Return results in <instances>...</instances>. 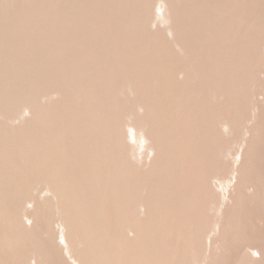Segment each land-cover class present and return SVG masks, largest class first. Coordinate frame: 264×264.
<instances>
[{
  "label": "rangeland",
  "instance_id": "obj_1",
  "mask_svg": "<svg viewBox=\"0 0 264 264\" xmlns=\"http://www.w3.org/2000/svg\"><path fill=\"white\" fill-rule=\"evenodd\" d=\"M16 1V2H15ZM20 1V2H19ZM43 1V2H42ZM47 1V3H45ZM57 0H12V1H10V0H0V14H1V16H0V23L1 22H3L2 24L3 25H5V26H3V25H0V33L1 34H3L2 36H1V34H0V40H1V48H0V51H5L6 49H7V56H5V55H0L1 56V59H0V70H1V68L2 67H4L3 69H4V71H6V73L2 70L1 72H0V74L2 75L3 74V77H4V79H6L7 78V76L10 78V81H8L9 80V78H7L6 79V81L5 82H3L4 81V79L2 80V76H0V83L2 84V82L4 83V84H2L1 86H3V85H5V84H7V85H5V86H3L4 88L7 86V89L5 88V89H3L1 86V91H4L5 90V92H7L8 91V95H6V97H5V99L2 101L4 104H5V106L3 105V107H1L2 106V102L0 103V111H3V113H10V112H12V109H13V101H15V97H16V99H17V97L18 96H16L18 93H17V91H20V87H21V90H24V92L25 91H29L30 92V90L32 91V89H37L38 91L35 93L36 94V96L35 95H33V99H34V97L36 98V99H38V97H39V99H42V97H41V89H38V88H42L43 87V89L44 88H46V87H51V89H53L54 87L56 88L57 87V85H58V90L57 89H53V90H50V88L49 89H47V92H42L43 93V95H44V93H45V98L43 97V99L42 100H40V103H42V104H40L39 105V109H40V113H37V115L36 114H32V113H27L26 112V114L25 113H21V112H24V108H20V109H22V111L20 110V112L18 111V110H16L14 113H13V116H14V118H11V119H13V121H10V125H12L13 126V124H15L16 125V128L17 129H19V134H21L22 136H20V135H17L18 137H17V139L19 140H17L18 141V143L22 146V148H25V143L27 142V141H29V140H26L28 137H29V135H30V137L28 138V139H30L33 135H35V134H33V133H31V132H34L35 133V131H37V134H42V133H45V132H43L44 130L46 131V130H48L49 128H52L53 126L57 129H55V133H56V131H58L56 134H55V138H59V137H61V135H62V138L63 139H56V142H58L59 144H57V143H55V138L53 137V139H52V136H53V134L52 135H49V137H50V139H49V137H47V139H49L50 141H51V139H52V141H51V143H53V144H56V145H59L58 147L62 150L63 149V152H65V153H67L68 154V152L69 153H71V151L73 152L72 154H73V157H70L72 154H69V155H67V163H69V164H66L64 167H60L61 169H59V170H62V168H65L66 166V168L65 169H63V170H66L65 172H67V174L69 173V175H70V178H75V179H73V180H75V182H78L76 179L77 178H80L79 179V185H77L78 183H75L77 186H78V188L77 187H75L76 185H72V187H74V189H73V192H75V195H76V192H77V189L79 190H81V187H80V184H81V179H82V181H83V179L84 180H86V179H89V178H87L86 176L85 177H83V175H85L84 174V169H83V166L82 165H84V163H82L81 164V161L80 160H84V158H86V157H84V155H86V153L83 155L80 151H83V149L85 148V146H86V148H89L88 147V145L90 146L91 144L93 145L94 143H95V141L96 142H99V143H102L101 144V146H102V148L104 147V149H105V147H108V148H110L109 146H111L110 144H107V143H111V138H110V136L108 137V135L106 136L104 133H106V134H108L107 132H103V133H100L102 130L104 131L105 129H107V131H109V128L108 127H110V126H108L107 127V122L109 123L111 120H118L119 118V116L117 115V113H115V115H113L114 114V112L115 111H124L125 112V110L127 109V107H128V110L126 111V112H129L128 113V116L129 115H131V116H129L128 118H124V119H130V117L132 118V119H130L131 121L135 118H138L139 119V115L141 114V113H143L144 111H142L141 112V110H142V108L143 107H141V104L139 103V102H137V101H135V96H136V94H137V99L138 100H140L141 99V96H138V94H141V91L138 89V87H134L133 86V84L132 83H134V81L135 82H139L140 81V79L142 80V81H140V82H143V83H145V85L146 84H148L147 86H150L149 88L152 90V91H154L155 89L158 91V92H162V90H164L165 88H162V86H164L165 84H164V81L165 80H162L163 78H162V76H163V74H161V73H159V71H163V70H161L160 68H159V71L157 70V72H156V69H158L157 67H155V64L157 63H160L161 65H163V63L162 62H164L163 61V58H162V55L164 56H166L167 57V55L170 53L171 55H173V53L175 54L176 52L177 53H180V52H182L183 53V55L187 52H189L188 54H189V56L191 55V57H189V56H185V57H183V55H182V58H181V54H179L180 55V58L178 57L179 55L177 54V56H176V54L175 55H173L176 59H174V65H176V67H181L180 69H182V68H184V65L185 64H187L188 62V64H187V68H186V65H185V71H183V69H182V71L181 70H179V71H181L180 73H181V75H182V77L180 78V79H177V81L179 82V83H181V79L183 80V82L185 83V90H186V87H187V92H185L183 95H187L186 97L184 96V97H182V98H186V100H184V102H186L185 103V108L184 109H182V110H185V109H190L191 110V112L193 113V110H194V108L196 107V109L198 108V111L197 110H194L195 112H194V114H192L193 116L196 114L198 117L199 116H201V120H198L199 118H197V116L195 115L194 117H195V120H196V122L195 123H199L200 121V125L199 124H196V125H198V126H196V128H198V129H196V135H193V132H191V130H189L188 131V129H190L188 126H189V124H188V126L186 125V124H184L183 123V121L182 122H180L179 121V117L177 118L176 116H175V114L177 115V113H178V111L179 110H181V109H178L179 107H177L179 104L177 103V104H174L173 106H172V109L170 108H168V107H166V105H164V103H165V100L163 101V100H161V102H163V103H161L160 101V103L158 102V105L157 106H159V108H161V106H162V110L163 111H165V109H166V111L168 112L167 114L169 115V113H170V115H169V117H170V119H169V117L167 118V117H165V118H167L166 120H165V118H164V113H166V112H164L163 113V111L162 110H159V108L158 109H156L157 111V113L160 111L161 112V114H159V115H161L160 117H162L163 116V118H161V119H158L157 117V119L159 120H157L156 118H155V116H152L153 115V111L152 112H148L147 111V115H149V113H151L150 115H151V118H153V119H151V120H153L154 122V125H153V123L151 122V120H150V115H149V117L147 116V120L149 121V130H151V127H154V128H156L157 126L156 125H158L160 128H161V131H160V128L159 129H157L156 128V130H159V132L158 133H160V132H162L163 133V135L160 133V137H159V134H157V132L154 130V128H153V133L155 134V138H157L156 140H159V143H161V141L163 140H165L167 137H164V136H168L169 137V139L170 140H172L173 142H175L173 145H171L170 144V147L169 146H167L166 144H168V142H169V140H168V142H167V139L165 140V142H163V143H161L162 145H166L165 146V148L164 149H166L167 147H168V149H171V150H169V151H171V152H175L176 151V149L179 151V149L181 148L182 149V147H183V149L184 150H182L183 151V153L185 152V151H187L186 153H188L190 150H191V152L193 153V154H195L194 152H195V148L193 149V151H192V148H189L188 146L190 145V147H194L195 145V147H197L196 148V151H197V153L196 154H198L199 153V155H200V160L198 161V159H197V163L198 164H200V165H198L197 163H195V164H192V163H189V166L190 167H185V165L186 166H188V163H185V162H188V159H186V157L187 158H189L190 156L189 155H187L186 153H184L183 155L184 156H180V154L179 155H177L176 154V152H178V151H176L174 154L176 155H174V154H172L171 152L170 153H168V151H167V155H168V157H167V155L165 154L166 153V150H164L163 148H161V146H160V148H159V150H161V149H163L164 151H165V153H164V151L162 152V153H160V151L157 153L156 151H155V155L157 156V158H158V160H159V162H158V160H157V158L155 157V159H151L153 156H155V155H151L152 157L150 158V156L148 157L149 158V160L147 161V159L148 158H146V159H142V163H140V160H139V158L140 157H136L135 158V156L137 155V154H139L141 151H142V149L145 147V149L147 148V146H148V144L149 143H147L148 142V140H151L152 141V139L153 138H151V135L152 134H150L148 131H147V129L148 128H146V127H144V126H142L141 124L140 125H138V124H136V123H138V120H135L134 119V121H136V122H131V121H129V120H127L128 121V126L130 125V128H131V125H132V128L134 129L136 126H137V128H141V130H143L144 128V130L143 131H138V130H140V129H136V133L134 132V134H137V135H139V133L141 134V135H139V136H137V135H134V134H132L133 132H132V128H131V130H130V128L128 127V126H126L122 131H123V133L125 134L126 133V137H125V139L124 140H126V143L125 144H128V146H130V150H131V152H132V162L134 163V165H137V166H134V165H132V163L130 162V161H128L129 163H127L126 162V160H125V163H127L126 165H128V166H126L125 165V163H124V161H123V165H125L126 167H130L129 169H127L126 168V174L128 173V171H135L137 174H139L140 173V175L138 176V175H136V173H134V172H132L133 174H131V172H129L127 175H126V177H129V175H131V177L132 176H134V174H135V178H139V177H144L145 175L144 174H146V176L144 177V179L141 177V178H139L140 179V181H139V179H136V181L134 182V183H137L136 185H140V187L142 186H144L143 188H141L142 190H144V191H142V193H144V194H140V196L145 200H148L147 198H149V200L151 199V198H153V197H156L155 199H153V200H155V201H157V199H158V201L157 202H159V200H160V197L162 198L161 199V201L163 202V200H164V203H165V201L167 200V202H168V196L167 195H169V194H172V191L173 190H175V193L174 194H172L171 196L173 197V196H176V202H174L173 201V203H169L170 205L169 206H167V207H170L171 206V208H169L168 210L169 211H171V212H169V211H167V209H165L166 207H165V205H164V203H162L161 201V203H160V205H164V207L163 206H161L160 207V211H156L155 209H154V211H150V214L151 215H149L148 214V212H149V210H148V212L146 213V215L144 214V215H140L139 217L137 216V218L136 219H138V220H140V222L142 223L141 225H142V228L144 229L145 228V226L147 227L146 228V230L148 231V230H150V231H148L149 233L151 232V229L153 230V229H155L156 228V224H157V222L158 221H161V220H158V219H161L162 217H160L161 215H163L165 212V215L167 216H165V215H163V218H165V221H166V219H167V221L168 220H173V219H175L176 217L175 216H177L176 215V213L178 214L179 212H184V210L183 209H185L186 211H188V212H186V214L188 215L187 216V218L188 217H191L192 215L193 216H195L196 217V215L198 214V218H197V220H199L200 222H198L196 219H193L192 217H191V219L189 220V221H191V222H186V224H185V222H184V224L186 225V227L189 229L191 226L190 225H192V227H191V232L192 233H195L196 232V225L197 226H199L200 225V228L202 229H200L199 227H198V229H200L199 231L200 232H202V234L200 235V239L202 240L205 236V238L202 240V241H200V239H198V237L197 238H194L192 235H190V237H188V231L186 232V230H184L183 232H185V233H183V234H185V235H183L182 234V236L181 237H183V238H181L180 236H178L179 235V230H181V229H179L180 227H178V230H177V227L176 226H174L173 228H174V230H173V228H172V230H171V235H173V236H171L170 235V237L168 236V237H166V243H167V246H168V243H169V246H168V250H167V254H169L170 256L171 255H173L174 254V252H178V248H179V252L178 253H176L175 255H174V257L172 258V260L174 261H170V264H172V263H174V264H177L178 263V261H181V259H182V263L181 264H185L187 261H188V259L190 260L191 258H189V257H192L193 255L195 256V254H197V252L195 253V254H193L197 249H198V252H199V254H197V255H203V257L202 256H200L199 258H198V256L196 255V257H194L195 258V260H198V259H204L203 260V262L204 261H206V262H199V261H202V260H198L197 262L194 260V258H193V261L194 262H196V263H200V264H237V263H239V264H245V262H246V264H264V202H262V201H264L263 199H264V159H262V158H264V87H263V85H264V78H262V77H264L263 75H264V47H262V46H264V43H261V41L262 40H264V39H262V38H264V0H230V2L227 0H221V2H220V0H184V3H183V0H162V5H161V9H159V6H160V2H161V0L159 1H157V0H145L144 1V3L142 2L143 0H138V1H140V3L141 4H143L142 6L143 7H141V4L136 0H98V2H97V0H77V2H76V0H58L57 2H56ZM67 1V2H66ZM73 1H75V2H73ZM112 1V2H111ZM150 1V7L152 8V9H150L149 8V5H148V3L147 2H149ZM157 3H156V2ZM164 1H166L165 3H164ZM170 2V4H169V2ZM172 1H175L174 3H176V1H177V5H175L174 3V5H173V8H172ZM187 1V2H186ZM198 1V2H197ZM203 1V2H202ZM225 1V2H224ZM256 1V2H255ZM41 2V3H40ZM59 2V3H58ZM97 2V3H96ZM135 2V3H134ZM212 2V3H211ZM227 2H229V3H231V5H229V3H228V5H229V7L227 6ZM232 2H233V5H232ZM239 4H238V3ZM243 4H242V3ZM248 2V3H247ZM251 2V3H250ZM60 3H62V4H60ZM69 3V4H68ZM94 3H96V4H94ZM137 3V4H136ZM154 3V4H153ZM159 3V4H158ZM164 3V4H163ZM184 5H183V4ZM190 3V4H189ZM193 3V4H192ZM206 3L208 4V5H206ZM215 3V4H214ZM225 3V5H222V4H224ZM246 3V4H245ZM250 3V4H249ZM256 3H258V4H256ZM36 4V5H35ZM45 4V5H44ZM52 4V5H51ZM58 6H57V5ZM63 4H65V5H63ZM81 4V5H80ZM89 4V5H88ZM100 4V5H99ZM109 4V5H108ZM138 4H139V6H138ZM158 6H157V5ZM218 4H220V5H218ZM237 4V5H236ZM249 4V6H247ZM252 4V6H250ZM258 6H256V5ZM259 4H260V7H262V8H260L259 7ZM67 5V6H66ZM70 5V6H69ZM74 7H73V6ZM78 6V7H76V6ZM92 5V6H91ZM105 5H107V6H105ZM113 7H112V6ZM165 5V6H164ZM168 5H169V8H168ZM171 5V6H170ZM194 5V6H193ZM196 5V6H195ZM199 5V6H198ZM205 5V6H204ZM241 5V6H240ZM10 6V7H9ZM12 6H14V7H12ZM15 6L17 7V8H15ZM19 6V7H18ZM103 6V7H102ZM116 6V7H115ZM118 6V7H117ZM154 6V7H153ZM186 6V7H185ZM190 6V7H189ZM227 7L228 9H229V12L227 11L228 9L226 8L225 9V7ZM233 7V8H231V7ZM237 6H239V7H237ZM244 7L245 9L247 8V10L248 11H251L250 10V8L251 7H256L255 9L253 8V12H250V14H251V16H250V14H248L249 12L247 11V10H245V11H247L248 13H245V11H244V8H240V7ZM247 6V7H246ZM84 7H87V8H84ZM91 7V8H90ZM106 7V8H105ZM108 7V8H107ZM125 7V8H124ZM164 7H166V8H164ZM206 9H205V8ZM217 7V8H216ZM221 7H224V8H221ZM234 7H237V8H234ZM13 8V9H12ZM18 8H20V9H18ZM54 8V9H53ZM57 8H59V9H57ZM65 8V9H64ZM71 8V9H70ZM75 8V9H74ZM81 8V9H80ZM96 8V9H95ZM109 8L110 9H113V13H112V17L111 18H109L110 17V15L108 16V19H106L107 17H104L103 19H104V21H103V19H102V14H104V12H105V14H107V10H109ZM118 8V9H117ZM138 8V9H137ZM139 8L141 9V8H145L144 10L143 9H141V10H139ZM179 10V11H181V12H179L177 9ZM219 8V9H218ZM221 8V9H220ZM48 9V10H47ZM69 9V10H68ZM77 9H78V11H77ZM80 9V10H79ZM91 9V10H90ZM155 10L154 11V15H153V11H150V10ZM167 9V10H166ZM173 11H172V10ZM175 9V10H174ZM212 9H214L213 11H212ZM223 9H224V11H223ZM5 10V11H4ZM12 10V11H11ZM53 10V11H52ZM54 10H57V11H54ZM83 10V11H82ZM95 10V11H94ZM98 10V11H97ZM129 10H131V12L129 11ZM142 10H143V12H142ZM157 10V11H156ZM161 10V11H160ZM162 10H164V11H166V12H164V11H162ZM168 10H169V12H170V14H169V12H168ZM177 10V11H176ZM193 10V11H192ZM226 10V11H225ZM231 10V11H230ZM233 10V11H232ZM234 10H236V12L237 11H239V13H240V10H242L241 11V13L239 14V13H236ZM31 11V12H30ZM61 11V12H60ZM71 11V12H70ZM84 13H82V12ZM117 11V12H116ZM160 11V12H159ZM174 11H176L175 13H174ZM197 11V12H196ZM244 11V12H243ZM255 11H256V13H258V15H259V17L260 18H262V19H259V17H258V15H256L255 14ZM51 12V13H50ZM52 12H54V13H52ZM67 12V13H66ZM73 12V13H72ZM95 12H97V13H95ZM98 12H99V14H98ZM125 12H128V14L127 13H125ZM140 12H142V13H140ZM146 12V13H145ZM149 12V13H148ZM156 12V13H155ZM159 12V13H158ZM172 12V13H171ZM183 12V13H182ZM187 12V13H186ZM195 14H194V13ZM218 14H217V13ZM227 12L228 13H230V14H228V16L229 17H226V15L225 14H227ZM234 12V15L235 14H237V17L239 16V15H241L240 17H238V22H237V17H236V15L234 16V17H236L235 19V22L238 24H236L235 25V22L233 23V21H234V17H233V15L231 16V13H233ZM243 12V13H242ZM260 12V13H259ZM34 13H35V15H34ZM130 13H134V14H130ZM148 13V14H147ZM163 13V14H162ZM165 13H168V14H165ZM190 13H191V15H190ZM214 15H213V14ZM223 13V14H222ZM7 14V15H6ZM61 14V15H60ZM80 16H78V15ZM90 14V15H89ZM99 16H98V15ZM141 14V15H140ZM144 14H147L148 15V17L145 15L144 16ZM150 14H152V15H150ZM155 14H156V16H155ZM160 14V15H159ZM165 14V15H164ZM173 14V15H172ZM210 14H212V15H210ZM215 14H217V15H215ZM242 14L244 15V16H247L248 15V17H250L251 19H248L247 18V20H246V18L244 17V16H242ZM247 14V15H246ZM254 14V15H253ZM10 15V16H9ZM51 15V16H50ZM58 15V16H57ZM77 15V16H76ZM93 15V16H92ZM115 15V16H114ZM120 15H121V17H120ZM129 15H131L132 16V18H131V16H129ZM138 15H140V16H138ZM150 15V16H149ZM158 15V16H157ZM168 15H170L169 17H168ZM178 17H177V16ZM181 15V16H180ZM221 15H225L224 17L223 16H221ZM4 16H6V18H4ZM34 16H35V18H34ZM66 18H65V17ZM82 16V17H81ZM141 16L143 17L142 19H141ZM152 16V17H151ZM159 16H161L160 18H156V17H159ZM164 16V17H163ZM174 16V18L176 17V19L177 18H179L178 20L179 21H177L176 19H174L175 21L173 22V23H175V24H173V25H175L174 27H173V25H171V27H169L168 29H167V27L168 26H170L169 25V22L171 23L172 22V17ZM184 18H183V17ZM198 16H200V17H198ZM202 16V17H201ZM255 16H256V18H255ZM25 17V18H24ZM78 19H77V18ZM85 17V18H84ZM89 17V18H88ZM93 17V18H92ZM95 17V18H94ZM98 17V18H97ZM101 17V18H100ZM133 17H134V19H133ZM150 17V18H149ZM154 17V18H153ZM167 19H166V18ZM181 17V18H180ZM192 17H193V19H192ZM214 17H215V19H214ZM220 17H222L223 19H225V21L224 20H221L220 21ZM226 17V18H225ZM245 18V20H244V22L242 21V23H245V24H242V23H240L241 22V19L242 18ZM253 17V18H252ZM1 18H3V19H1ZM14 18V19H13ZM52 18V19H51ZM74 18V19H73ZM83 18V19H82ZM122 18V19H121ZM124 18V19H123ZM163 18H164V20H166V21H164L163 20ZM190 18V19H189ZM209 18V19H208ZM216 18H217V20H216ZM219 18V19H218ZM227 18H228V21H227ZM229 18L230 19H232V20H229ZM240 18V19H239ZM10 19V20H9ZM16 19V20H15ZM20 19V20H19ZM31 19V20H30ZM94 19V20H93ZM106 19V20H105ZM121 19V20H120ZM126 19V20H125ZM151 21V23L149 22V24H147V22L149 21V20ZM152 19H154V21L152 20ZM162 19V20H161ZM168 19H172V20H168ZM181 19V20H180ZM184 19V20H183ZM186 19V20H185ZM256 21H255V20ZM6 20H8V21H6ZM12 20V21H11ZM18 20V21H17ZM27 20V21H26ZM79 20H80V22H79ZM82 20V21H81ZM118 20V21H117ZM120 20V21H119ZM133 20V21H132ZM148 20V21H147ZM156 20H158V21H156ZM161 20V22H159ZM168 20V21H167ZM192 20V21H191ZM195 20V21H194ZM216 20V21H215ZM250 20V21H249ZM261 20H263V21H261ZM15 21V22H14ZM21 21V22H20ZM24 21H26L27 22V24H28V21L30 22L28 25L26 24H24V26L26 27V28H29V27H31L32 28V32L29 30V29H31V28H29V29H26L25 28V30H29L30 31V33L28 32V33H24L23 34V31H25L24 30V26H22L21 27V24L19 25L18 23H22V25H23V23H24ZM36 21V22H35ZM51 21V22H50ZM53 21V22H52ZM71 21V22H70ZM84 21V22H83ZM116 21V22H115ZM132 21V22H131ZM163 21H164V23H163ZM177 21V22H176ZM181 21H185V22H182L181 23ZM190 21V22H189ZM198 21V22H197ZM208 21V22H207ZM222 21H223V23L225 22V24H230V26H229V24L228 25H224L223 23H222ZM248 21V22H247ZM258 21V22H257ZM7 22V23H6ZM11 22V23H10ZM14 22V23H13ZM31 22H34V23H31ZM65 22V23H64ZM85 22H87V23H85ZM90 22H93V23H90ZM110 22H112V23H110ZM114 22V23H113ZM145 24H144V23ZM156 22H158V26H157V23ZM167 22V23H166ZM187 22H188V24H187ZM214 22V23H213ZM220 22V23H219ZM6 23V24H5ZM16 23V25H15V27H14V25H11V24H15ZM70 23V24H69ZM82 23H84V24H82ZM100 23V24H99ZM103 23V24H102ZM117 23V24H116ZM152 23L154 24L153 25V27H155V28H153V27H151L152 26ZM161 23V24H160ZM176 23L178 24V25H180L179 27L176 25ZM182 25H181V24ZM191 23V24H190ZM208 23V24H207ZM222 23V24H221ZM255 23H258V25H256ZM17 24H18V26H19V28H17ZM36 24V25H35ZM51 24V25H50ZM53 24V25H52ZM79 24V26H77V25ZM82 24V25H81ZM89 24V25H88ZM96 24V25H95ZM106 24V25H105ZM109 24V25H108ZM119 24V25H118ZM124 24V25H123ZM140 24V25H139ZM144 24V25H143ZM149 26V29H148V27H147V25ZM162 24H164L163 26L164 27H162L161 25ZM193 24V25H192ZM195 24H196V26H195ZM201 26H200V25ZM207 24V25H206ZM210 24V25H209ZM240 24H241V26H243L242 27V29H239V26H240ZM251 24V25H250ZM263 24V25H262ZM9 25V26H8ZM33 25H34V28H36V29H34L33 28ZM37 25H38V27H37ZM103 25V26H102ZM108 25V26H107ZM112 25H114L113 27H112ZM123 27H122V26ZM129 25V28L131 27V28H133V29H128V27H126V26H128ZM156 25V26H155ZM167 25V26H166ZM187 25V26H186ZM205 25V26H204ZM215 27H214V26ZM217 25V26H216ZM222 25H224L225 27H221ZM235 25V26H234ZM245 25V26H244ZM10 26H12L11 28H10ZM51 26H52V28H51ZM77 26V27H76ZM86 26V27H85ZM100 26V27H99ZM115 26H116V28H115ZM137 26H142L141 28H138ZM146 28H145V27ZM165 26H166V29L167 30H165ZM182 26V27H181ZM192 26H194V27H191ZM212 26H213V28H212ZM229 26V27H228ZM238 26V27H237ZM240 26V27H241ZM5 27V28H4ZM9 27V28H8ZM13 27L15 28V29H13ZM74 27V28H73ZM112 27V28H111ZM120 27V28H119ZM187 27V28H186ZM204 27V28H203ZM206 27V28H205ZM211 27V28H210ZM233 27V29H232V31H231V28ZM234 27H237L236 29L234 28ZM246 27V28H245ZM256 27H257V29H258V31H256L257 29H256ZM16 28H17V30H20V32H21V28H23V31L21 32V33H19L17 30H16ZM60 28H62V30L60 29ZM92 28H93V30H92ZM95 28V29H94ZM101 28V29H100ZM106 28V29H105ZM110 28V30H108ZM127 28V29H126ZM143 28V29H142ZM150 28H151V31H150ZM163 28V30H161ZM171 28H174V30H175V33H176V31H178V29H182V31L180 30V31H178V33L177 34H175L173 31H170V30H172ZM176 28H178L177 30H176ZM190 28V29H189ZM209 30H208V29ZM222 28H224V29H222ZM249 28V29H248ZM262 28V29H261ZM12 31H11V30ZM58 29H59V31H58ZM79 29H81V30H79ZM91 29V30H90ZM103 29V30H102ZM127 30V31H125V30ZM155 29V30H154ZM193 29V30H192ZM216 29H219V30H216ZM226 29H228V30H226ZM234 29L235 30H237V32L238 31H240V34H239V37H238V33L236 32V31H234ZM244 29V30H243ZM3 30V31H2ZM16 30V31H15ZM41 30V31H40ZM53 30V31H52ZM78 30H79V32H78ZM84 30V31H83ZM98 30V31H97ZM113 30V31H112ZM115 30H117V31H115ZM130 30H131V32H130ZM133 30V31H132ZM137 30V31H136ZM139 30V31H138ZM144 30V31H143ZM157 30V31H156ZM215 30V31H214ZM223 32H222V31ZM230 30V31H229ZM246 30V31H245ZM7 31H9L8 33H7ZM39 32L40 31V33H35V32ZM67 31L69 32V33H67ZM91 31V32H90ZM110 31V32H109ZM122 31V32H121ZM145 31H147V32H145ZM159 31H161V32H159ZM193 31V32H192ZM195 31H197V32H195ZM207 31V32H206ZM215 33H214V32ZM226 31V32H225ZM234 32L233 34L232 33H230L229 34V32ZM263 31V32H262ZM10 32H13L12 34H10ZM16 32L17 33H19V36H17V34H16ZM74 32V33H73ZM78 32V33H77ZM85 32V33H84ZM94 32H95V34H94ZM117 32H119V33H117ZM129 32V33H128ZM138 32V33H137ZM140 32V33H139ZM142 32H143V34H142ZM165 32H166V35H165ZM167 32H168V34H167ZM173 32V33H172ZM182 32H183V34H182ZM185 32L187 33L186 35H185ZM237 34H236V33ZM245 32V33H244ZM254 32V33H253ZM256 32V33H255ZM260 32V33H259ZM67 33V34H66ZM77 33V34H76ZM100 33V34H99ZM101 33H102V35H101ZM127 33L130 35V38H128L129 36L127 35ZM136 33V34H135ZM152 33H153V35H152ZM160 33V34H159ZM161 33H163L164 35L162 36V34ZM171 33V34H170ZM180 33V34H179ZM189 33V34H188ZM195 33V34H194ZM225 33V35H223ZM226 33H228V35L226 34ZM243 33V34H242ZM246 33H247V35H246ZM262 33V35H263V37H262V35H260ZM6 34H10V35H12V36H9L8 37V35H7V37H5L6 36ZM32 34H34L33 36H32ZM37 34V35H36ZM41 34V35H40ZM63 34H65V35H63ZM95 35V38H94V36H92V35ZM108 36H106V35ZM116 36H115V35ZM131 34H133V36H131ZM137 34H138V36L139 37H137ZM144 34H147V36L146 35H144ZM149 34V35H148ZM175 35L174 37H173V35ZM217 34V35H216ZM234 34H236V35H234ZM14 35H16V36H14ZM21 35H23L21 38H20V36ZM28 35V36H27ZM39 35V36H38ZM67 35V36H66ZM79 35V36H78ZM100 35V36H99ZM120 36L119 38H118V36ZM127 35V36H126ZM143 37H142V36ZM151 35V36H150ZM154 35H156V37L154 36ZM176 35H179V36H176ZM190 35V36H189ZM193 37H192V36ZM232 35H234L235 37H233ZM243 35V36H242ZM249 35V36H248ZM255 35H257V36H255ZM14 36V37H13ZM25 36V37H24ZM32 36V37H31ZM40 36H41V38H40ZM90 36V37H89ZM101 36H104V38L103 37H101ZM106 36V37H105ZM111 36V37H110ZM114 36V37H113ZM183 36V37H182ZM187 36V37H186ZM237 36V37H236ZM245 36H246V38H245ZM261 38H260V37ZM4 37V38H3ZM12 37V38H11ZM16 37V38H15ZM18 37V38H17ZM79 37V38H78ZM125 37V38H124ZM135 38V39H131V38ZM138 39H140V40H138ZM147 37V38H146ZM156 38V39H154V38ZM159 37V38H158ZM161 37V38H160ZM177 37H179V38H177ZM198 37V38H197ZM259 37V38H258ZM7 38H8V41L10 40V42H11V40L13 39V41H15V42H17V43H19L20 41H22V43H20V44H22V49L21 50H23L22 52H24V50L27 48V51H25L24 53H22L21 52V50H20V48H19V46H21V45H18V44H16L15 42V44L13 43V42H11V45L10 44H7V43H10V42H8L7 41ZM10 38V39H9ZM15 38V39H14ZM28 38V39H27ZM39 38V39H38ZM61 38V39H60ZM88 38H90L89 40H88ZM116 38H118V39H116ZM121 38V39H120ZM123 38H124V40H123ZM126 38H128V39H126ZM144 38H146V39H148V40H146V39H144ZM163 38V39H162ZM233 38V39H232ZM234 38H236V39H234ZM255 38V39H254ZM258 38V39H257ZM3 39V40H2ZM6 39V40H5ZM22 39V40H21ZM25 39H27V40H25ZM36 39H38V40H36ZM41 39V40H40ZM42 39H43V42H44V47H46L47 48V50H46V48H44V47H41L40 48V45H42ZM64 39V40H63ZM66 39V40H65ZM87 39V40H86ZM103 39V40H102ZM109 40V39H111L109 42L107 41V40ZM178 39H180V40H178ZM190 39H191V41H190ZM198 39V40H197ZM201 39V40H200ZM232 39V40H231ZM238 39V40H237ZM245 39V40H244ZM262 39V40H261ZM16 40H20V41H16ZM24 40V41H23ZM36 40V41H35ZM68 40V41H67ZM106 40V41H105ZM114 40V41H113ZM119 40V41H118ZM162 40H164L166 43L167 42H171L173 45H174V41H175V44L177 45H174L176 48H174L173 47V45H172V47H171V45H169V43H165L164 41H162ZM234 40V41H233ZM243 40V41H242ZM247 40L249 41V42H247ZM4 41H7V42H5L7 45H8V47L9 48H7V46H6V48H5V43H4ZM32 42V44H33V42H39V41H41V43H40V45H38L39 43H36V45H35V43L32 45L31 44V42ZM73 41V42H72ZM92 41V42H91ZM97 41V42H96ZM127 41V42H126ZM132 41V42H131ZM133 41H136V42H134L135 44H133ZM137 41L139 42L140 41V44H138L137 43ZM146 41V43H144ZM155 41V42H154ZM158 41V43H156ZM163 43H162V42ZM216 41V42H215ZM224 41H231V46H232V48H231V50H230V44H229V42L227 43H225ZM233 41V42H232ZM238 43H237V42ZM241 41V42H240ZM24 42H26V45H25V43ZM60 42H62V43H60ZM107 42H108V45H107ZM142 42H143V44H142ZM161 42V43H160ZM178 42V43H177ZM184 42V43H183ZM190 42H191V44H192V46L190 45ZM194 42V43H193ZM206 42V43H205ZM209 42V43H208ZM221 42H222V44H221ZM235 42V43H234ZM245 43V44H243V43ZM263 42V41H262ZM4 43V44H3ZM30 45H29V44ZM69 43V44H68ZM88 43V44H87ZM90 43V44H89ZM91 43H95V45L93 44H91ZM110 43V44H109ZM127 43H128V45H127ZM130 43V44H129ZM165 43V44H164ZM181 43H183V44H181ZM188 43V44H187ZM211 43V44H210ZM223 43H225V45L223 44ZM250 43L252 44V45H250ZM258 43V44H257ZM260 43H261V45H260ZM14 44V47L12 46ZM62 44V45H61ZM64 44V45H63ZM67 46H66V45ZM82 44V45H81ZM106 44V45H105ZM148 44V45H147ZM157 44H159V45H157ZM163 44V45H162ZM210 44V45H209ZM217 44H218V46H217ZM241 44V45H240ZM248 44V45H247ZM38 45V46H37ZM42 45V46H43ZM69 45V46H68ZM87 45V46H86ZM121 45H122V47H121ZM127 45V46H126ZM144 45V46H143ZM150 45V46H149ZM168 45H169V47L170 48H168ZM182 45H185L186 47H184V46H182ZM213 45L215 46V48H211V47H213ZM239 47H238V46ZM245 45V46H244ZM260 45V46H259ZM14 48V49H12V47ZM24 46H26V47H24ZM30 46H33V47H30ZM34 46H36V47H34ZM64 46V47H63ZM90 46V47H89ZM92 46V47H91ZM96 46H97V48H96ZM105 46V47H104ZM110 46H111V48H110ZM140 46V47H139ZM146 46L148 47V48H146ZM155 46V47H154ZM157 46H158V48H157ZM164 48H163V47ZM228 46H230V47H228ZM236 46V48H234L233 49V47H235ZM257 46V47H256ZM5 48V50H4V48ZM17 47V48H16ZM29 47V48H28ZM39 47V48H38ZM65 47H67V48H65ZM118 47V48H117ZM133 49H132V48ZM135 47V48H134ZM160 47V48H159ZM177 47H178V49H177ZM242 47V48H241ZM246 47H247V49H246ZM259 47H260V49H259ZM16 48V49H15ZM25 48V49H24ZM31 48V49H30ZM68 48H70V54H69V56H68V53H69V50H68V53H67V55H65V53L67 52V49ZM99 48V49H98ZM131 48V49H130ZM142 48V49H141ZM144 48H145V50L147 49V51H144ZM153 48V49H152ZM167 48V49H166ZM181 48V49H180ZM185 48H187L186 50H184ZM189 48H191V49H189ZM193 48V49H192ZM238 48H240V49H238ZM255 48H257V49H259V50H257V49H255ZM2 49V50H1ZM8 49L10 50V49H12V50H10L9 52H8ZM19 49V50H18ZM32 49L34 50V51H32ZM40 49V50H39ZM43 49H45L46 51H47V53H46V51L45 50H43ZM117 49V50H116ZM154 49H155V51H154ZM203 49V50H202ZM225 49V50H224ZM228 49V50H227ZM243 49V50H242ZM16 50V51H15ZM66 50V51H65ZM128 50H130V51H128ZM139 50V51H138ZM167 50V51H166ZM194 50V51H193ZM209 50V51H208ZM216 50V51H215ZM219 50V51H218ZM251 50V51H250ZM256 50V51H255ZM2 51V53L0 52V54H4V52ZM20 51V52H19ZM45 51V52H44ZM65 51V52H64ZM80 51H81V54H80ZM86 51V52H85ZM100 51V52H99ZM120 51V52H119ZM125 51V52H124ZM148 51H149V53L150 52H152V53H150L151 54V57H150V59H149V57H145L144 55H147V56H149V54H147L148 53ZM155 53H154V52ZM156 51L158 52V54H159V57L157 56V53H156ZM169 51V53H166V52H168ZM208 51V52H207ZM214 51V52H213ZM241 51V52H240ZM246 51H249V52H246ZM13 54H11V53ZM14 52H15V54H14ZM16 52H19V58H15V60H13V58L14 57H17L16 55L18 54V53H16ZM32 52H33V54H32ZM39 52V53H38ZM71 52H72V54H71ZM74 52V53H73ZM139 52V53H138ZM145 52H146V54H145ZM173 52V53H172ZM226 52V53H225ZM246 52V53H245ZM8 53H10V54H8ZM27 53V54H26ZM64 53V54H63ZM90 54V56H89V54ZM130 53H134L133 55L132 54H130ZM136 53V54H135ZM186 53V54H187ZM210 53V54H209ZM212 53V54H211ZM229 55H228V54ZM233 53V54H232ZM235 53V54H234ZM250 53V54H249ZM261 53V54H260ZM20 54H22V55H20ZM24 54H26V55H24ZM32 54V55H31ZM37 54V56H35ZM74 54H75V56H74ZM83 54V55H82ZM86 54H87V56H86ZM101 54V55H100ZM122 54V55H121ZM187 54V55H188ZM198 54V55H197ZM200 54V55H199ZM216 54V55H215ZM247 54V55H246ZM251 55V56H249V55ZM27 55H28V57H27ZM40 55H42V56H40ZM44 55V56H43ZM100 55V56H99ZM104 55V56H103ZM115 57H114V56ZM130 55H131V58H133V59H131L130 58ZM136 57H135V56ZM153 55H155V56H157V58H152V57H155V56H153ZM194 55H195V57H194ZM215 55V56H214ZM234 55H236L235 57H234ZM240 55H242V57H240ZM261 55V56H260ZM10 57V59H11V61H10V59H9V57ZM21 56H22V58H21ZM29 56H31V57H29ZM49 56V57H48ZM101 56H103L104 58H106V59H104L103 57H101ZM119 57V59H118V57ZM202 56V57H201ZM229 56V57H228ZM233 56V57H232ZM254 56V57H253ZM8 57V58H7ZM84 57H86V58H84ZM92 57V58H91ZM98 57V58H97ZM114 57V60L112 61V60H110L111 58H113ZM139 57V58H138ZM142 57V58H141ZM144 57L147 59H144ZM177 57L179 58V59H177ZM200 57V58H199ZM205 57V58H204ZM240 57V58H239ZM244 57V58H243ZM3 58H5V59H3ZM64 58L65 59H67V60H65L64 61ZM69 58H70V60H69ZM72 58V59H71ZM77 58V59H76ZM88 58H90V59H88ZM123 58H125L124 60H123ZM126 58H129V59H126ZM136 58V59H135ZM168 58V57H167ZM189 58H191V59H189ZM199 58V59H198ZM207 58V59H206ZM224 58V59H223ZM233 58V59H232ZM6 59H7V61H6ZM19 59V60H18ZM30 59V60H29ZM45 59H47V60H45ZM91 59H93L92 61H91ZM96 59V60H95ZM101 59V60H100ZM117 61H116V60ZM122 59V60H121ZM135 59V60H134ZM137 59H144L142 62H144L145 60L146 61H148L149 60V64L151 63V62H154V63H152V64H154L153 65V67H155L154 69L151 67V66H149L148 65V63H143V64H140L141 62H139ZM185 59H187V60H185ZM209 59V60H208ZM228 59V60H227ZM237 59V60H236ZM239 59V60H238ZM242 59V60H241ZM247 59V60H246ZM250 59V60H249ZM254 59V60H253ZM263 59V60H262ZM5 60V61H4ZM17 60V61H16ZM26 60V61H25ZM29 60V61H28ZM77 60V61H76ZM94 60H95V62H94ZM105 60V61H104ZM121 60V61H120ZM126 60V61H125ZM158 60H161V61H158ZM168 60H169V58H168ZM177 60H178V62H177ZM190 60H192V62L190 61ZM222 60V61H221ZM231 60V61H230ZM261 60V61H260ZM1 61H3V63L5 62H7V64L8 65H10L9 67H7V68H5L6 66L5 65H7V64H3V63H1ZM16 61V62H15ZM44 61V62H43ZM64 61V62H63ZM74 61V62H73ZM85 61V62H84ZM99 61V62H98ZM103 61V62H102ZM158 61V62H157ZM197 61V62H196ZM199 61V62H198ZM201 61V62H200ZM203 61V62H202ZM209 63H208V62ZM217 61V62H216ZM237 61H239L238 63H237ZM249 61L251 62V65H250V63H249ZM8 62H10V63H8ZM24 63V65H23V63ZM48 62V63H47ZM54 62V63H53ZM66 62V63H65ZM69 62V63H68ZM73 62V63H72ZM93 62V63H92ZM97 62L99 63V64H97ZM114 62H116V64L113 63ZM119 62V63H118ZM128 62V63H127ZM131 62V63H130ZM133 62V63H132ZM177 62V63H176ZM186 62V63H185ZM212 64H211V63ZM221 62V63H220ZM228 62V63H227ZM231 62V63H230ZM27 63V64H26ZM39 63V64H38ZM41 63H42V65H41ZM65 63V64H64ZM71 63V64H70ZM77 63V64H76ZM110 63V64H109ZM121 63V64H120ZM125 65H124V64ZM139 63V64H138ZM166 63V62H165ZM180 63V64H179ZM191 63V64H190ZM204 63H206V64H204ZM240 63V64H239ZM13 64V65H12ZM14 64H15V67H14ZM29 64V65H28ZM36 64H38V65H36ZM53 66H52V65ZM69 64L71 65V66H69ZM90 64V65H89ZM92 64V65H91ZM120 64V65H119ZM156 64V65H157ZM160 64H158L159 66H161ZM182 64H184V65H182ZM201 64V65H200ZM216 64V65H215ZM218 64V65H217ZM230 64V65H229ZM236 64H238V65H236ZM253 64V65H252ZM4 65V66H3ZM7 65V66H8ZM50 66V68H51V70H50V68L48 67L47 68V66ZM64 65V66H63ZM85 65V66H84ZM95 65V66H94ZM97 65H99L98 67H97ZM111 65V66H110ZM116 65V66H115ZM151 65V64H150ZM182 65V66H181ZM190 65H191V67H193V69L190 67ZM196 65V66H195ZM199 65V66H198ZM209 65V66H208ZM229 65V66H228ZM260 65V66H259ZM263 65V66H262ZM37 66H39V67H41V71L43 70V72L42 73H40V69H39V67H37ZM84 66V67H83ZM115 66V67H114ZM125 66H127V68L125 67ZM145 66H149L150 68H151V71L150 72H153L154 70H155V72H156V74L155 73H152V74H148V73H150L149 71H148V68L147 67H145ZM164 66V65H163ZM163 66H161V68L163 67ZM195 66V67H194ZM198 66V67H197ZM203 66V67H202ZM207 66V67H206ZM226 66H227V68H226ZM252 66V67H251ZM10 67L12 68L11 70H13V72L11 73V72H9V73H11V74H7V70H10ZM23 67H25V68H23ZM31 67V68H30ZM43 67V68H42ZM46 67V68H45ZM53 67V68H52ZM72 67V68H71ZM76 67H79L78 69L76 68ZM90 67V68H89ZM112 69H111V68ZM117 67V68H116ZM120 67H122L121 69H120ZM137 67H139V68H141L142 69V67H145V68H143V70L145 69L146 71H148V72H143V70H141V69H139V70H141V71H139L138 69H137ZM242 67V68H241ZM246 67H250V69L249 68H246ZM262 67V68H261ZM14 68V69H13ZM21 68V69H20ZM56 68V69H55ZM68 68V70H66ZM98 68V69H97ZM125 68V69H124ZM136 68V69H135ZM147 68V69H146ZM204 69V71H203V69ZM208 68V69H207ZM256 68V69H255ZM22 69H24V70H22ZM31 69V70H30ZM38 69V70H37ZM55 69V70H54ZM71 69V70H70ZM90 69V70H89ZM95 69V70H94ZM100 69V70H99ZM114 69V70H113ZM124 69V70H123ZM153 69V70H152ZM179 69V68H178ZM190 69H192V70H190ZM201 69V70H200ZM206 69H207V71H206ZM224 69V70H223ZM228 69H230V70H228ZM233 69H235V70H233ZM237 69V70H236ZM239 69V70H238ZM242 69V70H241ZM245 69H246V71H245ZM252 69V70H251ZM260 69V70H259ZM263 69V70H262ZM16 70V71H15ZM17 70H18V75H19V77L21 76L22 77V79L20 78V79H18V75H16L17 74ZM45 70H50L49 72L48 71H45ZM59 71V72H57V71ZM73 70V71H72ZM76 70V71H75ZM126 70V71H125ZM186 70H187V72H186ZM195 72H194V71ZM213 70H214V72H213ZM216 70V71H215ZM228 70V71H227ZM24 71H27V73L28 74H24L23 72ZM34 71H35V74H34ZM36 71H38L39 73L38 74H36ZM54 71V72H53ZM56 71V72H55ZM66 73H65V72ZM99 71H101V72H99ZM115 71V72H114ZM121 71V72H120ZM128 71V72H127ZM178 71V72H179ZM202 71V72H201ZM218 71V72H217ZM244 71V72H243ZM261 72V73H258V72ZM2 72H4L5 74H6V76H5V74L4 73H2ZM19 72H21V73H19ZM31 72V73H30ZM33 72V73H32ZM46 72H48V74H46ZM86 72H88V73H86ZM127 72V73H126ZM130 72V73H129ZM142 72V73H141ZM189 72V73H188ZM198 72V73H197ZM222 72V73H221ZM224 72V73H223ZM233 72V73H232ZM242 72V73H241ZM249 75H246V73ZM23 73V74H22ZM83 73V74H82ZM98 73V74H97ZM115 73V74H114ZM117 73H119V75L117 74ZM148 74V75H145V74ZM184 73V74H183ZM188 73V74H187ZM197 73V74H196ZM204 75H203V74ZM218 73V74H217ZM241 75H240V74ZM12 74H15L14 76L12 75ZM21 74V75H20ZM33 74V75H32ZM88 74V75H87ZM117 74V75H116ZM153 74H155V78H156V76H157V78L155 79L154 78V75ZM179 74V73H178ZM201 76H200V75ZM237 74V75H236ZM253 74V75H252ZM259 74H260V76H259ZM12 75V76H11ZM36 75V76H35ZM80 75V76H79ZM84 75V76H83ZM93 75V76H92ZM94 75H95V77H94ZM134 75V76H133ZM143 75V76H142ZM153 75V76H152ZM160 75H161V80L162 81H160V80H158V77H159V79H160ZM195 75H197V77L195 76ZM212 75V76H211ZM216 75V76H215ZM226 75H228V77H226ZM243 75H245V79H246V77H247V81L244 79V81L243 80H241V78H242V76ZM256 75H258V76H256ZM29 76H30V78H29ZM31 76H32V79H34V80H32L31 79ZM67 76H69V77H67V79H66V77ZM114 78H113V77ZM118 76V77H117ZM136 76H141L140 77V79H139V77H138V79H139V81H138V79L136 78ZM145 76H146V78H145ZM149 76H150V78H149ZM192 76V77H191ZM206 76V77H205ZM221 76H222V78H221ZM224 76V77H223ZM231 76V77H230ZM6 77V78H5ZM16 77V78H15ZM34 77V78H33ZM35 77H37V78H35ZM42 77V78H41ZM44 77V78H43ZM76 77V78H75ZM81 77V78H80ZM104 77V79H101V78H103ZM148 77V78H147ZM185 77V78H184ZM190 77L192 78V79H190ZM195 77H196V80H195ZM208 77V78H207ZM241 77V78H240ZM63 78H64V80H66V81H64L63 80ZM74 78V79H73ZM78 78V79H77ZM83 78V79H82ZM91 78V79H90ZM98 78V79H97ZM131 78V79H130ZM186 78H187V80H186ZM203 78V79H202ZM206 78V79H205ZM211 78H212V80H211ZM227 78H229V79H227ZM235 78V79H234ZM261 78V79H260ZM46 81H45V80ZM54 79V80H53ZM70 81H69V80ZM114 79V80H113ZM121 79H122V81H121ZM144 79V80H143ZM146 79V80H145ZM147 79H153V80H158L159 81V83H157V84H155L156 86H154L155 87V89L153 88V82L152 83H148V82H150L151 80H147ZM209 79V80H208ZM215 79H217V80H215ZM15 80V81H14ZM16 80H20V82H18V81H16ZM21 80H23V81H21ZM24 80H25V83L24 84H22L21 85V83H23L24 82ZM26 80H28L27 82H26ZM42 80H43V82H42ZM57 80V81H56ZM68 80V81H67ZM82 80V81H81ZM90 80V81H89ZM94 80V81H93ZM97 80H99V81H97ZM103 82H105V84H104V82L102 83L101 81ZM128 80V81H127ZM180 80V81H179ZM189 80V81H188ZM205 80V81H204ZM226 80V81H225ZM250 80V81H249ZM32 82V85H31V82ZM53 83H52V82ZM85 81H87V82H85ZM89 81V82H88ZM107 81V82H106ZM115 81V82H114ZM187 81V82H186ZM207 81V82H206ZM222 81V82H221ZM238 81V82H237ZM240 81V82H239ZM242 81V82H241ZM246 81V82H245ZM254 81V82H253ZM13 84H12V83ZM18 82V83H17ZM41 84H40V83ZM47 82V83H46ZM61 82V83H60ZM65 82V83H64ZM67 82V83H66ZM70 82V83H69ZM80 82H81V85H80ZM84 82V83H83ZM93 82V83H92ZM109 82L111 83V84H109ZM124 82V83H123ZM130 82V83H129ZM147 82V83H146ZM162 82V83H161ZM195 82V83H194ZM220 82H221V84H220ZM226 82V83H225ZM233 82H235V83H233ZM11 85H10V84ZM18 84V86H20V87H18V89H17V87H16V85ZM26 83L28 84L27 86H29V88L31 87V89H29V88H27V86H25L26 85ZM82 83H83V85H82ZM96 83H97V85H96ZM99 83H101V85H98ZM108 83V85H112L113 84V86L112 87H114V88H112V90H111V93L108 91L109 89L106 87V89H103V90H105V91H100V87H97V86H101V87H103V86H105L106 84ZM137 83H135V84H137ZM142 83V84H143ZM156 83V82H155ZM162 85H161V84ZM183 83V84H184ZM190 83H191V85H190ZM199 83V84H198ZM207 85H206V84ZM212 85H211V84ZM217 83V84H216ZM244 83H247V84H244ZM249 83V84H248ZM262 83V84H261ZM55 84V85H54ZM66 84V85H65ZM67 84H69V88H68V85ZM73 84V85H72ZM91 84H94V85H91ZM104 84V85H103ZM125 84H127L126 86H125ZM134 84V85H135ZM140 84V83H139ZM142 84H140V85H138V86H140V88L142 87ZM161 86H159V85ZM215 84V85H214ZM238 86H236V85ZM240 84H241V86L242 87H244V88H242L241 86H240ZM245 86H244V85ZM9 85V86H8ZM23 85L25 86L24 88H23ZM31 85V86H30ZM36 85H38V86H36ZM44 85V86H43ZM51 85V86H50ZM76 85H77V87H76ZM87 85V86H86ZM88 85H89V87H88ZM115 85V86H114ZM131 85V86H130ZM157 85L159 86V87H157ZM181 85V84H180ZM199 85V86H198ZM205 85L207 86V87H205ZM233 85V86H232ZM11 86H14L15 87V89H17L16 91L15 90H12L14 87H11ZM41 86V87H40ZM52 86H53V88H52ZM59 86H61V88L59 87ZM81 86V87H80ZM107 86V85H106ZM133 88V91H134V98L132 97V95H131V97L133 98V100L132 99H130L129 97H130V90H131V88ZM133 86V87H132ZM136 86V85H135ZM198 86V87H197ZM210 86V87H209ZM231 86V87H230ZM234 86H236V87H234ZM196 87V88H195ZM215 87V88H214ZM219 87V88H218ZM229 87V89H227ZM233 87H234V89H233ZM241 87V88H240ZM11 90H10V89ZM23 88V89H22ZM25 88H27V90L25 89ZM78 89V90H74V89ZM85 88V89H84ZM89 88V89H88ZM94 88V89H93ZM95 88H96V90H95ZM130 89V90H127L128 92H126L125 90H123V89ZM158 88V89H157ZM162 88V90H159V89H161ZM201 88H202V90H201ZM207 88V89H206ZM249 88V89H248ZM3 89V90H2ZM29 89V90H28ZM59 89H60V91L62 92V94H61V92L59 91ZM73 89V90H72ZM81 89H82V91H81ZM94 90V92H93V90ZM102 89V88H101ZM114 89H115V91H114ZM122 89V90H121ZM136 89H137V92H135L136 91ZM209 89V90H208ZM215 89V90H214ZM216 89H217V91H216ZM239 89V90H238ZM241 89H243L242 90V93H241ZM55 90V91H54ZM57 90V91H56ZM66 92H64V91ZM85 90V93L86 92H88L89 93V95L91 94V92L90 91H92V95H93V93H95L94 95H96L97 94V92H98V94L96 95V96H94L93 95V97H96V98H98V99H96V98H94L93 100L91 99L92 98V96H91V102H88L87 100H86V98H89V96H87L88 95V93H84L83 91ZM87 90V91H86ZM108 92H107V91ZM120 90V91H119ZM155 90V91H156ZM198 90H200V92L198 91ZM208 90V91H207ZM222 90V91H221ZM224 90V91H223ZM225 90H227V91H225ZM231 90V91H230ZM0 91V92H1ZM15 91V93H12V92H14ZM44 91H46V90H44ZM50 93H53V91L54 92H60V93H58V94H56V93H53V94H50L49 95V92ZM72 91V92H71ZM122 91V92H121ZM210 91V92H209ZM232 91H234V92H232ZM24 92H22L21 91V94H27V93H29V92H26V93H24ZM71 92V93H70ZM77 92V93H76ZM120 92V93H119ZM140 92V93H139ZM217 92V93H216ZM237 92H239V93H237ZM17 93V94H16ZM101 93V94H100ZM117 93H118V95H117ZM122 93V94H121ZM125 93V94H124ZM129 94L128 96H127V94ZM187 93H190V96H189V94H187ZM198 93V94H197ZM207 93V94H206ZM211 93V94H210ZM213 93L215 94V95H213ZM14 94V95H13ZM40 94V95H39ZM65 94V95H64ZM74 96H73V95ZM84 95V96H86V98H84V99H82L83 97L81 96V95ZM100 94V95H99ZM106 94V96H104ZM110 94V95H109ZM124 94V95H123ZM201 94V95H200ZM245 94V95H244ZM54 95H55V97H57V98H55L54 97ZM57 95V96H56ZM121 95H123V96H125V97H123V96H120ZM194 95H198V96H195L196 98H199V99H194L195 100V102H194V100H192V96L194 97ZM209 95V96H208ZM247 95V96H246ZM255 95V96H254ZM261 95V96H260ZM49 96V97H48ZM65 96V97H64ZM69 96V97H68ZM115 96V97H114ZM204 96V97H203ZM215 96V97H214ZM218 98H217V97ZM224 96V97H223ZM243 96H245V97H243ZM263 96V97H262ZM30 97V101L31 100H33L32 98ZM62 97V98H61ZM64 97V98H63ZM80 99H79V98ZM82 97V98H81ZM103 99H102V98ZM139 97V98H138ZM210 97V98H209ZM212 97V98H211ZM8 98H10L9 100H8ZM29 98V97H28ZM49 98V100H47ZM50 98H55V99H50ZM67 98V102H70L71 103V105L68 103V105L69 106H73L72 108H69V106L67 107V102L65 103V99ZM69 98V99H68ZM107 100H106V99ZM113 98V99H112ZM116 98V99H115ZM121 98V101L123 102V104H120V103H122L119 99ZM187 98H189V99H187ZM204 98H206L205 100H204ZM246 98V99H245ZM248 98V99H247ZM256 98V99H255ZM259 98H260V100H259ZM7 99V100H6ZM59 99V100H58ZM61 99V100H60ZM71 99V100H70ZM73 99V100H72ZM76 99L78 100V101H76ZM83 101H82V100ZM102 99V100H101ZM111 99V100H110ZM126 99V100H125ZM162 99H164V98H162ZM208 99V100H207ZM228 99V100H227ZM231 99V100H230ZM251 99V100H250ZM5 100H6V103H5ZM35 100V99H34ZM51 100V101H50ZM55 100V101H54ZM70 100V101H69ZM85 100H86V102H85ZM94 100H97L96 102L94 101ZM113 100V101H112ZM124 100V101H123ZM128 100V101H127ZM190 100V101H189ZM213 100V101H212ZM223 101L224 103H222L221 101ZM233 100V101H232ZM247 100V102H245ZM39 101V100H38ZM42 101V102H41ZM45 101V102H44ZM47 101H48V103H47ZM61 101V102H60ZM73 101H74V104H73ZM81 101V102H80ZM90 101V100H89ZM93 101L95 102V104L93 103ZM107 101V102H106ZM132 101V102H131ZM144 101H145V98H144ZM192 101V102H191ZM205 101V102H204ZM231 101L235 104V105H233V103H231ZM257 101V102H256ZM11 102V103H10ZM64 102V103H63ZM79 102V103H78ZM114 102H115V104L118 106V108L120 109V110H116V107L117 106H115V107H113L114 105ZM134 102V103H133ZM137 102V104H135ZM188 102H190V103H188ZM198 102H199V104H198ZM229 102V103H228ZM46 103V104H45ZM51 103V104H50ZM76 103H78V104H76ZM97 103V104H96ZM103 103V104H102ZM106 103H108L107 104V107H108V105L110 106H112L113 107V110H115V111H111L112 110V108L110 107H108V109L106 108V105L105 104ZM110 103V104H109ZM113 103V104H112ZM119 103V104H118ZM130 103V104H129ZM139 103V104H138ZM209 105H208V104ZM227 103V104H226ZM242 103V104H241ZM257 103V104H256ZM263 103V104H262ZM45 104V106L43 107V105ZM54 104V105H53ZM73 104V105H72ZM79 104H83V105H88V107L89 106H92V107H96V105L98 106V105H100V106H102V107H104V105H105V107H104V109H105V111H111V113L109 112V113H106L108 116H110V118H111V120H109V121H106V119L108 120V118L109 117H105V116H107L106 114H105V111L103 112L104 114H102V116L104 115V117H102V116H99V115H101V113L102 112H96V109H95V107L93 108L94 109V112H92V113H95V115L93 116V114L91 113V115L90 116H85L86 115V113H85V115L83 114V112H81V109H82V111H85L84 110V107L82 106V105H79ZM127 104V105H126ZM191 104V105H190ZM194 104V105H193ZM205 104V105H204ZM214 104V105H213ZM232 104V105H231ZM238 104V105H237ZM41 105H42V107H41ZM47 105H48V107H52V108H48L47 107ZM49 105H51V106H49ZM53 105V106H52ZM60 108V109H62L63 107H65V111L69 108V110H72L73 111V114H75V115H77V116H74L73 117V115H72V113L70 114V115H72V116H70V118L72 117L73 119H70L69 118V113H68V115H67V113L66 112H72V111H64V108L62 109V112L64 111L65 112V114L68 116V118H64V116L66 117V115H64V112L62 113L61 112V110H57V109H59V108H57V106ZM59 105H61V106H63L62 108H61V106H59ZM124 105V106H123ZM140 105V106H139ZM161 105V106H160ZM201 105V106H200ZM203 105V106H202ZM221 105V106H220ZM7 106V107H6ZM55 106V109H53V107ZM82 106V108L80 109V107ZM99 106V107H100ZM119 106H122V107H119ZM176 106V107H175ZM194 106V107H193ZM220 106V107H219ZM232 106V107H231ZM240 106V107H239ZM242 106V107H241ZM11 107V108H10ZM48 108V111H47V108ZM75 107V111H76V107H79V111L81 112H78V113H80L81 114V116H83V117H87V120H88V122L89 121H91V122H93L92 120H95L94 122H96V120L98 119V117H99V119L98 120H100V118L102 119V118H106L105 120L104 119H102V121H103V123L101 122V121H99L100 123H98V124H100V130L101 131H98L99 130V125H97L96 123L98 122V120H97V122L95 123L96 124V126H98V128L96 127V129L94 130L93 128H92V130H91V127H94V123H91V122H89L90 123V125H91V127H90V125L87 123V121H85V120H81V118H79V116L80 115H78L77 114V112H74V110H73V108ZM99 107H97V108H99ZM123 107H126V108H124L125 110H122V108ZM187 107V108H186ZM193 107V108H192ZM224 107V108H223ZM229 107V108H228ZM235 107V108H234ZM4 108H6V109H4ZM9 108V109H8ZM101 108V107H100ZM99 108V109H100ZM130 108H132V109H130ZM140 108V109H139ZM163 108H165V109H163ZM192 108V109H191ZM201 108H203L204 109V111H203V109L201 110ZM216 108V109H215ZM233 108V109H232ZM256 108V109H255ZM44 109H45V111H44ZM78 109V108H77ZM86 109V111L88 110V108H85ZM89 109H90V107H89ZM92 109V108H91ZM92 109V110H93ZM99 109H98V111H99ZM103 108H102V110H104ZM107 109V110H106ZM110 109V110H109ZM155 108H153V109H151V110H154ZM167 109H169V110H167ZM221 109V110H220ZM228 109H229V112H227L228 111ZM237 109L239 110L238 112H237ZM245 109V110H244ZM5 110V111H4ZM11 110V111H10ZM51 110V111H50ZM56 112H55V111ZM101 110V111H102ZM149 111H150V109H148ZM170 110H172V111H170ZM216 110V111H215ZM44 111V112H43ZM55 112L54 114H53V112ZM58 111H60L62 114L60 115L59 113H58ZM130 111H133V112H130ZM146 111V110H145ZM175 111H177V113L175 112ZM207 111V112H206ZM212 111L214 112V113H212ZM257 111V112H256ZM49 112H52V113H50L49 114ZM123 112V113H124ZM125 112V113H126ZM139 112H140V114H139ZM171 112H174V113H171ZM196 112H198V113H196ZM201 112V114H199ZM203 112V113H202ZM212 114H211V113ZM217 112H219V114L217 113ZM223 112V113H222ZM233 112V113H232ZM236 112H237V114H236ZM242 112V113H241ZM19 113H21V118H16V117H20L19 116ZM97 113H99L98 115H96ZM130 113H134V115L133 114H130ZM136 113H137V115H136ZM216 113V114H215ZM228 113V114H227ZM247 113V114H246ZM249 113V114H248ZM15 114H16V116H15ZM25 114V115H24ZM53 114V115H52ZM58 114V115H57ZM83 114V115H82ZM111 114V115H110ZM127 114V113H126ZM164 114V115H163ZM173 114V115H172ZM180 114H181V111H180ZM183 114V113H182ZM199 114V115H198ZM204 115V117H203V115ZM208 114V115H207ZM218 114V115H217ZM233 114H235V115H233ZM240 116H239V115ZM26 115H29L28 116V118H27V116ZM39 115V116H38ZM55 115H56V117H55ZM64 115V116H63ZM113 115V116H112ZM116 115L118 116L117 118H116ZM158 115V116H159ZM173 116V118H172V116ZM212 115V116H211ZM214 115V116H213ZM225 115V116H224ZM258 115V116H257ZM25 117L24 119H23V117ZM54 116V117H53ZM58 116V117H57ZM80 116V117H81ZM114 116H115V118H114ZM127 116V115H126ZM134 118H133V117ZM165 116H167V115H165ZM183 116V115H182ZM220 116H221V119H220ZM230 116H231V119H230ZM233 116V117H232ZM238 117L237 119H235L236 117ZM43 117V118H42ZM51 119H50V118ZM60 117V120H58V118ZM63 117V118H62ZM82 117V118H83ZM93 117V118H92ZM175 117V118H174ZM216 117V118H215ZM223 117L226 119V121L225 120H223ZM235 117V118H234ZM260 117V118H259ZM34 118V119H33ZM62 118V119H61ZM90 118H92L91 120H90ZM96 118V119H95ZM172 118V119H171ZM203 118V119H202ZM234 118V119H233ZM16 119V120H15ZM22 120V123H21V121L20 120ZM58 121H60V122H58ZM64 119L66 120V121H64ZM67 119L71 122V121H73L72 122V124L77 120V122H79L80 123V125H79V123L77 124V122H75L77 125H79V126H76V124H75V126L77 127V128H83V129H85V133H82V132H84V130L82 131V132H80L81 134L80 135H78L79 136V138L83 135V136H85V134H86V132H89L90 134H93V135H90L89 133V140L87 139L88 137H86V138H83V136H82V138L83 139H85V141H86V139H87V142H86V144L84 143V146L83 145H81V144H79L80 142H84V140H82V138H80L82 141H80L79 140V138H77V134H79V132L78 133H76V134H73L74 133V131H76L77 132V130L75 129V126L73 127V125L71 124H68L69 122L67 121ZM162 119H164V120H162ZM176 119L177 121H179V123H178V125H180V124H184V128H183V125H182V128L184 129V130H181V132L178 134V132L180 131V129H182V128H180V129H178L177 131H174V130H176L177 128H179V126H175V121L174 120ZM208 119V120H207ZM217 119V120H216ZM24 120H25V122L27 121L28 123L29 122H32L33 124L31 125V123L27 126V127H25V125L24 124H27V123H24L23 124V122H24ZM44 121V123H43V121ZM46 120H48V122L46 123ZM53 120H55V121H53ZM63 120V121H62ZM75 120V121H74ZM113 120V121H114ZM116 120L114 121V123H116ZM155 120H157V122H159L160 123V120H161V125H162V123H163V130L164 131H162V127H161V125L159 124V123H157ZM170 120H173V121H170ZM198 120V121H197ZM202 120H203V122H202ZM38 121V122H37ZM49 121H50V123H51V125L49 126V128H48V125H49ZM56 121H57V123H56ZM113 121H111V123L113 122ZM165 121H167V122H170V123H167V125H168V127L166 126V124H164V122ZM222 121H224V124L225 125H223V127H221L220 128V124L222 125ZM231 121V122H230ZM240 121V122H239ZM7 122V121H6ZM65 123L66 124V122H67V124L68 125H66V127L68 126V127H70V129H68L67 130V128H66V130L67 131H70L71 129V133L69 132V134L70 135H67L68 134V132L67 131H65V129H62V127H64L65 128V124L63 125V123ZM104 122L106 123V127H103V124H104ZM126 122V121H125ZM130 122V123H129ZM150 122H151V125H153V126H151L150 125ZM174 122V123H173ZM215 122V123H214ZM219 122H220V124H219ZM226 122V123H225ZM230 122V123H229ZM258 122V123H257ZM22 124L21 126L23 127H20L19 125L20 124ZM34 123H36V125H38V126H40V128L38 127H36V126H34ZM38 123H40V125L38 124ZM81 123L83 124V126H81ZM86 123L89 125H86ZM109 123L110 125H111V128H113V124L114 123ZM131 123H135L134 125L133 124H131ZM174 124V126H175V129H173L172 128V126L169 128V124H171V125H173ZM177 123V122H176ZM203 123H204V125H203ZM218 123V124H217ZM255 123H257V124H255ZM9 124H7L6 123V127H9L10 125ZM17 124H18V126L20 127H18L17 126ZM45 124V125H44ZM60 124H62V126H60ZM84 124H85V126H84ZM92 124H94V125H92ZM108 124V125H109ZM214 124V125H213ZM231 124V126H229ZM53 125V126H52ZM59 125V126H58ZM105 125V124H104ZM115 126L114 127H116V124H114ZM212 125V126H211ZM218 125V126H217ZM227 125V126H226ZM9 127V128H7V131L8 130H10V128H11V133H12V131H14L15 129V127L13 128V127ZM42 126H46L45 128H42ZM52 126V127H51ZM101 126L104 128V129H101ZM125 126V125H124ZM185 126H187L188 127V129H187V127H185ZM200 126V127H199ZM210 126H211V128H210ZM28 127H31V132L29 133L28 131H27V133H23V131H26L27 130V128ZM33 127H36L37 128V130L35 129V128H33ZM57 127H59V129L57 128ZM164 127H166V128H164ZM180 127H181V125H180ZM191 127V129H193L192 127L193 126H190ZM217 129H216V128ZM253 129H252V128ZM257 127V128H256ZM13 128V129H12ZM26 128V129H25ZM61 128V129H60ZM95 128V127H94ZM110 128V130H114V128L113 129H111ZM129 128V129H128ZM143 128V129H142ZM168 128V130H166ZM224 130H223V129ZM229 128V129H228ZM21 129H22V131H21ZM24 129V130H23ZM38 129H40L41 131H40V133L38 132L39 130ZM44 129V130H43ZM73 129H75L74 131H73ZM171 129H173V130H170ZM202 129H204V130H202ZM241 129V130H240ZM250 129H251V131H250ZM262 130L261 132H260V130ZM60 130H62V131H64V132H62L61 133V131ZM88 130V131H87ZM94 130V131H93ZM166 130V131H165ZM185 130H187V132L189 133H187ZM210 130H211V132H210ZM217 132H216V131ZM226 130V131H225ZM240 130V131H239ZM258 130V131H257ZM97 131V132H96ZM106 131V130H105ZM134 131V130H133ZM138 131V132H137ZM170 131V132H169ZM173 131L174 132H176V133H173ZM182 131H184V132H182ZM198 131V132H197ZM200 131V132H199ZM201 131H203V132H201ZM231 131V132H230ZM249 131V132H248ZM254 131H257V132H255L254 133ZM15 132V131H14ZM22 132V133H21ZM66 132V133H65ZM73 132V133H72ZM98 132H99V134H98ZM111 132H113V131H111ZM141 132H146L144 135L141 133ZM151 132H152V130H151ZM167 132H168V134H167ZM218 133V134H216V133ZM220 132V133H219ZM225 132V133H224ZM251 132V134L250 135H246L245 136V134L247 133H250ZM7 133H10V131H8ZM129 133V134H128ZM147 133H148V135H147ZM169 133H171L170 135L172 136L173 134H175V136H174V139L172 138V137H170L169 136ZM185 133H186V135H185ZM191 133H192V137L193 138H191L190 136H191ZM197 133H198V135H197ZM200 133H202V134H200ZM222 133V134H221ZM235 133H237V134H235ZM13 134V133H12ZM33 134V135H32ZM59 134V135H58ZM73 134V136L72 137H75V135H76V138L75 139H73L72 137H71V135ZM88 134H86V136L88 135ZM103 134V135H102ZM110 134V133H109ZM131 134L132 135H134V136H131ZM165 134H167V135H165ZM177 134V135H176ZM231 134V135H230ZM234 134V135H233ZM252 134H255L254 136L252 135ZM27 135H28V137H27ZM65 137H64V136ZM101 135V136H100ZM112 135V134H111ZM143 135V136H142ZM156 135H158L157 137H156ZM161 135H162V139H161ZM179 135H183L182 136V139H181V136H179ZM201 135H203V138H202V140H201ZM212 135V136H211ZM221 135V136H220ZM257 135V136H256ZM24 136H26V137H24ZM35 136H37V135H35ZM35 136H33V137H35ZM39 136H41L42 137V135H39ZM56 136H58V137H56ZM90 136H95V139L96 140H92L91 141V139H93L92 137H90ZM102 136H104V137H102ZM148 136V137H147ZM178 136L180 137L179 139H178ZM184 136H185V138H184ZM189 136V138H187ZM195 136V137H194ZM198 136V137H197ZM205 136V137H204ZM210 136V137H209ZM215 136H217V137H215ZM262 136V137H261ZM21 137H24L25 139L23 140V138L21 139ZM97 137H99V140L101 139V137L102 138H104V139H101L100 141H98V138ZM128 137H133L135 140H136V142L138 141L137 139H139V141L140 140H142V143L141 142H139L138 141V143H136L135 142V140L134 141H132V143L130 142L132 139L131 138H128ZM138 137H143L142 139H140V138H138ZM144 137L146 138H148V140H146V139H144ZM149 137H150V139H149ZM197 137V138H196ZM213 137V138H212ZM66 138H68V139H66ZM69 138H71L72 140H75L74 142H72V145H68V144H71V142L70 141H72L71 139H69ZM110 138V139H109ZM126 138H128V142H130L131 144H129V143H127V139ZM172 138V139H171ZM206 138V139H205ZM220 138V139H219ZM224 138V139H223ZM231 138V139H230ZM257 140L258 139V141H256L255 139ZM15 139H16V137H15ZM129 139H131L130 141H129ZM146 141V143H145V141ZM184 139H188V141L186 142V140H184ZM189 139H190V141H191V139H193L192 141V143H193V145H191L192 143H189L190 141H189ZM208 139V140H207ZM223 139V140H222ZM246 139V140H245ZM252 139V140H251ZM255 141H254V140ZM31 140V139H30ZM58 140H63V142H65V140L68 142V144H67V142L64 144V143H62L61 141H58ZM76 140H78L79 141V143H78V141L76 142ZM110 140V141H109ZM161 140V141H160ZM176 140L178 141V142H176ZM179 140H180V142H181V140H183V142H181V143H179ZM213 140V141H212ZM219 140V141H218ZM229 140H231V141H229ZM260 140V141H259ZM151 141H149V142H151ZM172 141H170L171 143H173ZM185 141V142H184ZM201 141H202V143H201ZM205 141H206V143H205ZM224 141H226V142H224ZM242 141H243V143H242ZM246 141H248L247 143H246ZM25 142V143H24ZM77 143L76 145H81V146H83V149L81 148V146L79 147V145H78V147L77 146H74L73 147V145H75V144H73V143ZM108 145H106L105 143ZM144 142V143H143ZM167 142V143H166ZM219 142V143H218ZM229 142V143H228ZM232 142V143H231ZM255 144H254V143ZM89 143H91V144H89ZM104 143V144H103ZM157 143H158V141H157ZM176 143H179V144H181V146H179V144H177V146L178 147H176V146H174V145H176ZM187 143V144H186ZM209 143V144H208ZM234 143V144H233ZM238 143H239V145H238ZM244 143H245V145H244ZM248 143H250L249 145H248ZM62 144H64V145H62ZM88 144V145H87ZM97 144V143H96ZM138 144H140L139 145V147L137 146ZM144 144H145V146H144ZM216 144V145H215ZM220 144V145H219ZM236 144V145H235ZM246 144H247V146H246ZM99 145V144H98ZM116 145V147H114V151H118V149L120 148H122L123 147V144H115ZM133 145H135V148L137 147L138 149H140V150H136V152L137 151H139L138 153H134V146ZM142 145V146H141ZM149 145H151V143L149 144ZM202 145V146H201ZM203 145H205V146H203ZM228 145V146H227ZM255 145V146H254ZM70 146V147H69ZM95 146H97V145H95L94 144V146H91V147H94L95 149L96 148H98L99 146H97V147H95ZM127 146V145H126ZM133 146V147H132ZM171 146H174V147H172L171 148ZM185 146H187L188 147V149H190V150H188L187 149V147H185ZM210 146V147H209ZM221 146V147H220ZM223 146V147H222ZM235 146H236V148H235ZM240 146V147H239ZM253 147V149H254V152H253V149H252V147ZM67 149H66V148ZM75 148L74 150H72L71 148ZM118 147V148H117ZM141 147H143L142 149H141ZM162 147H164V146H162ZM200 147V148H199ZM220 147V148H219ZM225 147V148H224ZM78 148H79V150H78ZM85 148V149H86ZM101 148V147H100ZM100 148H99V152H98V154L100 153L101 154V152H102V149L100 150ZM107 148V149H108ZM116 148V149H115ZM129 148V147H128ZM205 148V149H204ZM215 148H217V149H215ZM227 148V149H226ZM231 148H233V149H231ZM249 148H250V151H249ZM84 149V150H85ZM103 149V150H104ZM167 149V150H168ZM187 149V150H186ZM201 149V150H200ZM203 149V150H202ZM259 149V150H258ZM262 149V150H261ZM54 150V149H53ZM52 150V147H51V153L53 154L54 153V151ZM75 150L77 151L76 153H78V154H80L81 156H82V158L80 159H77L76 158V156H77V154L75 153ZM122 150H123V148H122ZM205 150H206V152H205ZM217 150V151H216ZM225 150H227V151H225ZM247 152H246V151ZM258 150V151H257ZM53 151V152H52ZM68 151V152H67ZM182 151L180 150L179 151V153L181 152L182 153ZM199 151V152H198ZM204 151V152H203ZM209 151V152H208ZM214 153H213V152ZM219 151V152H218ZM222 153H221V152ZM252 151V152H251ZM85 152H86V150H85ZM200 152H202V153H200ZM212 152V153H211ZM217 152V153H216ZM234 152V153H233ZM239 152V153H238ZM241 152H243V153H241ZM263 152V153H262ZM33 153H35V152H33ZM74 153L76 154V155H74ZM107 153V152H106ZM105 153V155H108V154H106ZM164 153V156H162V154ZM190 153V152H189ZM244 153H245V155H244ZM35 154H37L38 155V153L36 152ZM112 154V153H111ZM170 154H171V156H170ZM192 154V155H193ZM202 154H204V155H202ZM212 156H211V155ZM217 154H218V156H217ZM230 154V155H229ZM234 154V155H233ZM247 154V155H246ZM258 154V155H257ZM80 155H78V156H80ZM103 155V154H102ZM105 155H103V157H101V155L100 156H98L100 159L101 158H106V156ZM161 155V156H160ZM182 155V154H181ZM191 155V154H190ZM202 155V156H201ZM236 155V156H235ZM252 157H251V156ZM105 156V157H104ZM138 156V155H137ZM140 156V155H139ZM169 156H170V158H169ZM174 156V158L172 159V157ZM181 157V160L184 162H181V160H180V157ZM216 156V157H215ZM225 156H226V158H225ZM230 156V157H229ZM232 156V157H231ZM238 156V157H237ZM243 156V157H242ZM247 156H249V158L247 157ZM254 156V157H253ZM112 157H113V155H112ZM111 157V158H112ZM162 159H161V158ZM164 157H167V158H164ZM175 157H177V160H176V158ZM179 157V158H178ZM202 157V158H201ZM204 157V158H203ZM210 157H212V158H210ZM251 157V158H250ZM260 157V158H259ZM71 158V159H70ZM72 158H73V160H72ZM77 159V160H79V161H77V160H74V159ZM110 158V159H111ZM183 158V159H182ZM185 158V159H184ZM209 158H210V160H209ZM216 158V159H215ZM225 158V159H224ZM235 158V159H234ZM239 158V159H238ZM245 158V159H244ZM258 158V159H257ZM134 159V160H133ZM139 161H138V160ZM153 160V161H155L154 163L156 164V161H157V165H153V163L151 164V163H149V161L150 162H152L151 160ZM171 159L172 161H170L169 162V160ZM211 159H212V161H211ZM231 159H233V160H231ZM85 160H87V159H85ZM102 160V159H101ZM100 160V161H101ZM108 160V159H107ZM136 160H137V162H136ZM144 160H146V161H144ZM174 160V161H173ZM202 160V161H201ZM224 160H226L225 162L226 163H224ZM240 160H241V162H242V164H241V162H240ZM247 160V161H246ZM71 161H72V163L73 164H71ZM75 161V162H74ZM110 161V160H109ZM112 161L113 160H111V163H112ZM208 162V164L206 163V162ZM221 161H223V162H221ZM229 161V162H228ZM234 161V162H233ZM85 162V161H84ZM114 162V161H113ZM147 164H145V163ZM148 162V163H147ZM164 162H168L169 163V165H168V167H166L165 166V164L164 165H162ZM173 162V163H172ZM176 162V163H175ZM179 162H181V163H179ZM205 162V163H204ZM216 162H218V164L216 163ZM75 163H79L78 164V166L79 165H81L82 166V170H81V166L80 167H78L77 166V164H75ZM110 163V162H109ZM143 164V165H145L144 166V168H143V165L141 166H138V164ZM158 163H162V164H159L158 165ZM171 163V164H170ZM244 163V164H243ZM259 163V164H258ZM76 166H75V165ZM99 164H100V162H99ZM152 165V169H150L151 168V165ZM174 164V165H173ZM176 164H178L177 166H178V168L180 169V171L178 172V173H180L181 172V169L183 170L182 171V175L180 176L178 173H177V171H178V168H177V166H176ZM182 164H184V165H182ZM211 164V165H210ZM230 164V165H229ZM249 166H248V165ZM251 164V165H250ZM257 164H258V166H257ZM101 165V166H100ZM100 165H98L99 167H98V169H100V170H97L99 173L102 171H104L105 173H107L106 172V170L108 169V166L107 165H105L104 163H103V165L104 166H106L105 168H107V169H105L104 168V166L102 167V163L100 164ZM131 165H132V167H131ZM150 165V166H149ZM181 165V167H179ZM191 165H195V170H193L194 168L191 166ZM197 165H198V167H200V169L199 168H197ZM213 165H215V166H213ZM237 165V166H236ZM255 165V166H254ZM73 167V169H72V167ZM134 166V167H133ZM150 169H148L147 167ZM156 166H160V167H156ZM171 166H175L176 168L174 169V167H171ZM202 166V167H201ZM221 166V167H220ZM223 166H225V167H223ZM227 166H229V168L227 167ZM245 166V167H244ZM246 166H248V167H246ZM261 166V167H260ZM70 167V168H69ZM74 167H78V168H74ZM135 167H137V168H139L138 170H136L137 168H135ZM171 168V170H170V168ZM208 167H209V170H208ZM217 167V168H216ZM231 167V168H230ZM252 167H254L253 169H252ZM104 168V169H103ZM125 168V167H124ZM145 168H147V169H145ZM169 168V169H168ZM188 169V171H187V169ZM191 168H193V169H191ZM220 168V169H219ZM233 168V169H232ZM239 169V171H238V169ZM242 168V169H241ZM244 168V169H243ZM256 168V169H255ZM70 170V171H67V170ZM77 169V170H76ZM133 169V170H132ZM141 169H143V170H141ZM155 169H160L161 171H159V172H161V173H157L158 171L157 170H155ZM168 170L167 172H166V170ZM173 169V170H172ZM197 169H199V170H197ZM206 169V170H205ZM222 169H224V170H222ZM229 171H228V170ZM245 169H247V171L245 170ZM260 171H259V170ZM72 170H74L75 171V173H73L72 172ZM145 170H147V171H149V172H146ZM154 170V171H153ZM170 170V171H169ZM177 170V171H176ZM193 170V171H192ZM197 170V171H196ZM217 170V171H216ZM227 170V171H226ZM243 170V172H241V171ZM258 170V171H257ZM81 171V172H80ZM138 171V172H137ZM145 173H144V172ZM157 171V172H156ZM164 173H163V172ZM175 173H174V172ZM185 171V172H184ZM189 171H191V173H187V172H189ZM195 171V172H194ZM248 171H249V173H248ZM71 172L73 173L72 174V176H71ZM144 173L143 175L141 174V173ZM154 174H156V175H154ZM156 172V173H155ZM171 172V173H170ZM196 172H198L197 174H194V173H196ZM216 172V173H215ZM252 172V173H251ZM81 173V174H80ZM105 173H100V174H102V175H100L101 177H98V176H95V178L96 177H98L97 179H99V178H101V180L103 179L104 181L106 180V175H105ZM147 173L149 174V173H152L153 174V177H151L152 175L150 174V176L149 175H147ZM165 175V173H166V176H164V177H161L162 179H161V181L162 182H164V183H161L160 182V174H161V176H163V174ZM168 173H169V175H168ZM183 173L185 174V176H188V175H190V179H189V176H188V178L187 177H185V180H184V177H183ZM222 173V174H221ZM226 173V174H225ZM260 173V174H259ZM170 174H172L173 176L171 177V175ZM194 174V176L192 177V175ZM205 174V175H204ZM220 174V175H219ZM263 174V175H262ZM74 175H75V177H74ZM157 175H159V177L157 176ZM168 175V176H167ZM176 175H178L177 177H176ZM195 175H197V176H195ZM208 175V176H207ZM216 175V176H215ZM77 176H79V177H77ZM104 176V177H103ZM150 177V179H149V177ZM155 176H156V178H155ZM180 176V178L178 179V177ZM199 176V177H198ZM202 176H204V177H202ZM206 176V177H205ZM221 176V177H220ZM263 176V177H262ZM77 177V178H76ZM131 177H130V182H131V184H132V179H131ZM182 177V178H181ZM195 177H197L196 179H194ZM230 177V178H229ZM238 177H239V179H238ZM240 177H242V178H240ZM244 177V178H243ZM253 177V178H252ZM95 178H94V180H95ZM133 178V177H132ZM135 178H133L134 180H135ZM151 178H152V180H151ZM175 178V179H174ZM192 178H193V180H192ZM207 178V179H206ZM235 178V179H234ZM150 181H149V180ZM170 181H169V180ZM172 179V180H171ZM180 179L181 180H183L182 182L180 181ZM232 179H233V181H232ZM240 179H242L241 181H240ZM254 179V180H253ZM256 179H258L257 181H256ZM263 179V180H262ZM73 180H71L70 179V181H73ZM138 180V181H137ZM158 180V181H157ZM192 183V181H193V185L191 184V183H189V181ZM195 180V181H194ZM197 180H201V181H197ZM204 182H203V181ZM211 180V181H210ZM229 180V181H228ZM245 180L247 181L245 184H241V182L242 183H244L245 182ZM260 180H261V182H260ZM68 181V180H67ZM167 181V182H166ZM169 181V182H168ZM188 181V182H187ZM215 181H216V183H215ZM219 183H218V182ZM244 181V182H243ZM249 181V182H248ZM254 181V182H253ZM144 182V183H143ZM153 182H158L157 184H156V189L154 188V186H155V184H153ZM172 182V183H171ZM176 182H178V183H176ZM184 182V183H183ZM185 182H187V183H189L191 186H192V189L190 188L191 186L189 185V184H187V183H185ZM197 182V183H196ZM221 182H222V185H221ZM230 182H232V183H230ZM150 183V184H149ZM166 183H168V185H166ZM179 183H181V184H179ZM200 183V184H199ZM202 183H204L203 185H202ZM214 183V184H213ZM228 183V184H227ZM233 183H234V186H232L233 185ZM247 183H248V185H247ZM253 183V184H252ZM260 183V184H259ZM142 184V185H141ZM151 185L153 188H151V189H149L151 186H149V185ZM161 186H160V185ZM162 184H164V186L162 185ZM173 186V184L175 185L176 184V186H171V185ZM185 184H186V186H185ZM196 184H198L199 185V188H200V191H197V190H199L198 189V185H197V190L195 189V191L196 192H198V194L194 191V189L193 188H195L196 187ZM205 184L207 185V186H205ZM213 184V185H212ZM230 184V185H229ZM240 184V185H239ZM259 184V185H258ZM161 187V188H163V189H161L160 190V188H159V186ZM200 185H201V187H203V189H201V187H200ZM210 185V186H209ZM220 185V186H219ZM227 187H226V186ZM247 185V186H246ZM146 186H149V187H147L148 189H149V191L151 190L152 192H151V194L149 193V191H148V189L146 188ZM157 186H158V189H157ZM169 186V187H168ZM179 186V187H178ZM209 186V187H208ZM238 186V187H237ZM241 186H243L244 187V189H245V187H247L246 188V190L245 191H242L243 190V187H241ZM253 186V187H252ZM263 186V187H262ZM80 187V188H79ZM85 187H87V185L85 186ZM182 187V188H181ZM205 187V188H204ZM206 187H208V188H206ZM216 187H218L219 189H217ZM236 187V188H235ZM251 187V188H250ZM254 187H256V188H258V189H256V188H254ZM262 187V188H261ZM146 188V189H145ZM164 188H166V189H168L167 191H164L165 189ZM174 188V189H173ZM177 188V189H176ZM188 188V189H187ZM211 188H213V189H211ZM217 190H216V189ZM225 188V189H224ZM230 188V189H229ZM235 190H234V189ZM154 189V190H153ZM179 189V190H178ZM181 189V190H180ZM192 191H194V192H192ZM223 191H222V190ZM240 189H242V190H240ZM247 189H250L249 191L247 190ZM75 190V191H74ZM90 190H92V189H89L88 188V192L89 193H92L93 192V190L92 191H90ZM159 190V191H158ZM221 190V191H220ZM225 190H226V192H225ZM228 190H230V191H228ZM84 191H85V189H84ZM155 191H156V193H155ZM158 191V192H157ZM160 191H162V193H160ZM164 191V192H163ZM170 191V192H169ZM180 193H179V192ZM182 191V192H181ZM234 191H235V193H234ZM250 191H252V192H250ZM261 191H262V193H261ZM85 192H87V189H86V191ZM146 192H148L147 194H146ZM166 192H167V194H166ZM178 192V193H177ZM189 192V193H188ZM224 192V193H223ZM236 192H238L237 194H236ZM241 192V193H240ZM248 192V193H247ZM249 192H250V194H249ZM260 192V193H259ZM140 193H141V191H140ZM157 193L158 194H160V195H157ZM163 193H165V195L163 194ZM176 193H177V195H176ZM188 193V195H187V198H186V196H184V195H186ZM240 193V194H239ZM245 193V194H244ZM252 193H254V194H252ZM74 194V193H73ZM146 194V195H145ZM163 194V195H162ZM184 194V195H183ZM192 196H191V195ZM196 194V195H195ZM221 194V195H220ZM233 194V195H232ZM234 194H236V196L234 195ZM242 194V195H241ZM252 194V195H251ZM259 194V195H258ZM144 195V196H143ZM154 195V196H153ZM181 195H183V197L181 196ZM190 195V196H189ZM239 195H241V196H239ZM245 196V198H244V196ZM149 196V197H148ZM166 197V200H165V197ZM171 196H170V200H171ZM177 196H178V199H179V196L181 197L180 199H179V201L177 200ZM189 196V197H188ZM194 196H198V197H194ZM217 196V197H216ZM251 198H250V197ZM258 196H259V198H258ZM261 196V197H260ZM145 197V198H144ZM147 197V198H146ZM208 197V198H207ZM220 197V198H219ZM236 197H238L237 199H239L240 197L241 198H243V201H242V199H240V201L239 200H237L236 199ZM248 199H247V198ZM256 200H254L253 198ZM164 198V199H163ZM207 198V199H206ZM212 198V199H211ZM230 198H232V199H230ZM250 198V199H249ZM174 199V198H173ZM184 199H186V200H184ZM230 199V200H229ZM260 199V200H259ZM183 200V201H182ZM188 200H190V201H188ZM215 200H217V201H215ZM219 200V201H218ZM233 200V201H232ZM237 200V201H236ZM245 200V201H244ZM155 201H153V202H155ZM172 201V200H171ZM181 201V202H180ZM185 201H187V203L189 204V206L191 207L192 206V208H191V210L189 209V206H186V202ZM231 203H230V202ZM238 201H239V205H238ZM247 201V202H246ZM53 201H51V203H52ZM184 202V203H183ZM195 202V203H194ZM198 202V203H197ZM226 204H225V203ZM234 202V203H233ZM242 202V203H241ZM260 202H262V203H260ZM50 203V204H51ZM88 203L91 205L92 204V202L90 201H88ZM88 203H86V205L88 204ZM176 203V204H175ZM194 203V204H193ZM87 205L88 206V208H90V209H88L87 208V206L84 208L82 205V208L84 209V210H86L87 212H89L90 210V212L93 214V215H95L93 212L94 211H92L93 209H95L94 207H95V205H91V207H90V205ZM93 204H96V206H97V203L95 202V203H93ZM192 204V205H191ZM227 204H229V205H227ZM243 204V205H242ZM247 204H248V207H247ZM52 205H53V203H52ZM84 206H85V204H83ZM174 205V206H173ZM176 205V206H175ZM220 205V206H219ZM221 205H222V207H221ZM253 205V206H252ZM260 205V206H259ZM94 206V207H93ZM181 206H184V207H182L181 208ZM194 206V207H193ZM201 206V207H200ZM246 206V207H245ZM257 206V207H256ZM53 208H51L50 210H52V212L51 213H53L52 215V217H53V220L55 221L56 220V218L57 217H59L58 215H59V213L58 212H56V213H58V214H56L55 212H54V205L52 206ZM174 207V208H173ZM187 207V208H186ZM219 207V208H218ZM221 207V208H220ZM224 207V208H223ZM255 207V208H254ZM261 207V208H260ZM42 208V207H41ZM40 208V209H41ZM139 208V210H140V207H138ZM165 209V210H163V214H160L159 212H162V210L161 209ZM202 208V209H201ZM215 208V209H214ZM253 208V209H252ZM142 209V208H141ZM180 209V211L179 212H177L178 210ZM207 209V210H206ZM221 209V210H220ZM235 209H236V211H235ZM238 209H239V211H238ZM243 209H245V210H243ZM259 209V210H258ZM43 210L44 209H42V210H40L39 211V215L37 216V218H39V217H42L41 215V213L40 212H43ZM84 210L82 211H80L79 213L81 214V216H83V214L84 215H86V216H89L90 214H86V212H84ZM99 209H97L96 210V214H97V211H98ZM177 210V211H176ZM203 210V211H202ZM208 210H210V211H208ZM217 210H219V211H217ZM232 210V211H231ZM254 210V211H253ZM204 211H205V213H204ZM241 211V212H240ZM242 211H243V213H242ZM64 212V210L62 211V213ZM83 212V213H82ZM157 212V213H156ZM191 212V213H190ZM208 212V213H207ZM245 212V213H244ZM61 213V214H62ZM77 214V215H80V214ZM99 213H101V210H99ZM155 213L157 214V215H155ZM160 214V216H159V214ZM168 213H170V214H173L172 216L173 217H175V218H171V215L170 214H168ZM197 213V214H196ZM241 213H242V215H241ZM55 214V215H54ZM190 214V215H189ZM212 214V215H211ZM227 214V215H226ZM246 214V215H245ZM248 214V215H247ZM65 215V214H64ZM100 215V214H99ZM99 215H96L94 218H95V221H96V219L98 218V216ZM153 215H155L154 217H156V218H154L153 217ZM170 215V216H169ZM259 215V216H258ZM103 214H101V216H99L100 217V219H102L103 217ZM144 216H145V218L147 219V220H145V218H144ZM155 219H153L152 217ZM159 216V218H157ZM232 218H231V217ZM243 216V217H242ZM54 217H56V218H54ZM78 217H80V216H78ZM84 217V216H83ZM83 217H81V218H83ZM97 217V218H96ZM147 217H149V218H152V220H153V223L155 222V224H153L151 221V219H149V218H147ZM171 219H170V218ZM87 218V217H86ZM142 218H144V219H142ZM185 218H186V215H184V220H185ZM221 218H222V220H221ZM250 218V219H249ZM98 220V222L99 221H101V220ZM230 219V220H229ZM142 220V221H141ZM144 220V221H143ZM164 220V219H163ZM188 219H186V221H187ZM89 222V220H88V218H87V220L85 221V222ZM195 221H197V222H195ZM234 221V222H233ZM93 222H94V220L92 221V224H93ZM148 222H151L152 224H153V226H151L152 224L150 223V224H146L145 226H144V223H148ZM193 222H194V224L195 225H193ZM212 222V223H211ZM225 222V223H224ZM227 222V223H226ZM211 223V224H210ZM222 223H223V226H222ZM234 223H236V224H234ZM248 223V224H247ZM59 223L57 222L56 224H55V226H54V229L56 228V229H59L58 227L60 226V225H58ZM92 224H90L92 227H94V224L92 225ZM188 224V225H187ZM210 224V225H209ZM213 224V225H212ZM216 224V225H215ZM257 224V225H256ZM57 225V226H56ZM89 225V223H88V227L90 226ZM95 225H97V222H96V224ZM228 225V226H227ZM85 226V225H84ZM190 226V227H189ZM209 226V227H208ZM215 226V227H214ZM222 226V227H221ZM229 226H230V228H229ZM243 226H245V227H243ZM257 226V227H256ZM86 227V226H85ZM87 227V228H88ZM97 227L98 226H95L94 228H96L97 229ZM101 228H98V229H102L103 227L102 226H100ZM208 227V228H207ZM227 227V228H226ZM234 227V228H233ZM259 227V228H258ZM263 227V228H262ZM90 228V227H89ZM88 228V229H89ZM176 228V229H175ZM203 228H204V230H203ZM215 228V229H214ZM42 229V228H41ZM93 231H98V230H95V229H93V228H91ZM141 230V232L144 234H138V236H137V239H136V242L137 241H139L140 239V241H142L143 240V237H144V243L146 242V239L148 238V237H146V234L149 236V234L147 233V231L144 229V230ZM165 229H167V228H165ZM187 229V230H188ZM212 229V230H211ZM220 229V230H219ZM227 229V230H226ZM251 229H252V231H251ZM61 230H62V233H63V229H62V227H60V229H59V231L61 232ZM99 230V231H100ZM228 230H230V231H228ZM241 230V231H240ZM58 231V230H57ZM57 231L56 230H54V239H55V241H56V243H57V245H56V243H55V245H54V247L53 246H51L50 245V247L48 246V248H46L47 249V251H48V253H45L44 252V254H40L41 256H40V258L41 257H43V259L41 260V261H43L42 263H40V264H56V261H53V260H57L59 263H57V264H62L63 262H65L67 259H69L66 255H65V251H63L64 250V245L62 244V240L60 239V237H62V233H60L59 231H58V235L56 234L57 233ZM96 232V234L98 235V234H102V233H104V231H103V229H102V233L101 232ZM145 231V232H144ZM155 231V230H154ZM154 231H152V234L150 233V235H154ZM176 231H178V232H176ZM203 231L204 232H206L207 233V235L205 234V236L203 235L204 233H203ZM210 231V232H209ZM224 231V232H223ZM237 231V232H236ZM174 232H175V234H174ZM191 232H190V234H191ZM41 233H42V231H41ZM60 233V234H59ZM177 233V234H176ZM188 233V234H187ZM230 233V234H229ZM239 233V234H238ZM43 234V233H42ZM42 234H40L41 235V237H42ZM210 234V235H209ZM213 234V235H212ZM220 234V235H219ZM227 234V235H226ZM245 234V235H244ZM61 235V236H60ZM64 235V234H63ZM104 235V234H103ZM103 235H101V236H103ZM139 235L141 236V238L140 239H138L139 238ZM177 235V236H176ZM187 235V236H186ZM204 237H203V236ZM219 235V236H218ZM231 235V236H230ZM101 236H98L99 238L101 237ZM201 236H202V238H201ZM207 236H210V237H208V239H207ZM223 238H222V237ZM44 237V236H43ZM192 237V238H191ZM238 239H237V238ZM244 237V238H243ZM259 237V238H258ZM102 238V237H101ZM153 238V239H152ZM154 238H155V236H151V238L149 237V239L148 240H150V242H152L153 240H154ZM194 238V239H193ZM225 238V239H224ZM234 238V239H233ZM63 239V238H62ZM156 239V238H155ZM182 239V240H181ZM185 240V243H184V240ZM189 239L191 240V241H189ZM195 239H198L199 240V242H201V248H200V250H199V248H198V246H199V244L200 243H197V244H192V243H194V241L192 242V240H195ZM211 240V242H210V240ZM222 241H221V240ZM232 239V240H231ZM246 239V240H245ZM64 240V239H63ZM159 240H160V238L158 237L155 241H156V243L158 242L160 245H161V240H160V242H159ZM165 240V239H164ZM181 240V241H180ZM198 240H196L197 242H198ZM208 240V241H207ZM227 240V241H226ZM239 240V241H238ZM244 240V241H243ZM155 241H153V243H150L149 241H148V245H153V247L152 246H150V248H154V247H157V248H159L158 247V245L156 246V243H154ZM168 241V242H167ZM180 241V242H179ZM183 241V242H182ZM188 241L190 242V244L188 243ZM59 242H60V244H59ZM179 243V245L177 244V243ZM216 242V243H215ZM263 242V243H262ZM138 243V242H137ZM140 243V245H142V243H143V241H142V243L141 242H139ZM138 243V244H139ZM143 243V244H144ZM150 243V244H149ZM175 243V244H174ZM196 243V242H195ZM221 243V244H220ZM240 243L242 244V245H240ZM249 243V244H248ZM170 244H171V246H170ZM185 245L184 247H183V245ZM189 245V247L190 248H192L191 250H190V248H189V250L187 249L188 247V245ZM206 244V245H205ZM211 244V245H210ZM217 244V245H216ZM225 244V245H224ZM230 244V245H229ZM83 245V246H82ZM81 246H79L78 245V250L79 249H81V250H79V251H82V248L84 247V246H87V245H85V244H82ZM155 245V246H154ZM159 245V246H160ZM164 245V244H163ZM174 245V246H173ZM193 245V246H192ZM208 245V246H207ZM213 245V246H212ZM57 246H60V248L58 249L59 251L55 254H53L52 252H54V250H56V248H57ZM173 246V247H172ZM179 246V247H178ZM195 246H197V247H195ZM202 246H203V248H202ZM211 246V247H210ZM218 246V247H217ZM220 246H221V248H220ZM242 246H244V248L242 247ZM248 248L249 247V250H247L246 249V247ZM51 247H53L52 249H51ZM81 247V248H80ZM89 247V246H88ZM88 247H86L84 250H86ZM195 247V248H194ZM216 249H215V248ZM225 247H227L228 249H230V250H228L227 248H225ZM173 248V249H172ZM182 248L184 249V251L182 250ZM252 248V250H250ZM45 249V250H46ZM50 249H51V251H50ZM155 249V248H154ZM169 249H170V251H169ZM172 249V250H171ZM177 249V250H176ZM187 249V250H186ZM196 249V250H195ZM201 249L203 250V251H201ZM232 249V250H231ZM239 249V250H238ZM243 251H242V250ZM244 249L246 250V251H244ZM255 250V252H253L254 250ZM257 249V250H256ZM62 250V251H61ZM83 250V251H84ZM92 250L94 251V249L92 248ZM193 250V251H192ZM212 251V252H209V251ZM46 251V252H47ZM90 251V247H89V250H86L85 252L87 253V252H89ZM92 251V252H93ZM172 251V252H171ZM183 251V254L181 253ZM191 251V252H190ZM205 252V254H203V253H201V252ZM215 251V252H214ZM238 251V252H237ZM248 251H250V253H251V255H247V254H249V253H247ZM252 251V252H251ZM259 251V252H258ZM263 251V252H262ZM2 252V251H1ZM0 252V253H1ZM60 252V254H58ZM84 252V253H85ZM189 252V253H188ZM208 252V253H207ZM217 252H218V254H217ZM221 252V253H220ZM227 252V253H226ZM262 252V253H261ZM49 253H51L52 255H50ZM63 253H64V257L66 258L65 260L63 259L62 260V258H64L63 257ZM173 253V254H172ZM188 253V254H187ZM191 253H192V255H191ZM212 253V254H211ZM47 254H49L48 256H46ZM156 255H158L157 253H155ZM167 254H166V256H163V255H160V257L158 258L159 260L158 261H160V259H161V257L162 258H165V260L167 259L168 261H169V259H171V258H166L167 257ZM179 254H180V256H179ZM185 254V255H184ZM222 254V255H221ZM239 254V255H238ZM56 255H59V257L57 256V258H55V256ZM62 257H61V256ZM168 255V256H169ZM191 255V256H190ZM204 255H206L205 257L207 258V260H206V258L204 257ZM241 255V256H240ZM243 255H244V257H243ZM0 256L2 257V258H0V264H13L14 262H13V260H10V258L8 259V257L6 258V257H4V256H6L5 254L3 255V254H0ZM51 256V257H50ZM54 256V257H53ZM189 256V257H188ZM51 259V258H54L53 260H49V258ZM180 259H179V258ZM183 257V258H182ZM187 257V258H186ZM202 257V258H201ZM248 257V258H247ZM253 257V258H252ZM3 258H5V259H3ZM176 258V259H175ZM185 258V259H184ZM236 258V259H235ZM246 258V259H245ZM252 260H251V259ZM1 259H3V261L1 260ZM8 259V260H7ZM95 259H96V257H95ZM94 258L92 259V262H93V264H95L96 262H98V259H99V257L96 259V261L94 262V260H95ZM187 259V260H186ZM223 259V260H222ZM12 261V263L11 262H7V261ZM62 262H60V261ZM166 260V261H167ZM186 260V261H185ZM192 260V259H191ZM214 260V261H213ZM258 260V261H257ZM263 260V261H262ZM47 261V262H46ZM50 261H52V263L50 262ZM71 261V260H67V264H70V263H73L72 261L69 263V262ZM191 262V261H188V262H191V263H194V262ZM208 261V262H207ZM212 261H213V263H212ZM220 261V262H219ZM231 261H232V263H231ZM237 263H236V262ZM254 261V262H253ZM2 262V263H1ZM5 262V263H4ZM45 262V263H44ZM176 262V263H175ZM185 262V263H184ZM187 262V263H188ZM180 263V262H179ZM178 263V264H179ZM186 263V264H187ZM191 263H188V264H191ZM15 264V263H14ZM64 264V263H63ZM65 264H66V262H65ZM73 264H75V263H73ZM195 264V263H194Z\"/></svg>",
  "mask_w": 264,
  "mask_h": 264
},
{
  "label": "bare ground",
  "instance_id": "obj_2",
  "mask_svg": "<svg viewBox=\"0 0 264 264\" xmlns=\"http://www.w3.org/2000/svg\"><path fill=\"white\" fill-rule=\"evenodd\" d=\"M8 1V0H7ZM10 1H12V0H10ZM49 1V0H48ZM58 1V0H57ZM56 1V2H57ZM68 1V0H67ZM66 1V2H67ZM70 1V0H69ZM68 1V2H69ZM79 1V0H78ZM93 1V0H92ZM101 1V0H100ZM136 1V0H135ZM138 1V0H137ZM144 1L145 0H143L142 2L144 3ZM148 1V0H147ZM151 1V0H150ZM150 1L149 2H147L148 3V5L150 4ZM158 1V0H157ZM160 1V0H159ZM170 1V0H169ZM168 1V2H169ZM190 1V0H189ZM212 1V0H211ZM227 1V0H226ZM229 2H230V0H228ZM232 1V0H231ZM16 2V1H15ZM20 2V1H19ZM43 2V1H42ZM73 2H75V1H73ZM76 2H77V0H76ZM97 2H98V0H97ZM96 2V3H97ZM102 2V1H101ZM112 2V1H111ZM139 3H140V1H138ZM141 2V3H142ZM146 2V1H145ZM156 2V1H155ZM166 1H164V3H165ZM175 1H172L171 3H172V8H173V5L175 4V5H177L178 3H177V1H176V3H174ZM187 2V1H186ZM198 2V1H197ZM203 2V1H202ZM220 2H221V0H220ZM225 2V1H224ZM229 2H227V6L229 7V5H231V3H229ZM256 2V1H255ZM41 3V2H40ZM45 3H47V1L45 2ZM59 3V2H58ZM96 3H94V4H96ZM135 3V2H134ZM140 3V4H141ZM157 3V2H156ZM161 4H160V6H159V9H161L160 7H161V5H162V0H161V2H160ZM163 3V4H164ZM167 3V2H166ZM174 3V4H173ZM183 3H184V0H183ZM182 3V4H183ZM212 3V2H211ZM228 3H229V5H228ZM238 3V2H237ZM242 3V2H241ZM248 3V2H247ZM251 3V2H250ZM249 3V4H250ZM264 3V2H263ZM60 4H62V3H60ZM69 4V3H68ZM137 4V3H136ZM145 4V3H144ZM154 4V3H153ZM159 4V3H158ZM168 4V3H167ZM169 4H170V2H169ZM190 4V3H189ZM193 4V3H192ZM215 4V3H214ZM239 4V3H238ZM243 4V3H242ZM246 4V3H245ZM249 4L247 5V6H249ZM256 4H258V3H256ZM255 4V5H256ZM36 5V4H35ZM45 5V4H44ZM52 5V4H51ZM57 5V4H56ZM63 5H65V4H63ZM81 5V4H80ZM89 5V4H88ZM97 5V4H96ZM100 5V4H99ZM109 5V4H108ZM143 4H141V7H143L142 6ZM151 5V4H150ZM150 5H149V8L150 9H152L151 7H150ZM157 5V4H156ZM174 5V6H175ZM184 5V4H183ZM206 5H208L207 3H206ZM218 5H220V4H218ZM222 5H225V3L224 4H222ZM232 5H233V2H232ZM237 5V4H236ZM58 6V5H57ZM67 6V5H66ZM70 6V5H69ZM73 6V5H72ZM76 6V5H75ZM92 6V5H91ZM105 6H107V5H105ZM112 6V5H111ZM138 6H139V4H138ZM158 6V5H157ZM165 6V5H164ZM171 6V5H170ZM194 6V5H193ZM196 6V5H195ZM199 6V5H198ZM205 6V5H204ZM241 6V5H240ZM246 6V7H247ZM250 6H252V4L250 5ZM257 6V5H256ZM10 7V6H9ZM12 7H14V6H12ZM19 7V6H18ZM74 7V6H73ZM76 7H78V6H76ZM103 7V6H102ZM113 7V6H112ZM116 7V6H115ZM118 7V6H117ZM145 7V6H144ZM154 7V6H153ZM186 7V6H185ZM190 7V6H189ZM225 7V6H224ZM224 7H221V8H224ZM231 7V6H230ZM237 7H239V6H237ZM237 7H234V8H237ZM258 7V6H257ZM259 7H260V4H259ZM15 8H17L16 6H15ZM84 8H87V7H84ZM91 8V7H90ZM106 8V7H105ZM108 8V7H107ZM125 8V7H124ZM164 8H166V7H164ZM168 8H169V5H168ZM205 8V7H204ZM217 8V7H216ZM220 8V9H221ZM227 7H225V9H226ZM231 8H233V7H231ZM241 9L242 8H244L243 6L242 7H240ZM253 8L255 9L256 7H251L250 8V10L252 9L253 10ZM260 8H262V7H260ZM13 9V8H12ZM18 9H20V8H18ZM54 9V8H53ZM57 9H59V8H57ZM65 9V8H64ZM71 9V8H70ZM75 9V8H74ZM81 9V8H80ZM79 9V10H80ZM96 9V8H95ZM118 9V8H117ZM138 9V8H137ZM141 9H143V8H141ZM140 8H139V10H141ZM145 9V8H144ZM143 9V10H144ZM177 9V8H176ZM206 9V8H205ZM219 9V8H218ZM228 9V8H227ZM48 10V9H47ZM69 10V9H68ZM91 10V9H90ZM143 10H142V12H143ZM167 10V9H166ZM172 10V9H171ZM175 10V9H174ZM178 10V9H177ZM176 10V11H177ZM214 9H212V11H213ZM243 10V9H242ZM242 10H240V13H241V11ZM245 10H247V8L245 9L244 8V11ZM245 11V13H248V14H250V12H253V11ZM5 11V10H4ZM12 11V10H11ZM53 11V10H52ZM54 11H57V10H54ZM77 11H78V9H77ZM83 11V10H82ZM81 11V12H82ZM95 11V10H94ZM98 11V10H97ZM130 12H131V10H129ZM150 11H153V15H154V9L153 10H150ZM157 11V10H156ZM161 11V10H160ZM159 11V12H160ZM162 11H164V10H162ZM173 11V10H172ZM176 11H174V13L176 12ZM179 11V10H178ZM193 11V10H192ZM215 11V10H214ZM223 11H224V9H223ZM226 11V10H225ZM228 12H229V9L227 10ZM231 11V10H230ZM233 11V10H232ZM235 12H236V10H234ZM243 11V12H244ZM31 12V11H30ZM61 12V11H60ZM71 12V11H70ZM114 11H113V9H110L109 8V10H107V14H105V12H104V14H102V19L104 18V17H107L106 19H108V16L110 15V17L109 18H111L113 15H112V13H113ZM117 12V11H116ZM142 12H140V13H142ZM158 12V13H159ZM164 12H166V11H164ZM168 12H169V10H168ZM179 12H181V11H179ZM197 12V11H196ZM227 12V14H225L226 15V17H229L228 16V14H230V13H228ZM242 12V13H243ZM51 13V12H50ZM52 13H54V12H52ZM67 13V12H66ZM73 13V12H72ZM83 13V12H82ZM95 13H97V12H95ZM125 13H127L128 14V12H125ZM146 13V12H145ZM149 13V12H148ZM147 13V14H148ZM156 13V12H155ZM172 13V12H171ZM183 13V12H182ZM187 13V12H186ZM194 13V12H193ZM217 13V12H216ZM236 13H239V11H237ZM239 13V14H240ZM260 13V12H259ZM84 14V13H83ZM98 14H99V12H98ZM97 14V15H98ZM101 14V13H100ZM99 14V15H100ZM130 14H134V13H130ZM147 14H144V16L146 15L147 17H148V15ZM163 14V13H162ZM165 14H168V13H165ZM164 14V15H165ZM169 14H170V12H169ZM176 14V13H175ZM195 14V13H194ZM213 14V13H212ZM212 14H210V15H212ZM218 14V13H217ZM217 14H215V15H217ZM223 14V13H222ZM255 14L256 15H258V13H256V11H255ZM7 15V14H6ZM34 15H35V13H34ZM61 15V14H60ZM78 15V14H77ZM76 15V16H77ZM80 15V14H79ZM78 15V16H79ZM90 15V14H89ZM98 15V16H99ZM112 15V16H111ZM141 15V14H140ZM140 15H138V16H140ZM150 15H152V14H150ZM149 15V16H150ZM152 15V16H153ZM160 15V14H159ZM173 15V14H172ZM190 15H191V13H190ZM214 15V14H213ZM225 15H221V16H225ZM233 15V17L236 15V17H237V14H235L234 15V12L233 13H231V16ZM247 15V14H246ZM254 15V14H253ZM0 16H1V14H0ZM10 16V15H9ZM51 16V15H50ZM58 16V15H57ZM93 16V15H92ZM115 16V15H114ZM129 16H131V15H129ZM151 16V17H152ZM155 16H156V14H155ZM158 16V15H157ZM170 15H168V17H169ZM177 16V15H176ZM181 16V15H180ZM241 15H239L238 17H240ZM242 16H244L243 14H242ZM250 16H251V14H250ZM65 17V16H64ZM80 17V16H79ZM82 17V16H81ZM120 17H121V15H120ZM161 16H159V17H156V18H160ZM164 17V16H163ZM167 17V18H168ZM178 17V16H177ZM183 17V16H182ZM198 17H200V16H198ZM202 17V16H201ZM225 17V18H226ZM236 17H234V21H233V23L235 22V20L237 19V22L239 21L238 20V17L236 18ZM245 18H246V20H247V18L248 19H251L250 17H248V15L247 16H244ZM242 18L241 19V22L240 23H242V21L244 22V20H245V18ZM258 17H259V15H258ZM4 18H6V16H4ZM25 18V17H24ZM34 18H35V16H34ZM66 18V17H65ZM77 18V17H76ZM85 18V17H84ZM89 18V17H88ZM93 18V17H92ZM95 18V17H94ZM98 18V17H97ZM101 18V17H100ZM131 18H132V16H131ZM143 17L141 16V19H142ZM150 18V17H149ZM154 18V17H153ZM166 18V17H165ZM166 18V19H167ZM170 18V17H169ZM174 18V16L172 17V19ZM181 18V17H180ZM184 18V17H183ZM221 19H220V21L221 20H224L225 21V19H223L222 17H220ZM236 18V19H235ZM241 18V17H240ZM239 18V19H240ZM253 18V17H252ZM255 18H256V16H255ZM1 19H3V18H1ZM14 19V18H13ZM52 19V18H51ZM74 19V18H73ZM78 19V18H77ZM83 19V18H82ZM105 19V20H106ZM122 19V18H121ZM120 19V20H121ZM124 19V18H123ZM133 19H134V17H133ZM172 19H168V20H172ZM174 19H176V17L174 18ZM172 20V22L170 23L169 22V25L171 24V25H173V24H175V23H173L175 20ZM179 18H177L176 20L177 21H179L178 20ZM190 19V18H189ZM192 19H193V17H192ZM209 19V18H208ZM214 19H215V17H214ZM219 19V18H218ZM244 19V20H243ZM259 19H262V18H260L259 17ZM10 20V19H9ZM16 20V19H15ZM20 20V19H19ZM31 20V19H30ZM94 20V19H93ZM119 20V21H120ZM126 20V19H125ZM149 20V19H148ZM147 20V21H148ZM153 21H154V19H152ZM162 20V19H161ZM161 20L159 21V22H161ZM163 20H164V18H163ZM167 20V21H168ZM181 20V19H180ZM184 20V19H183ZM186 20V19H185ZM216 20H217V18H216ZM215 20V21H216ZM229 20H232V19H230L229 18ZM252 20V19H251ZM255 20V19H254ZM6 21H8V20H6ZM12 21V20H11ZM18 21V20H17ZM27 21V20H26ZM26 21H24V23H23V25H22V23H18L19 25L21 24V27L22 26H24V24L26 25L27 24V22ZM82 21V20H81ZM103 21H104V19H103ZM118 21V20H117ZM133 21V20H132ZM131 21V22H132ZM156 21H158V20H156ZM164 21H166V20H164ZM164 21H163V23H164ZM176 21V22H177ZM192 21V20H191ZM195 21V20H194ZM227 21H228V18H227ZM250 21V20H249ZM256 21V20H255ZM261 21H263V20H261ZM15 22V21H14ZM13 22V23H14ZM21 22V21H20ZM36 22V21H35ZM51 22V21H50ZM53 22V21H52ZM71 22V21H70ZM79 22H80V20H79ZM84 22V21H83ZM116 22V21H115ZM149 22L151 23V21L149 20L148 22H147V24H149ZM155 22V21H154ZM182 22H185V21H181V23ZM190 22V21H189ZM198 22V21H197ZM208 22V21H207ZM248 22V21H247ZM258 22V21H257ZM3 22H1L0 23V25H3L2 24ZM7 23V22H6ZM5 23V24H6ZM11 23V22H10ZM30 22L28 21V24H29ZM31 23H34V22H31ZM65 23V22H64ZM85 23H87V22H85ZM90 23H93V22H90ZM110 23H112V22H110ZM114 23V22H113ZM144 23V22H143ZM157 23V26H158V22H156ZM162 23V22H161ZM160 23V24H161ZM167 23V22H166ZM180 23V24H181ZM186 23V22H185ZM184 23V24H185ZM214 23V22H213ZM220 23V22H219ZM222 23H223V21H222ZM221 23V24H222ZM246 23V22H245ZM245 23H242V24H245ZM18 24H17V28H19V26H18ZM27 24V25H28ZM70 24V23H69ZM82 24H84V23H82ZM81 24V25H82ZM100 24V23H99ZM103 24V23H102ZM117 24V23H116ZM145 24V23H144ZM143 24V25H144ZM146 24V25H147ZM155 24V23H154ZM153 23H152V26L151 27H153V25H154ZM183 24V23H182ZM181 24V25H182ZM183 24V25H184ZM187 24H188V22H187ZM191 24V23H190ZM208 24V23H207ZM206 24V25H207ZM225 26L226 25H228V24H225V22L223 23ZM237 23L235 22V25H236ZM239 24V23H238ZM237 24V25H238ZM256 25H258V23H255ZM11 25H14V27H15V25H16V23L15 24H11ZM36 25V24H35ZM51 25V24H50ZM53 25V24H52ZM77 25V24H76ZM89 25V24H88ZM96 25V24H95ZM106 25V24H105ZM109 25V24H108ZM107 25V26H108ZM119 25V24H118ZM124 25V24H123ZM140 25V24H139ZM164 24H162L161 26L162 27H164L163 26ZM171 25L170 26H168L167 27V29L169 28V27H171ZM176 25L179 27L180 25H178L177 23H176ZM193 25V24H192ZM200 25V24H199ZM210 25V24H209ZM224 25H222L223 27H225ZM234 25V26H235ZM251 25V24H250ZM263 25V24H262ZM3 26H5V25H3ZM9 26V25H8ZM77 26H79V24L77 25ZM76 26V27H77ZM103 26V25H102ZM114 25H112V27H113ZM122 26V25H121ZM156 26V25H155ZM167 26V25H166ZM166 26H165V30H167L166 29ZM175 25H173V27H174ZM187 26V25H186ZM195 26H196V24H195ZM201 26V25H200ZM205 26V25H204ZM214 26V25H213ZM213 26H212V28H213ZM217 26V25H216ZM221 26V25H220ZM221 26V27H222ZM229 26H230V24H229ZM228 26V27H229ZM240 26H241V24H240ZM239 26V29H242V27L243 26H241L240 27ZM245 26V25H244ZM12 26H10V28H11ZM13 27V29H15ZM27 27V26H26ZM25 26L23 27L24 28V30H25V28H26ZM32 27V26H31ZM31 27H29V28H31ZM37 27H38V25H37ZM86 27V26H85ZM100 27V26H99ZM111 27V28H112ZM123 27V26H122ZM126 27H128V29H130L129 28V25L128 26H126ZM138 28H141L140 26H137ZM145 27V26H144ZM147 27H148V29H149V26L147 25ZM182 27V26H181ZM191 27V26H190ZM192 27H194V26H192ZM191 27V28H192ZM215 27V26H214ZM227 27V26H226ZM238 27V26H237ZM237 27H234L235 29L237 28ZM5 28V27H4ZM9 28V27H8ZM17 28H16V30H17ZM23 28H21V32L23 31ZM29 28H26V29H29ZM33 28H34V25H33ZM51 28H52V26H51ZM74 28V27H73ZM115 28H116V26H115ZM120 28V27H119ZM146 28V27H145ZM153 28H155V27H153ZM175 28V27H174ZM174 28H171L172 30H170V31H173L174 33H175V30H174ZM187 28V27H186ZM204 28V27H203ZM206 28V27H205ZM211 28V27H210ZM209 28V29H210ZM244 28V27H243ZM246 28V27H245ZM260 28V27H259ZM258 28V29H259ZM34 29H36V28H34ZM61 30H62V28H60ZM95 29V28H94ZM101 29V28H100ZM106 29V28H105ZM127 29V28H126ZM131 29H133V28H131ZM143 29V28H142ZM178 28H176V30H177ZM190 29V28H189ZM208 29V28H207ZM208 29V30H209ZM222 29H224V28H222ZM232 29H233V27L231 28V31H232ZM234 29V31H236L237 32V30H235ZM249 29V28H248ZM256 29H257V27H256ZM258 29L256 30V31H258ZM262 29V28H261ZM11 30V29H10ZM15 30V31H16ZM30 31L32 30V28L31 29H29ZM27 31V30H25V31H23V34L26 32V33H30V31ZM79 30H81V29H79ZM79 30H78V32H79ZM91 30V29H90ZM92 30H93V28H92ZM103 30V29H102ZM108 30H110V28L108 29ZM125 30V29H124ZM155 30V29H154ZM161 30H163V28L161 29ZM182 31V29H178V31ZM193 30V29H192ZM211 30V29H210ZM216 30H219V29H216ZM226 30H228V29H226ZM244 30V29H243ZM3 31V30H2ZM12 31V30H11ZM19 33H21L20 32V30H17ZM41 31V30H40ZM40 31L39 32H35V33H40ZM53 31V30H52ZM58 31H59V29H58ZM84 31V30H83ZM98 31V30H97ZM113 31V30H112ZM115 31H117V30H115ZM125 31H127V30H125ZM133 31V30H132ZM137 31V30H136ZM139 31V30H138ZM144 31V30H143ZM150 31H151V28H150ZM157 31V30H156ZM178 31H176V33L175 34H177L178 33ZM215 31V30H214ZM213 31V32H214ZM222 31V30H221ZM224 31V30H223ZM222 31V32H223ZM230 31V30H229ZM228 31V32H229ZM246 31V30H245ZM9 31H7V33H8ZM32 32V31H31ZM77 32V33H78ZM91 32V31H90ZM110 32V31H109ZM122 32V31H121ZM130 32H131V30H130ZM145 32H147V31H145ZM159 32H161V31H159ZM172 32V33H173ZM193 32V31H192ZM195 32H197V31H195ZM207 32V31H206ZM226 32V31H225ZM235 32V33H236ZM263 32V31H262ZM13 32H10V34H12ZM19 33H17L16 32V34H17V36H19ZM67 33H69L68 31H67ZM66 33V34H67ZM74 33V32H73ZM76 33V34H77ZM85 33V32H84ZM117 33H119V32H117ZM129 33V32H128ZM127 33V35L129 36L128 38H130V35ZM138 33V32H137ZM140 33V32H139ZM215 33V32H214ZM230 33H232V32H229V34ZM234 33V32H233ZM232 33V34H233ZM238 33V37H239V34H240V31H238L237 32ZM236 33V34H237ZM245 33V32H244ZM254 33V32H253ZM256 33V32H255ZM260 33V32H259ZM264 33V32H263ZM1 34V33H0ZM10 34H6V36L5 37H7V35H8V37L9 36H12V35H10ZM36 34V35H37ZM94 34H95V32H94ZM92 35V36H94V38H95V35ZM100 34V33H99ZM136 34V33H135ZM142 34H143V32H142ZM160 34V33H159ZM162 34V36L164 35L163 33H161ZM167 34H168V32H167ZM171 34V33H170ZM180 34V33H179ZM182 34H183V32H182ZM187 33L185 32V35H186ZM189 34V33H188ZM195 34V33H194ZM227 35H228V33H226ZM236 34H234V35H236ZM243 34V33H242ZM3 34H1V36H2ZM34 34H32V36H33ZM41 35V34H40ZM63 35H65V34H63ZM101 35H102V33H101ZM106 35V34H105ZM115 35V34H114ZM126 35V36H127ZM144 35H146L147 36V34H144ZM149 35V34H148ZM152 35H153V33H152ZM165 35H166V32H165ZM173 35V34H172ZM217 35V34H216ZM223 35H225V33L223 34ZM234 35H232L233 37H235ZM246 35H247V33H246ZM260 35H262V33L260 34ZM0 36V37H1ZM14 36H16V35H14ZM13 36V37H14ZM23 35H21L20 36V38L22 37ZM28 36V35H27ZM31 36V37H32ZM39 36V35H38ZM67 36V35H66ZM79 36V35H78ZM100 36V35H99ZM107 36V35H106ZM105 36V37H106ZM116 36V35H115ZM118 36V35H117ZM131 36H133V34H131ZM142 36V35H141ZM151 36V35H150ZM155 37H156V35H154ZM175 35H173V37H174ZM176 36H179V35H176ZM190 36V35H189ZM192 36V35H191ZM243 36V35H242ZM249 36V35H248ZM255 36H257V35H255ZM25 37V36H24ZM90 37V36H89ZM101 37H103L104 38V36H101ZM108 37V36H107ZM111 37V36H110ZM114 37V36H113ZM120 36H118V38H119ZM137 37H139L138 36V34H137ZM136 37V38H137ZM143 37V36H142ZM183 37V36H182ZM187 37V36H186ZM193 37V36H192ZM237 37V36H236ZM260 37V36H259ZM258 37V38H259ZM262 37H263V35H262ZM4 38V37H3ZM12 38V37H11ZM16 38V37H15ZM14 38V39H15ZM18 38V37H17ZM40 38H41V36H40ZM79 38V37H78ZM118 38H116V39H118ZM125 38V37H124ZM124 38H123V40H124ZM128 38H126V39H128ZM147 38V37H146ZM146 38H144V39H146ZM154 38V37H153ZM157 38V37H156ZM156 38H154V39H156ZM159 38V37H158ZM161 38V37H160ZM177 38H179V37H177ZM198 38V37H197ZM245 38H246V36H245ZM257 38V39H258ZM261 38V37H260ZM10 39V38H9ZM28 39V38H27ZM27 39H25V40H27ZM39 39V38H38ZM38 39H36V40H38ZM61 39V38H60ZM90 38H88V40H89ZM121 39V38H120ZM132 40L133 39H135L134 37L133 38H131ZM138 39V38H137ZM163 39V38H162ZM233 39V38H232ZM231 39V40H232ZM234 39H236V38H234ZM255 39V38H254ZM262 39H264V38H262ZM261 39V40H262ZM3 40V39H2ZM6 40V39H5ZM22 40V39H21ZM35 40V41H36ZM41 40V39H40ZM64 40V39H63ZM66 40V39H65ZM87 40V39H86ZM103 40V39H102ZM107 40V39H106ZM105 40V41H106ZM111 39H109V40H107L108 42L110 41ZM138 40H140V39H138ZM146 40H148V39H146ZM178 40H180V39H178ZM198 40V39H197ZM201 40V39H200ZM238 40V39H237ZM245 40V39H244ZM7 41H8V38H7ZM7 41H4V43L5 42H7ZM16 41H20V40H16ZM24 41V40H23ZM28 41V40H27ZM68 41V40H67ZM90 41V40H89ZM114 41V40H113ZM119 41V40H118ZM162 41H164V40H162ZM161 41V42H162ZM190 41H191V39H190ZM234 41V40H233ZM232 41V42H233ZM243 41V40H242ZM263 41V42H262ZM261 41V43H264V40H262ZM8 42H10V40L8 41ZM11 42H15V41H13V39L11 40ZM11 42L10 43H7V44H10L11 45ZM31 42V41H30ZM42 42H43V39H42ZM73 42V41H72ZM92 42V41H91ZM97 42V41H96ZM108 42H107V45H108ZM127 42V41H126ZM132 42V41H131ZM134 42H136V41H133V44H135ZM155 42V41H154ZM160 42V43H161ZM165 42V41H164ZM216 42V41H215ZM225 43L227 42V41H224ZM229 42V44L231 43V41H228ZM227 42V43H228ZM237 42V41H236ZM241 42V41H240ZM247 42H249L248 40H247ZM3 43V44H4ZM16 44H18V45H21V46H19V48H20V50L22 49V41H20L19 43H17V42H15ZM14 43V44H15ZM20 43H22V44H20ZM25 43V45H26V42H24ZM35 43V45H36V43H39L38 45H40V43H41V41H39V42H33V44ZM60 43H62V42H60ZM137 43L138 44H140V41L138 42L137 41ZM144 43H146V41L144 42ZM156 43H158V41L156 42ZM163 43V42H162ZM166 43V42H165ZM164 43V44H165ZM167 43H169V42H167ZM166 43V44H167ZM178 43V42H177ZM184 43V42H183ZM183 43H181V44H183ZM194 43V42H193ZM206 43V42H205ZM209 43V42H208ZM225 43H223L224 45H225ZM235 43V42H234ZM238 43V42H237ZM243 43V42H242ZM246 43V42H245ZM245 43H243V44H245ZM261 43H260V45H261ZM0 44H1V40H0ZM6 43L4 44L5 45V48H6V46H7V48H9L8 47V45H7ZM14 44L12 45L13 47H14ZM15 44V45H16ZM29 44V43H28ZM31 44H32V42H31ZM32 44V45H33ZM44 44V42L42 43V45ZM69 44V43H68ZM88 44V43H87ZM90 44V43H89ZM92 45L94 44L95 45V43H91ZM110 44V43H109ZM130 44V43H129ZM142 44H143V42H142ZM172 43L170 42L169 43V45H171ZM188 44V43H187ZM211 44V43H210ZM209 44V45H210ZM221 44H222V42H221ZM258 44V43H257ZM2 45V44H1ZM1 45H0V48H1ZM30 45V44H29ZM37 45V46H38ZM42 45H40V48L41 47H44V45L42 46ZM62 45V44H61ZM64 45V44H63ZM66 45V44H65ZM82 45V44H81ZM106 45V44H105ZM127 45H128V43H127ZM126 45V46H127ZM148 45V44H147ZM157 45H159V44H157ZM163 45V44H162ZM169 45H168V48H170L169 47ZM173 45V44H172ZM172 45H171V47H172ZM174 45H176L175 44V41H174ZM173 45V47L174 48H176L175 46ZM190 45L192 46V44H191V42H190ZM241 45V44H240ZM248 45V44H247ZM250 45H252L251 43H250ZM259 45V46H260ZM11 46V47H12ZM67 46V45H66ZM69 46V45H68ZM87 46V45H86ZM129 46V45H128ZM144 46V45H143ZM150 46V45H149ZM160 46V45H159ZM177 46V45H176ZM182 46H184V47H186L185 45H182ZM216 46V45H215ZM215 46L213 45V47H211V48H215ZM217 46H218V44H217ZM230 46H231V44H230ZM230 46H228V47H230ZM238 46V45H237ZM245 46V45H244ZM12 47V49H14ZM24 47H26V46H24ZM30 47H33V46H30ZM34 47H36V46H34ZM64 47V46H63ZM90 47V46H89ZM92 47V46H91ZM105 47V46H104ZM121 47H122V45H121ZM140 47V46H139ZM155 47V46H154ZM163 47V46H162ZM165 47V46H164ZM163 47V48H164ZM239 47V46H238ZM257 47V46H256ZM262 47H264V46H262ZM4 48V47H3ZM5 48H4V50H5ZM17 48V47H16ZM15 48V49H16ZM29 48V47H28ZM39 48V47H38ZM44 48H46V47H44ZM65 48H67V47H65ZM96 48H97V46H96ZM110 48H111V46H110ZM118 48V47H117ZM132 48V47H131ZM130 48V49H131ZM135 48V47H134ZM146 48H148L147 46H146ZM157 48H158V46H157ZM160 48V47H159ZM231 48H232V46L230 47V50H231ZM234 48H236V46L235 47H233V49ZM242 48V47H241ZM12 49H10V50H12ZM25 49V48H24ZM31 49V48H30ZM42 49V48H41ZM99 49V48H98ZM133 49V48H132ZM142 49V48H141ZM153 49V48H152ZM167 49V48H166ZM177 49H178V47H177ZM181 49V48H180ZM187 48H185L184 50H186ZM189 49H191V48H189ZM193 49V48H192ZM238 49H240V48H238ZM246 49H247V47H246ZM255 49H257V48H255ZM259 49H260V47H259ZM259 49H257V50H259ZM2 50V49H1ZM9 49H8V52L10 51ZM19 50V49H18ZM40 50V49H39ZM43 50H45V49H43ZM46 50H47V48H46ZM45 50V51H46ZM68 50H69V53H68ZM117 50V49H116ZM203 50V49H202ZM225 50V49H224ZM228 50V49H227ZM243 50V49H242ZM3 51V50H2ZM2 51H0L1 53H2ZM16 51V50H15ZM23 50H21V52H22ZM25 51H27V48L24 50V52ZM32 51H34L33 49H32ZM44 51V52H45ZM48 51V50H47ZM47 51H46V53H47ZM66 51V50H65ZM64 51V52H65ZM70 48H68L67 49V52L65 53V55H67V53H68V56H69V54H70ZM128 51H130V50H128ZM139 51V50H138ZM144 51H147V49L145 50V48H144ZM154 51H155V49H154ZM153 51V52H154ZM167 51V50H166ZM187 51V50H186ZM194 51V50H193ZM209 51V50H208ZM207 51V52H208ZM216 51V50H215ZM219 51V50H218ZM251 51V50H250ZM256 51V50H255ZM4 52V54H0L1 56L2 55H5L6 53H7V49L5 50V51H3ZM20 52V51H19ZM19 52H16V53H18L16 56L17 57H14L13 58V60H15V58L17 59V58H19ZM24 52H22V53H24ZM28 52V51H27ZM86 52V51H85ZM100 52V51H99ZM120 52V51H119ZM125 52V51H124ZM214 52V51H213ZM241 52V51H240ZM246 52H249V51H246ZM245 52V53H246ZM11 53V52H10ZM10 53H8V54H10ZM39 53V52H38ZM74 53V52H73ZM139 53V52H138ZM150 53H152V52H150ZM149 53V51H148V53L147 54H149V56H147V55H144L145 57H149V59H150V57H151V54ZM155 53V52H154ZM156 53H157V56L159 57V54H158V52L156 51ZM166 53H169V51L168 52H166ZM173 53V52H172ZM177 53V52H176ZM175 53V54H176ZM187 53V52H186ZM184 54L185 56H189V52L187 53V54ZM226 53V52H225ZM12 54V53H11ZM10 54V55H11ZM14 54H15V52H14ZM27 54V53H26ZM26 54H24V55H26ZM32 54H33V52H32ZM31 54V55H32ZM64 54V53H63ZM71 54H72V52H71ZM80 54H81V51H80ZM89 54V53H88ZM130 54H132V53H130ZM134 54V53H133ZM132 54V55H133ZM136 54V53H135ZM145 54H146V52H145ZM174 53H173V55H175ZM178 55L179 54H181V58H182V55H183V53L182 52H180V53H177ZM177 54H176V56H177ZM210 54V53H209ZM212 54V53H211ZM228 54V53H227ZM233 54V53H232ZM235 54V53H234ZM250 54V53H249ZM248 54V55H249ZM261 54V53H260ZM13 55V54H12ZM20 55H22V54H20ZM34 55V54H33ZM83 55V54H82ZM101 55V54H100ZM99 55V56H100ZM122 55V54H121ZM173 55H171L170 53L167 55V57L169 58V60H168V58L164 55H162V58H163V61L164 62H162L163 63V65H161L160 63H158V64H160L161 66H163L162 68H161V66H159L157 63V65L155 64V67H157L158 69H156V72H157V70L159 71V68L161 69V70H163L162 72L161 71H159V73H161V74H163V76H162V78H161V75H160V79H159V77H158V80H160V81H162V80H165L164 81V86H162V88H165L164 90H162V88L161 89H159V90H162V92L160 91V92H158L156 89H155V87L154 86H156L155 84H157V83H159V81L158 80H153V79H147V80H151L150 82H148L149 84L150 83H154L153 84V88L156 90H154V91H152L149 87L150 86H147L148 84H146L145 85V83H143V82H140V81H142L141 79H140V77L139 76H136V78L138 79V77H139V79H140V81H139V79H138V83L137 82H135L134 81V83H132L133 84V86L134 87H138V89L141 91V94H138V96H141V99L140 100H138L137 99V94H136V96L134 95L135 93H134V91H133V88H131L130 86V88H131V90L128 88V89H123V90H125L126 92H128L127 90H130L128 93L130 94V99H132L133 100V98H134V96H135V101H137V102H139L140 104H141V107H143L142 108V110H141V112L142 111H144L143 113H141L140 114V112H139V119L138 118H134L133 116V118L135 119V120H138V123H136V124H138V125H142V126H144V127H146V128H148L147 129V131L150 133V134H152L151 135V138H153L152 139V141L151 140H148V136L145 138L144 137V139H146V140H148V142L147 143H151V145H149L148 144V146H147V148L145 149V147L143 148V147H141V149H142V151L139 153V154H135L134 156H135V158L136 157H140L139 158V160H140V163H142L143 161H142V159H146V158H148L149 156H150V158L153 156V155H155V151L158 153L159 151H160V153H162L164 150H166V153H165V151H164V153L167 155V151H168V153H170L172 150L171 149H168V147L166 148V149H164L165 148V146L167 145V146H169L170 147V144L171 145H173L175 142H173L172 140H170L169 139V137L168 136H164V137H167L166 139H167V142H168V140H169V142H168V144H164V145H162L161 143H163V142H165V140L163 141H161V143H159V140H156L158 137V135H156V137L157 138H155V132L153 133V128L154 127H151V130H152V132H151V130H149V119L147 120V116L149 117V115L151 114V113H149V115H147V111L148 112H152L153 113V115L152 116H155V118L157 117H159L158 119H161V118H163V116L162 117H160L162 114H161V112L159 111L158 113L159 114H161V115H159L156 111V109H158L159 108V106H157L158 105V102L160 101L161 102V100H165V103H164V105H166V107H170L171 109H172V106L174 105V104H179L177 107H179L178 109H184L185 108V103L186 102H184V100H186V98H182V97H184L185 95H183L185 92H187V87H186V90H185V83L183 82V80L181 79V83H179L178 81H177V79H180L181 77H182V75H181V71H182V69H183V71H185V65H186V68H187V64L189 63H187V64H182V65H184V68H182V69H180L181 67H176V65H174V62L176 61H174V59H176ZM183 55V57H185ZM198 55V54H197ZM200 55V54H199ZM216 55V54H215ZM214 55V56H215ZM229 55V54H228ZM247 55V54H246ZM1 56H0V59H1ZM5 56H7V54L5 55ZM35 56H37V54L35 55ZM40 56H42V55H40ZM44 56V55H43ZM74 56H75V54H74ZM86 56H87V54H86ZM89 56H90V54H89ZM104 56V55H103ZM103 56H101V57H103ZM114 56V55H113ZM135 56V55H134ZM153 56H155V55H153ZM157 56H155V57H152V58H157ZM236 55H234V57H235ZM249 56H251V55H249ZM261 56V55H260ZM9 57V56H8ZM7 57V58H8ZM27 57H28V55H27ZM29 57H31V56H29ZM49 57V56H48ZM76 57V56H75ZM115 57V56H114ZM114 57L113 58H111L110 60H114ZM118 57V56H117ZM136 57V56H135ZM144 57V59H146ZM179 58H180V55L178 56ZM177 57V59H179ZM189 57H191V55L189 56ZM194 57H195V55H194ZM202 57V56H201ZM229 57V56H228ZM233 57V56H232ZM240 57H242V55H240ZM239 57V58H240ZM254 57V56H253ZM21 58H22V56H21ZM24 58V57H23ZM22 58V59H23ZM84 58H86V57H84ZM92 58V57H91ZM98 58V57H97ZM104 58V57H103ZM130 58H131V55H130ZM139 58V57H138ZM142 58V57H141ZM186 58V57H185ZM200 58V57H199ZM198 58V59H199ZM205 58V57H204ZM244 58V57H243ZM264 58V57H263ZM3 59H5V58H3ZM9 59H10V57H9ZM72 59V58H71ZM77 59V58H76ZM88 59H90V58H88ZM104 59H106V58H104ZM118 59H119V57H118ZM125 58H123V60H124ZM126 59H129V58H126ZM131 59H133V58H131ZM136 59V58H135ZM134 59V60H135ZM144 59H137L139 62H141L140 64H143V63H148V65L149 66H151L153 69L155 68V67H153V65L154 64H152V63H154V62H151L150 64H149V60L148 61H144V62H142ZM189 59H191V58H189ZM207 59V58H206ZM224 59V58H223ZM233 59V58H232ZM2 60V59H1ZM19 60V59H18ZM30 60V59H29ZM28 60V61H29ZM45 60H47V59H45ZM65 60H67V59H65L64 58V61ZM69 60H70V58H69ZM93 59H91V61H92ZM96 60V59H95ZM95 60H94V62H95ZM101 60V59H100ZM107 60V59H106ZM112 60V61H113ZM116 60V59H115ZM122 60V59H121ZM120 60V61H121ZM185 60H187V59H185ZM209 60V59H208ZM228 60V59H227ZM237 60V59H236ZM239 60V59H238ZM242 60V59H241ZM247 60V59H246ZM250 60V59H249ZM254 60V59H253ZM263 60V59H262ZM5 61V60H4ZM6 61H7V59H6ZM10 61H11V59H10ZM17 61V60H16ZM15 61V62H16ZM26 61V60H25ZM48 61V60H47ZM63 61V62H64ZM77 61V60H76ZM105 61V60H104ZM117 61V60H116ZM126 61V60H125ZM158 61H161V60H158ZM157 61V62H158ZM191 62H192V60H190ZM222 61V60H221ZM231 61V60H230ZM261 61V60H260ZM264 61V60H263ZM44 62V61H43ZM74 62V61H73ZM72 62V63H73ZM85 62V61H84ZM99 62V61H98ZM97 62V64H99ZM103 62V61H102ZM166 62V63H165ZM177 62H178V60H177ZM176 62V63H177ZM197 62V61H196ZM199 62V61H198ZM201 62V61H200ZM203 62V61H202ZM208 62V61H207ZM217 62V61H216ZM239 61H237V63H238ZM1 63H3V61H1ZM8 63H10V62H8ZM23 63V62H22ZM25 63V62H24ZM24 63H23V65H24ZM48 63V62H47ZM54 63V62H53ZM66 63V62H65ZM64 63V64H65ZM69 63V62H68ZM93 63V62H92ZM113 63V62H112ZM115 64H116V62H114ZM113 63V64H114ZM119 63V62H118ZM128 63V62H127ZM131 63V62H130ZM133 63V62H132ZM186 63V62H185ZM209 63V62H208ZM211 63V62H210ZM221 63V62H220ZM228 63V62H227ZM231 63V62H230ZM249 63H250V65H251V62L249 61ZM3 64H7V62L5 63H3ZM11 64V63H10ZM27 64V63H26ZM39 64V63H38ZM38 64H36V65H38ZM71 64V63H70ZM69 64V66H71ZM77 64V63H76ZM110 64V63H109ZM121 64V63H120ZM119 64V65H120ZM124 64V63H123ZM139 64V63H138ZM180 64V63H179ZM191 64V63H190ZM204 64H206V63H204ZM212 64V63H211ZM240 64V63H239ZM2 65V64H1ZM0 65V66H1ZM8 65V64H7ZM5 65L6 67L5 68H7V67H9L10 65ZM13 65V64H12ZM29 65V64H28ZM41 65H42V63H41ZM52 65V64H51ZM50 65V66H51ZM54 65V64H53ZM52 65V66H53ZM90 65V64H89ZM92 65V64H91ZM125 65V64H124ZM181 65V66H182ZM201 65V64H200ZM216 65V64H215ZM218 65V64H217ZM230 65V64H229ZM228 65V66H229ZM236 65H238V64H236ZM253 65V64H252ZM264 65V64H263ZM262 65V66H263ZM4 66V65H3ZM25 66V65H24ZM47 66V65H46ZM50 66H47V68L49 67L50 68ZM55 66V65H54ZM64 66V65H63ZM85 66V65H84ZM83 66V67H84ZM95 66V65H94ZM99 65H97V67H98ZM111 66V65H110ZM116 66V65H115ZM114 66V67H115ZM148 66V67H149ZM196 66V65H195ZM194 66V67H195ZM199 66V65H198ZM197 66V67H198ZM209 66V65H208ZM260 66V65H259ZM14 67H15V64H14ZM37 67H39V66H37ZM126 68H127V66H125ZM145 67H147V66H145ZM145 67H142V69L141 68H139V67H137V69L139 70V69H141V70H143V68H145ZM147 67V68H148ZM190 67H191V65H190ZM203 67V66H202ZM207 67V66H206ZM252 67V66H251ZM4 67H2L1 68V70H0V72L3 70L4 71V69H3ZM23 68H25V67H23ZM31 68V67H30ZM43 68V67H42ZM46 68V67H45ZM53 68V67H52ZM72 68V67H71ZM77 69L79 68V67H76ZM90 68V67H89ZM111 68V67H110ZM117 68V67H116ZM122 67H120V69H121ZM146 68V69H147ZM179 68V69H178ZM192 69H193V67H191ZM226 68H227V66H226ZM242 68V67H241ZM246 68H249L250 69V67H246ZM262 68V67H261ZM8 69V68H7ZM12 68L10 67V70H7V74H11L12 72H13V70H11ZM14 69V68H13ZM21 69V68H20ZM39 69H40V73H42L43 72V70L41 71V67H39ZM56 69V68H55ZM54 69V70H55ZM98 69V68H97ZM112 69V68H111ZM125 69V68H124ZM123 69V70H124ZM136 69V68H135ZM152 69V70H153ZM192 69H190V70H192ZM203 69V68H202ZM208 69V68H207ZM207 69H206V71H207ZM256 69V68H255ZM22 70H24V69H22ZM31 70V69H30ZM38 70V69H37ZM50 70H51V68H50ZM49 70V71H50ZM66 70H68V68L66 69ZM71 70V69H70ZM79 70V69H78ZM90 70V69H89ZM95 70V69H94ZM100 70V69H99ZM114 70V69H113ZM141 70H139V71H141ZM151 71V68L149 67L148 68V71ZM179 70H181V71H179ZM201 70V69H200ZM224 70V69H223ZM228 70H230V69H228ZM227 70V71H228ZM233 70H235V69H233ZM237 70V69H236ZM239 70V69H238ZM242 70V69H241ZM252 70V69H251ZM260 70V69H259ZM263 70V69H262ZM12 71V72H11ZM16 71V70H15ZM45 71H48V70H45ZM48 71V72H49ZM57 71V70H56ZM55 71V72H56ZM73 71V70H72ZM76 71V70H75ZM126 71V70H125ZM148 71H146L145 69L143 70V72H148ZM149 71V72H150ZM179 71V72H178ZM194 71V70H193ZM203 71H204V69H203ZM216 71V70H215ZM231 71V70H230ZM245 71H246V69H245ZM5 73H6V71H4ZM4 72H2V73H4ZM9 72H11V73H9ZM48 72H46V74H48ZM54 72V71H53ZM57 72H59V71H57ZM65 72V71H64ZM99 72H101V71H99ZM115 72V71H114ZM121 72V71H120ZM128 72V71H127ZM126 72V73H127ZM156 72H155V70L153 71V72H150V73H148V74H152V73H155L156 74ZM186 72H187V70H186ZM195 72V71H194ZM202 72V71H201ZM213 72H214V70H213ZM218 72V71H217ZM244 72V71H243ZM4 73V74H5ZM14 73V72H13ZM19 73H21V72H19ZM24 74H28L27 73V71H24L23 72ZM22 73V74H23ZM31 73V72H30ZM33 73V72H32ZM39 72L38 71H36V74H38ZM66 73V72H65ZM86 73H88V72H86ZM130 73V72H129ZM142 73V72H141ZM158 73V72H157ZM179 73V74H178ZM189 73V72H188ZM187 73V74H188ZM198 73V72H197ZM196 73V74H197ZM222 73V72H221ZM224 73V72H223ZM233 73V72H232ZM242 73V72H241ZM246 73V72H245ZM258 73H261L260 71L258 72ZM34 74H35V71H34ZM83 74V73H82ZM98 74V73H97ZM115 74V73H114ZM118 75H119V73H117ZM116 74V75H117ZM145 74V73H144ZM148 74H145V75H148ZM155 74H153L154 75V78H155ZM184 74V73H183ZM203 74V73H202ZM201 74V75H202ZM218 74V73H217ZM240 74V73H239ZM249 74V73H248ZM247 73H246V75H248ZM262 74V73H261ZM13 76L15 75V74H12ZM11 75V76H12ZM16 75H18V70H17V74ZM21 75V74H20ZM33 75V74H32ZM88 75V74H87ZM152 75V76H153ZM200 75V74H199ZM200 75V76H201ZM204 75V74H203ZM237 75V74H236ZM241 75V74H240ZM253 75V74H252ZM0 76H2L3 77V74L1 75L0 74ZM5 76H6V74H5ZM36 76V75H35ZM80 76V75H79ZM84 76V75H83ZM93 76V75H92ZM134 76V75H133ZM143 76V75H142ZM196 77H197V75H195ZM212 76V75H211ZM216 76V75H215ZM249 76V75H248ZM256 76H258V75H256ZM259 76H260V74H259ZM264 76V75H263ZM66 77V76H65ZM67 77H69V76H67ZM67 77H66V79H67ZM94 77H95V75H94ZM113 77V76H112ZM118 77V76H117ZM192 77V76H191ZM190 77V79H192ZM196 77H195V80H196ZM206 77V76H205ZM224 77V76H223ZM226 77H228V75H226ZM231 77V76H230ZM245 77V75H243L242 76V78H241V80H243L244 81V78ZM6 78V77H5ZM7 78H9L8 76H7ZM6 78V79H7ZM16 78V77H15ZM22 79V77L20 76L19 77V75H18V79ZM29 78H30V76H29ZM34 78V77H33ZM35 78H37V77H35ZM42 78V77H41ZM44 78V77H43ZM76 78V77H75ZM81 78V77H80ZM114 78V77H113ZM145 78H146V76H145ZM148 78V77H147ZM149 78H150V76H149ZM156 78H157V76H156ZM155 78V79H156ZM185 78V77H184ZM208 78V77H207ZM221 78H222V76H221ZM262 78H264V77H262ZM4 79V77L2 78V80ZM6 79H4V81L3 82H5L6 81ZM31 79H32V76H31ZM38 79V78H37ZM74 79V78H73ZM78 79V78H77ZM83 79V78H82ZM91 79V78H90ZM98 79V78H97ZM101 79H104V77L103 78H101ZM131 79V78H130ZM162 79V80H161ZM203 79V78H202ZM206 79V78H205ZM227 79H229V78H227ZM235 79V78H234ZM246 79H247V77H246ZM245 79V80H246ZM261 79V78H260ZM32 80H34V79H32ZM45 80V79H44ZM54 80V79H53ZM63 80H64V78H63ZM69 80V79H68ZM67 80V81H68ZM71 80V79H70ZM69 80V81H70ZM105 80V79H104ZM114 80V79H113ZM144 80V79H143ZM146 80V79H145ZM186 80H187V78H186ZM209 80V79H208ZM211 80H212V78H211ZM215 80H217V79H215ZM8 81H10V78H9V80ZM15 81V80H14ZM16 81H18V80H16ZM21 81H23V80H21ZM28 80H26V82H27ZM46 81V80H45ZM57 81V80H56ZM64 81H66V80H64ZM82 81V80H81ZM90 81V80H89ZM88 81V82H89ZM94 81V80H93ZM97 81H99V80H97ZM101 81V80H100ZM121 81H122V79H121ZM128 81V80H127ZM180 81V80H179ZM189 81V80H188ZM205 81V80H204ZM226 81V80H225ZM247 81V80H246ZM245 81V82H246ZM250 81V80H249ZM1 82V81H0ZM2 82V84H4ZM7 82V81H6ZM18 82H20V80L18 81ZM17 82V83H18ZM31 82V81H30ZM42 82H43V80H42ZM52 82V81H51ZM54 82V81H53ZM52 82V83H53ZM85 82H87V81H85ZM102 82V81H101ZM104 82V81H103ZM102 82V83H103ZM107 82V81H106ZM115 82V81H114ZM156 82V83H155ZM187 82V81H186ZM207 82V81H206ZM222 82V81H221ZM221 82H220V84H221ZM238 82V81H237ZM240 82V81H239ZM242 82V81H241ZM254 82V81H253ZM12 83V82H11ZM16 83V84H17ZM25 83V80H24V82L23 83H21V85L22 84H24ZM40 83V82H39ZM47 83V82H46ZM61 83V82H60ZM65 83V82H64ZM67 83V82H66ZM70 83V82H69ZM84 83V82H83ZM83 83H82V85H83ZM93 83V82H92ZM124 83V82H123ZM130 83V82H129ZM135 83H137V84H135ZM142 84V87L140 88V84ZM147 83V82H146ZM162 83V82H161ZM160 83V84H161ZM184 83V84H183ZM195 83V82H194ZM226 83V82H225ZM233 83H235V82H233ZM1 83H0V86L2 85ZM8 84V83H7ZM7 84H5V85H7ZM10 84V83H9ZM13 84V83H12ZM29 84V83H28ZM27 83H26V85L25 86H27L28 85ZM41 84V83H40ZM104 84H105V82H104ZM103 84V85H104ZM109 84H111L110 82H109ZM136 86H135V85ZM181 84V85H180ZM199 84V83H198ZM206 84V83H205ZM211 84V83H210ZM217 84V83H216ZM244 84H247V83H244ZM243 84V85H244ZM249 84V83H248ZM262 84V83H261ZM5 85H3V86H5ZM11 85V84H10ZM31 85H32V82H31ZM30 85V86H31ZM55 85V84H54ZM66 85V84H65ZM68 85V88H69V84H67ZM73 85V84H72ZM80 85H81V82H80ZM91 85H94V84H91ZM96 85H97V83H96ZM98 85H101V83H99ZM107 85V86H106ZM105 86H103V87H101V86H97V87H100V91H102L103 89H106V87L109 89L108 91L111 93V90H112V88H114V87H112L113 86V84L110 86V85H108V83L106 84ZM127 84H125V86H126ZM138 85H140V86H138ZM159 85V84H158ZM157 85V87H159ZM162 85V84H161ZM190 85H191V83H190ZM207 85V84H206ZM205 85V87H207ZM212 85V84H211ZM215 85V84H214ZM236 85V84H235ZM3 86H1L3 89H7V86L4 88ZM9 86V85H8ZM18 86V84L16 85V87ZM24 85H23V88L25 87ZM36 86H38V85H36ZM44 86V85H43ZM51 86V85H50ZM84 86V85H83ZM87 86V85H86ZM115 86V85H114ZM199 86V85H198ZM197 86V87H198ZM233 86V85H232ZM237 86V85H236ZM236 86H234V87H236ZM240 86H241V84H240ZM245 86V85H244ZM0 87V88H1ZM11 87H14V86H11ZM18 87H20V86H18ZM18 87H17V89H18ZM39 87V86H38ZM41 87V86H40ZM57 87H58V85H57ZM55 88V89H57L58 90V88ZM60 88H61V86H59ZM76 87H77V85H76ZM81 87V86H80ZM88 87H89V85H88ZM161 87V86H160ZM210 87V86H209ZM231 87V86H230ZM234 87H233V89H234ZM238 87V86H237ZM242 87V86H241ZM240 87V88H241ZM263 87H264V85H263ZM22 88V89H23ZM27 88H29V86H27ZM27 88H25L26 90H27ZM47 89H49L50 88V90H53L54 88H53V86H52V88L53 89H51V87H46ZM46 88H44L43 89V87L42 88H38V89H41L40 91V93H41V97L43 96L44 98H45V93H44V95H43V93L42 92H47V89ZM102 88V89H101ZM196 88V87H195ZM215 88V87H214ZM219 88V87H218ZM242 88H244V87H242ZM2 89V90H3ZM10 89V88H9ZM12 89V88H11ZM10 89V90H11ZM17 89H15V87L12 89V90H17ZM29 89H31V87L29 88ZM28 89V90H29ZM85 89V88H84ZM89 89V88H88ZM94 89V88H93ZM92 89V90H93ZM158 89V88H157ZM207 89V88H206ZM227 89H229V87L227 88ZM249 89V88H248ZM44 90H46V91H44ZM56 90V91H57ZM73 90V89H72ZM75 91L76 90H78V89H74ZM95 90H96V88H95ZM122 90V89H121ZM201 90H202V88H201ZM209 90V89H208ZM207 90V91H208ZM215 90V89H214ZM239 90V89H238ZM242 90L243 89H241L240 91H241V93H242ZM0 91H1V89H0ZM15 91L14 92H12V93H15ZM21 91L22 92H24V90H21V87H20V91H17V95L16 96H18L17 97V99H16V97L14 98L15 99V101H13V109H12V112H10V113H3V111H0V254H5L6 256H4V257H8V259L10 258V260H13V262L15 263V264H40V263H42L43 261H41L42 259H43V257H41L40 258V256L42 255V254H44V252L45 253H48V251H47V249L46 248H48V246L50 247V245L51 246H53L54 247V245H55V243H56V241H55V237L53 236L54 235V230H58L59 231V229H60V227H62V229H63V233H62V230H61V232L60 233H62L61 235H62V237H60V239L62 240V244L64 245V250L63 251H65V255L69 258V259H67V260H71L73 263H75V264H93V262H92V259L94 258L95 259V257H96V259L99 257V259H98V262H96L95 264H170V261H173L172 260V258L174 257V255L176 254V253H178L179 252V248H178V252L176 251V252H174V254L173 255H169V254H167L168 252H167V250H168V246H169V243H168V246H167V243L165 242L166 241V237H170V233H171V230H172V228L174 227V226H178V227H180L179 229H181V230H179L180 232H179V235L178 236H182V234L183 233H185V232H183L184 230H186V232L188 231V237H190V235H192L194 238H197L198 237V239H200L199 237H200V235L202 234V232H200L202 229V227L200 228V225L199 226H195L196 227V232L195 233H192L191 232V230L194 228H192L191 229V227H192V225H190L189 227V229L186 227V222L188 223V222H191V221H189L190 219H191V217L193 218V219H196L197 220V218H198V214L196 215V217L195 216H191V217H188L187 218V214H186V212H188V211H186L185 209H183L182 207H184V206H181V208L184 210V212H179L180 211V209L177 211V212H179L178 214L176 213V215L177 216H175V217H173L172 215L173 214H170V213H168V214H170L171 215V218L173 219V218H175V219H173L172 221L171 220H168L167 221V219H166V221H165V218H163V215H165V213L163 214V210H165V209H167V211H169L168 209L169 208H171V206L170 207H167V206H169L170 204V202L171 203H173V201L174 202H176L175 200V198H176V196H171L172 194H174L175 193V190H173L172 191V194H169V195H167L169 198V200H168V202H167V200H166V195H165V193H163L165 196V203H164V200H163V202L161 201V197H160V200H159V202H157L158 201V199H157V201H155V200H153V199H155L156 197H153V198H151L150 200H149V198H147L148 200H144L141 196H140V194L142 195V194H144V193H142V191H144V190H142L141 188H143L142 186L140 187V185L138 184V185H136L137 183H134L135 181H136V179H139V178H141V177H139V178H135L134 176H135V174H134V176H132L133 178H135V180L131 177V175H129V177H126V175L129 173V172H131V171H128V173L126 174V168L127 169H129L130 167H126V166H128V165H126L127 163H129L128 161H130L131 163H132V165H134V163L132 162V158L134 157H132V152H131V150H130V146H128V144H125L126 143V140H124L125 139V137H126V133L124 134L123 133V129L126 127V126H128L127 124H128V121L127 120H129V121H131L130 119H132L131 117H130V119H124V118H128L129 116H131V115H129L128 116V113L129 112H126L127 110H128V107H127V109L125 110L124 108H126V107H123L122 108V110H125V112L127 113H125L124 111H121L119 108H118V106L115 104V102H114V106L113 107H115V106H117L116 107V110H120V111H115V110H113V107L110 105H108V107L110 108H112V112L113 111H115L114 112V114L113 115H115V113H117V115L119 116H117L116 115V118L118 117L119 119L118 120H116V123H114V121L113 120H111V118H110V116H108L106 113H111V111H108L107 109H108V107H107V104L108 103H104L105 105H106V110L107 111H105V109H104V107H105V105H104V107H102V106H100V105H96V107H95V109H96V112H102L101 113V115H99V116H102V114H104L103 112L105 111V114L107 115V116H105V117H109L108 118V120L106 119V118H102V119H106V121H109V120H111V121H113L112 123H114V124H116V127H114L115 125L113 124L112 126H113V128H114V130H110V128H111V125L109 124V123H111V121L108 123L107 122V127L108 126H110V127H108L109 128V131H107V129H105L104 131L102 130H100V122L99 121H101L102 123H103V121H102V119L100 118V120H98L99 119V117H98V122H97V120H96V122H94L95 120H92L93 122H91V121H89V122H91V123H96L97 125H99V130L98 131H101L100 133H103V132H109L108 134H106V133H104L106 136L108 135V137L110 136V138H111V143H107V144H110L111 146H109L110 148H108V147H105V149H104V147L102 148V146H101V144L102 143H99V142H96L97 140L95 139V136H90V137H92L93 139H91V141L92 140H96L95 141V145H97V146H99L98 148H94V147H91V146H94V144L92 145L91 143H89V144H91L90 146L88 145V147L89 148H86V146H85V150H86V152H85V150L83 149V146H84V143L86 144V142H87V139L89 140L90 138H89V132H86V134H88L87 136H86V134H85V136H83V138H86V137H88L87 139H86V141H85V139H83L82 138V136L80 137V138H82V140H84V142L79 138V136L78 135H80L81 133L80 132H82L83 130H84V132H82V133H85V129H79V128H77L76 126H79L80 125V123L79 122H77V120L75 121V122H77V124L79 123V125H77L75 122L72 124V122L73 121H69L68 119H67V121L69 122L68 124H72L73 125V127L75 126V124H76V126H75V129L77 130V132L76 131H74L75 129H73V131H74V133L73 134H76V133H78L79 132V134H77V138H79V140L80 141H82V142H80L79 143V141L78 140H76V142L78 141V143L79 144H81V145H83V146H81V145H79V147L81 146V148L83 149V151H80L79 150V148H78V150L84 155L85 153H86V155H84V157H86V158H84V160H80L81 161V164L82 163H84V165H82L83 166V169H84V174L85 175H83V177H87V178H89V179H86V180H84L83 179V181H82V179L80 180L81 181V184H80V187H81V190L79 189H77V192H76V195H75V192H73V189H74V187H72V185H76L75 183H78L79 182V179L80 178H77V177H79V176H77L76 178V180L78 181V182H75V180H73V179H75V178H70V175H69V173L67 174V172H65L66 170H63V169H65V168H62V170H59V169H61L60 167H64L66 164H69V163H67V155H69V154H72L73 152L71 151V153H69L68 151V154L67 153H65V152H63V149L61 150L58 146L61 144H59L58 142H56V139H63L62 138V135H61V137H59V138H55L54 136H55V134L58 132V131H56V133H55V127L53 126H51L52 128H49V126L51 125V123H50V121H49V125H48V130H44L43 132H45V133H42V134H37V131H35V133L34 132H31L30 130H31V127H28L27 128V130L26 131H23V133H27V131L29 132H31V133H33V134H35V135H37V136H35V135H33V136H35V137H31L30 139H28L29 137H30V135H29V137H28V135H27V139L26 140H29V141H27L26 143H25V148H22V144L20 145L19 143H18V139H17V135H20V136H22L21 134H19L20 132H19V129H17L16 128V125L15 124H13V126L12 125H10L9 123H10V121H13V119H11V118H14V116H13V113L16 111V110H18L19 112H20V110L22 111V109H20V108H24L25 110H24V112H21V113H25L26 114V112L27 113H32V114H36L37 115V113H40V109H39V105L40 104H42V103H40V100H42L43 99V97H42V99H39V97H38V99H36L35 97H34V99L32 98L33 97V95H35L36 96V92L38 91L37 89H32V91L30 90V92L29 91H25L24 93H26V92H29V93H27V94H21ZM55 91V90H54ZM53 91V93H56V92H54ZM59 91H60V89H59ZM57 92L56 94H58V93H60V92ZM64 91V90H63ZM81 91H82V89H81ZM87 91V90H86ZM103 91H105V90H103ZM107 91V90H106ZM107 91V92H108ZM114 91H115V89H114ZM120 91V90H119ZM185 91V92H184ZM199 92H200V90H198ZM216 91H217V89H216ZM222 91V90H221ZM224 91V90H223ZM225 91H227V90H225ZM231 91V90H230ZM49 92V91H48ZM65 92V91H64ZM72 92V91H71ZM70 92V93H71ZM84 93H85V90L83 91ZM91 92V94L89 95V93L88 92H86V93H88V95L87 96H89V98H86V96H84L83 94L81 95L82 97V99H84V98H86V100L88 101V102H91V99L93 100L94 98H96V97H93V95L95 94V93H93V95H92V91H90ZM93 92H94V90H93ZM122 92V91H121ZM135 92H137V89H136V91ZM210 92V91H209ZM232 92H234V91H232ZM8 93V91L7 92H5V90L4 91H1L0 92V103L5 99V97H6V95H8L7 94ZM53 93H50L49 92V95L50 94H53ZM66 93V92H65ZM77 93V92H76ZM85 93V94H86ZM120 93V92H119ZM140 93V92H139ZM217 93V92H216ZM235 93V92H234ZM237 93H239V92H237ZM61 94H62V92H61ZM97 94H98V92H97ZM96 94V95H97ZM101 94V93H100ZM99 94V95H100ZM122 94V93H121ZM125 94V93H124ZM123 94V95H124ZM127 94V93H126ZM129 94H127V96L129 95ZM187 94H189V96H190V93H187ZM198 94V93H197ZM207 94V93H206ZM211 94V93H210ZM14 95V94H13ZM40 95V94H39ZM65 95V94H64ZM73 95V94H72ZM96 95H94V96H96ZM110 95V94H109ZM117 95H118V93H117ZM123 95H121V96H123ZM131 95H132V97H131ZM201 95V94H200ZM213 95H215L214 93H213ZM245 95V94H244ZM32 96V97H31ZM57 96V95H56ZM74 96V95H73ZM91 96H92V98H91ZM104 96H106V94L104 95ZM120 96V95H119ZM120 96V97H121ZM187 96V95H186ZM185 96V97H186ZM195 96H198V95H194V97L192 96L191 98H192V100H194V99H199V98H196ZM209 96V95H208ZM247 96V95H246ZM255 96V95H254ZM261 96V95H260ZM29 97V98H28ZM30 97L33 99V100H31L30 101ZM49 97V96H48ZM54 97H55V95H54ZM65 97V96H64ZM63 97V98H64ZM69 97V96H68ZM115 97V96H114ZM123 97H125V96H123ZM204 97V96H203ZM215 97V96H214ZM217 97V96H216ZM224 97V96H223ZM243 97H245V96H243ZM263 97V96H262ZM7 98V97H6ZM55 98H57V97H55ZM55 98H53V99H55ZM62 98V97H61ZM79 98V97H78ZM91 98V99H90ZM102 98V97H101ZM126 98V97H125ZM139 98V97H138ZM144 98H145V101H144ZM162 98H164V99H162ZM194 98V99H193ZM210 98V97H209ZM212 98V97H211ZM218 98V97H217ZM10 98H8V100H9ZM50 99H52V98H50ZM52 99V100H53ZM69 99V98H68ZM80 99V98H79ZM81 99V100H82ZM96 99H98V98H96ZM103 99V98H102ZM101 99V100H102ZM106 99V98H105ZM113 99V98H112ZM116 99V98H115ZM119 99V98H118ZM127 99V98H126ZM125 99V100H126ZM187 99H189V98H187ZM206 98H204V100H205ZM246 99V98H245ZM248 99V98H247ZM256 99V98H255ZM7 100V99H6ZM6 100H5V103H6ZM39 100V101H38ZM47 100H49V98L47 99ZM59 100V99H58ZM61 100V99H60ZM66 101H65V103L68 101L67 100V98L65 99ZM71 100V99H70ZM69 100V101H70ZM73 100V99H72ZM86 100H85V102H86ZM90 100V101H89ZM107 100V99H106ZM111 100V99H110ZM120 101H121V98L119 99ZM208 100V99H207ZM228 100V99H227ZM231 100V99H230ZM251 100V99H250ZM259 100H260V98H259ZM51 101V100H50ZM55 101V100H54ZM76 101H78L77 99H76ZM83 101V100H82ZM95 102L97 101V100H94ZM93 101V103L95 104V102ZM113 101V100H112ZM124 101V100H123ZM128 101V100H127ZM190 101V100H189ZM213 101V100H212ZM221 101V100H220ZM233 101V100H232ZM231 101V103H233ZM4 102V101H3ZM2 102V106L1 107H3V105L5 106V104ZM42 102V101H41ZM45 102V101H44ZM61 102V101H60ZM81 102V101H80ZM107 102V101H106ZM122 102V101H121ZM132 102V101H131ZM137 102L135 103V104H137ZM159 102V103H160ZM192 102V101H191ZM194 102H195V100H194ZM205 102V101H204ZM222 103H224L223 101H221ZM245 102H247V100L245 101ZM257 102V101H256ZM11 103V102H10ZM47 103H48V101H47ZM64 103V102H63ZM68 103L71 105V103L70 102H67L66 104H67V107L69 106L68 105ZM79 103V102H78ZM78 103H76V104H78ZM134 103V102H133ZM138 103V104H139ZM161 103H163V102H161ZM188 103H190V102H188ZM229 103V102H228ZM235 103V102H234ZM233 103V105H235ZM46 104V103H45ZM45 104L43 105V107L45 106ZM49 104V103H48ZM51 104V103H50ZM73 104H74V101H73ZM72 104V105H73ZM97 104V103H96ZM103 104V103H102ZM110 104V103H109ZM119 104V103H118ZM120 104H123V102L122 103H120ZM130 104V103H129ZM198 104H199V102H198ZM208 104V103H207ZM227 104V103H226ZM242 104V103H241ZM257 104V103H256ZM263 104V103H262ZM54 105V104H53ZM52 105V106H53ZM79 105H82L83 107H84V110L85 111H82V106L80 107V109H81V112H83V114L85 115V113H86V115L85 116H90L91 115V113L92 112H94V107H92V106H89L90 107V109H89V107H88V105L86 106V105H83V104H79ZM127 105V104H126ZM191 105V104H190ZM194 105V104H193ZM205 105V104H204ZM209 105V104H208ZM214 105V104H213ZM232 105V104H231ZM238 105V104H237ZM49 106H51V105H49ZM57 106V105H56ZM59 106H61V105H59ZM74 106V105H73ZM72 106V107H73ZM101 108H100V107ZM124 106V105H123ZM140 106V105H139ZM161 106V105H160ZM163 106V105H162ZM162 106H161V108H162ZM201 106V105H200ZM203 106V105H202ZM221 106V105H220ZM219 106V107H220ZM7 107V106H6ZM41 107H42V105H41ZM47 107H48V105H47ZM46 107V108H47ZM63 106H61V108H62ZM66 107V106H65ZM65 107H63L64 108V111H65ZM71 106H69V108H72ZM97 107H99V108H97ZM119 107H122V106H119ZM176 107V106H175ZM194 107V106H193ZM192 107V108H193ZM232 107V106H231ZM240 107V106H239ZM242 107V106H241ZM11 108V107H10ZM48 108H52V107H48ZM48 108H47V111H48ZM57 108H59L58 106H57ZM62 108V109H63ZM69 108L66 110V111H72V110H69ZM78 108V109H77ZM85 108H88V110L86 111V109ZM93 110H92V109ZM102 108L104 109V110H102ZM153 108H155L154 110H151V109H153ZM161 108H159V110H162ZM169 108V109H170ZM187 108V107H186ZM191 108V109H192ZM224 108V107H223ZM229 108V107H228ZM235 108V107H234ZM4 109H6V108H4ZM9 109V108H8ZM53 109H55V106L53 107ZM62 109H57V110H61V112H62ZM79 107H76V111H75V107L73 108V110H74V112H80L79 110ZM98 109H99V111H98ZM130 109H132V108H130ZM140 109V108H139ZM148 109H150V111L148 110ZM163 109H165V108H163ZM169 109H167V110H169ZM179 110L178 111V113H177V111H175L176 113H177V115L175 114V116L178 118L179 116V121L180 122H182L183 121V123L184 124H186L187 126H188V124H189V128L190 129H188V127L187 126H185V127H187V129H188V131L189 130H191V132H193V135H196L195 133H196V129H198V128H196V126H198V125H196V124H199V123H195L196 122V120H195V115L193 116L192 114H194V110H197L198 111V108L196 109V107L194 108V110H193V113L191 112V110L188 108V109H185V110ZM203 108H201V110H202ZM216 109V108H215ZM233 109V108H232ZM256 109V108H255ZM7 110V109H6ZM56 110V111H57ZM102 110V111H101ZM110 110V109H109ZM146 110V111H145ZM221 110V109H220ZM245 110V109H244ZM5 111V110H4ZM11 111V110H10ZM44 111H45V109H44ZM43 111V112H44ZM51 111V110H50ZM55 111V110H54ZM55 111V112H56ZM63 111V112H64ZM65 111V112H66ZM163 111V110H162ZM170 111H172V110H170ZM180 111H181V114H180ZM203 111H204V109H203ZM216 111V110H215ZM239 110L237 109V112H238ZM53 112V111H52ZM52 112H49V114L50 113H52ZM55 112H53V114L55 113ZM60 111H58V113L61 115L62 113H61ZM65 112H64V115H66L65 114ZM77 112V114L78 115H80L81 116V112L80 113H78ZM85 112V113H84ZM95 112V113H96ZM124 112V113H123ZM130 112H133V111H130ZM164 112H166V113H164ZM169 112V111H168ZM167 111H166V109H165V111H163V113L165 114V115H167V116H165L164 114V118L165 117H169V115H170V113H169V115L167 114L168 113ZM199 112V111H198ZM198 112H196V113H198ZM207 112V111H206ZM227 112H229V109H228V111ZM237 112H236V114H237ZM257 112V111H256ZM21 113H19V116L20 117H16V118H21ZM67 113V115H68V113H69V118H70V116H72L73 115V117L74 116H77V115H75V114H73V111L72 112H66ZM72 113V115H70ZM95 113H92L93 114V116L95 115ZM99 113H97L96 115H98ZM171 113H174V112H171ZM183 113V114H182ZM203 113V112H202ZM211 113V112H210ZM212 113H214L213 111H212ZM211 113V114H212ZM218 114H219V112H217ZM223 113V112H222ZM233 113V112H232ZM242 113V112H241ZM24 114V115H25ZM52 114V115H53ZM82 114V115H83ZM130 114H133L134 115V113H130ZM199 114H201V112L199 113ZM198 114V115H199ZM216 114V113H215ZM217 114V115H218ZM228 114V113H227ZM247 114V113H246ZM249 114V113H248ZM58 115V114H57ZM63 115V116H64ZM66 115V117L64 116V118H68V116ZM83 115V116H84ZM111 115V114H110ZM112 115V116H113ZM127 115V116H126ZM136 115H137V113H136ZM151 115H150V120L151 119H153V118H151ZM159 115V116H158ZM173 115V114H172ZM171 115V116H172ZM183 115V116H182ZM203 115V114H202ZM208 115V114H207ZM233 115H235V114H233ZM239 115V114H238ZM15 116H16V114H15ZM27 116V118H28V116L29 115H26ZM25 116V117H26ZM39 116V115H38ZM79 116V118H81V120L83 119V120H85V121H87V123L90 125V123L88 122V120H87V117L85 118V117H83V116H81L80 117ZM92 116V115H91ZM197 116V115H196ZM212 116V115H211ZM214 116V115H213ZM225 116V115H224ZM240 116V115H239ZM258 116V115H257ZM23 117V116H22ZM25 117H23V119L25 118ZM54 117V116H53ZM55 117H56V115H55ZM58 117V116H57ZM83 117V118H82ZM102 117H104V115L102 116ZM200 118H201V116H199ZM198 116H197V118H199ZM203 117H204V115H203ZM233 117V116H232ZM236 117V116H235ZM234 117V118H235ZM43 118V117H42ZM50 118V117H49ZM52 118V117H51ZM50 118V119H51ZM63 118V117H62ZM61 118V119H62ZM93 118V117H92ZM92 118H90V120L92 119ZM114 118H115V116H114ZM156 118V119H157ZM167 118H165V120L167 119ZM172 118H173V116H172ZM171 118V119H172ZM175 118V117H174ZM198 119V120H201V119ZM216 118V117H215ZM233 118V119H234ZM238 117H236L235 119H237ZM260 118V117H259ZM34 119V118H33ZM70 119H73L72 117L70 118ZM96 119V118H95ZM134 119L131 121V122H133L134 121ZM157 119V120H158ZM169 119H170V117H169ZM203 119V118H202ZM220 119H221V116H220ZM227 119V118H226ZM226 119L223 117V120H225L226 121ZM230 119H231V116H230ZM10 120V121H9ZM16 120V119H15ZM20 120V119H19ZM57 120V119H56ZM58 120H60V117L58 118ZM57 120V121H58ZM154 120V119H153ZM153 120H151V122L153 123L154 121ZM157 120H155L156 122H157ZM162 120H164V119H162ZM168 120V119H167ZM174 120V119H173ZM173 120H170V121H173ZM176 120V119H175ZM174 120V121H175ZM197 120V121H198ZM208 120V119H207ZM217 120V119H216ZM232 120V119H231ZM7 121V122H6ZM21 121V123H22V120H20ZM28 121V120H27ZM25 122V120H24V122H23V124L24 123H27V124H24L25 125V127H27L30 123H31V125L33 124L32 122ZM43 121V120H42ZM53 121H55V120H53ZM57 121H56V123H57ZM63 121V120H62ZM64 121H66L65 119H64ZM126 121V122H125ZM159 121V120H158ZM179 121H175V126H179V128H177L176 130H174V131H177L178 129H180V128H182V125H183V128H184V124L182 123V124H180L181 125V127H180V125H178V123H179ZM9 122V123H8ZM38 122V121H37ZM48 122V120H46V123ZM58 122H60V121H58ZM134 122H136V121H134ZM151 122H150V125H151ZM177 122V123H176ZM202 122H203V120H202ZM223 123H222V125L220 124V122H219V124H220V128L221 127H223V125H225L224 124V121H222ZM231 122V121H230ZM229 122V123H230ZM240 122V121H239ZM6 123L7 124H9L10 126L9 127H15L14 129V131H12V133H11V128H10V130H8V131H10V133H7L8 131H7V128H9V127H6L5 125H6ZM43 123H44V121H43ZM63 123V122H62ZM86 123V125H88ZM98 123H100V124H98ZM111 123V124H112ZM130 123V122H129ZM157 123H159V122H157ZM167 123H170V122H167V121H165L164 122V124H166V126L168 127V125H167ZM174 123V122H173ZM172 123V124H173ZM215 123V122H214ZM226 123V122H225ZM258 123V122H257ZM257 123H255V124H257ZM20 124V123H19ZM39 125H40V123H38ZM65 123H63V125H64ZM67 124V122H66V124L64 125L65 126V128L64 127H62V129H65V131H67L68 129H70V127H66V125H68ZM70 124V125H71ZM94 124H92V125H94ZM96 124L94 125V127H91V125H90V127H91V130H92V128L95 130L96 129V127L98 128V126H96ZM105 124V125H104ZM104 124H103V127H106V123L104 122ZM109 124V125H108ZM131 124H135V123H131ZM135 124V125H136ZM160 125H161V120H160V123H159ZM218 124V123H217ZM22 124H20L19 126L20 127H22L21 126ZM27 125V126H26ZM45 125V124H44ZM88 125V126H89ZM102 125V124H101ZM125 125V126H124ZM153 125H154V123H153ZM153 125H151V126H153ZM170 126H169V128L172 126V128L173 129H175V126H174V124L173 125H171V124H169ZM200 125V124H199ZM203 125H204V123H203ZM214 125V124H213ZM17 126H18V124H17ZM18 126V127H19ZM30 126V125H29ZM34 126H36L37 128L39 127L40 128V126H38V125H36V123H34ZM59 126V125H58ZM60 126H62V124H60ZM81 126H83V124L81 123ZM84 126H85V124H84ZM155 126V125H154ZM157 127V129H159L160 127L158 126V125H156ZM163 126V123H162V125H161V127ZM190 126H193L192 128L193 129H191V127ZM212 126V125H211ZM211 126H210V128H211ZM218 126V125H217ZM227 126V125H226ZM229 126H231V124L229 125ZM19 127V128H20ZM36 127H33V128H35L36 130H37V128ZM46 126H42V128H45ZM80 127V126H79ZM102 126H101V129H104ZM106 127V128H107ZM129 128H130V125L128 126ZM200 127V126H199ZM12 128V129H13ZM23 128V127H22ZM58 129H59V127H57ZM66 128H67V130H66ZM113 128H111V129H113ZM128 128V129H129ZM131 128H132V125H131ZM131 128H130V130H131ZM137 130L138 129H140V130H138V131H143V130H141V128L139 127V128H137V126L135 127ZM133 129L132 130V134H134V132L136 131V129ZM156 128H154V130L157 132V134H159V137H160V133L163 135V133L162 132H160V133H158L159 132V130H156ZM164 128H166V127H164ZM180 129V131L178 132V134L181 132V130H184V129ZM216 128V127H215ZM252 128V127H251ZM257 128V127H256ZM26 129V128H25ZM41 129V128H40ZM40 129H38L39 131V133H40ZM61 129V128H60ZM173 129H171V130H173ZM217 129V128H216ZM223 129V128H222ZM229 129V128H228ZM253 129V128H252ZM264 129V128H263ZM24 130V129H23ZM57 130V129H56ZM72 130V129H71ZM71 130L70 131H67L68 132V134L67 135H70L69 134V132L71 133ZM93 130V131H94ZM166 130H168V128L166 129ZM165 130V131H166ZM170 130V129H169ZM170 130V131H171ZM202 130H204V129H202ZM224 130V129H223ZM241 130V129H240ZM239 130V131H240ZM260 130V129H259ZM21 131H22V129H21ZM61 131V133L62 132H64V131H62V130H60ZM88 131V130H87ZM111 131H113V132H111ZM137 131V132H138ZM160 131H161V128H160ZM162 131H164L163 130V127H162ZM169 131V132H170ZM173 131V133H176V132H174ZM186 132H187V130H185ZM205 131V130H204ZM216 131V130H215ZM226 131V130H225ZM250 131H251V129H250ZM258 131V130H257ZM257 131H254V133L255 132H257ZM262 130H260V132H261ZM29 132V133H30ZM97 132V131H96ZM172 132V131H171ZM182 132H184V131H182ZM198 132V131H197ZM200 132V131H199ZM201 132H203V131H201ZM210 132H211V130H210ZM217 132V131H216ZM215 132V133H216ZM231 132V131H230ZM249 132V131H248ZM22 133V132H21ZM66 133V132H65ZM136 133V132H135ZM143 135L146 133H144V132H141ZM188 133V132H187ZM212 133V132H211ZM220 133V132H219ZM225 133V132H224ZM53 134V136H52V139H53V137L55 138V143H57V144H59V145H56V144H53V143H51V141H52V139H51V141L49 140L50 139V137H49V135H52ZM73 134L71 135V137L73 136ZM98 134H99V132H98ZM112 134V135H111ZM129 134V133H128ZM131 134V136H134V135H137V134H134V135H132ZM167 134H168V132H167ZM167 134H165V135H167ZM171 133H169V136L170 137H172L173 139H174V136H175V134H173L172 136L170 135ZM189 134V133H188ZM200 134H202V133H200ZM216 134H218V133H216ZM222 134V133H221ZM235 134H237V133H235ZM251 134V132L250 133H246L245 134V136L246 135H250ZM256 134V133H255ZM255 134H252L253 136L255 135ZM39 135H42V137L41 136H39ZM57 135V134H56ZM59 135V134H58ZM90 135H93V134H90ZM103 135V134H102ZM139 135H141L140 133H139ZM139 135H137V136H139ZM142 135V136H143ZM146 135V134H145ZM144 135V136H145ZM147 135H148V133H147ZM162 135H161V139L163 138L162 137ZM177 135V134H176ZM185 135H186V133H185ZM192 133H191V138H193L192 136ZM197 135H198V133H197ZM231 135V134H230ZM234 135V134H233ZM64 136V135H63ZM101 136V135H100ZM179 136H181V139H182V136L183 135H179ZM178 136V139L180 138ZM202 137H201V140H202V138H203V135H201ZM212 136V135H211ZM221 136V135H220ZM257 136V135H256ZM15 137H16V139H15ZM24 137H26V136H24ZM24 137H21V139L23 138V140L25 139ZM47 137H49V139H47ZM56 137H58V136H56ZM65 137V136H64ZM102 137H104V136H102ZM101 137V139H104V138H102ZM195 137V136H194ZM198 137V136H197ZM196 137V138H197ZM205 137V136H204ZM210 137V136H209ZM215 137H217V136H215ZM255 137V136H254ZM262 137V136H261ZM73 139H75L76 138V135H75V137H72ZM76 138V139H77ZM98 138V141H100L99 140V137H97ZM109 138V139H110ZM128 138H131V137H128ZM128 138H126L127 139V143H129V144H131L132 143V141H134L132 138V140L131 139H129V141L131 142H128ZM138 138H140V137H138ZM143 137H141L140 139H142ZM171 138V139H172ZM184 138H185V136H184ZM187 138H189V136L187 137ZM213 138V137H212ZM66 139H68V138H66ZM69 139H71V138H69ZM143 139V140H144ZM149 139H150V137H149ZM159 139V138H158ZM206 139V138H205ZM220 139V138H219ZM224 139V138H223ZM222 139V140H223ZM231 139V138H230ZM255 139V138H254ZM253 139V140H254ZM18 140V141H17ZM54 140V139H53ZM72 140V139H71ZM105 140V139H104ZM138 141H139V139H137ZM184 140H186V142L188 141V139H184ZM193 139H191V141H190V139H189V143H192L193 141H192ZM208 140V139H207ZM246 140V139H245ZM252 140V139H251ZM256 140V139H255ZM254 140V141H255ZM58 141H61L62 143H66L67 141L65 140V142H63V140H58ZM75 140H72V141H70L71 142V144H68V142H67V144L68 145H72V142H74ZM102 141V140H101ZM100 141V142H101ZM110 141V140H109ZM138 141L136 142V140H135V142L136 143H138ZM145 141V140H144ZM149 141H151V142H149ZM157 141H158V143H157ZM170 141H172L173 143H171ZM203 141V140H202ZM202 141H201V143H202ZM213 141V140H212ZM219 141V140H218ZM229 141H231V140H229ZM256 141H258V139L256 140ZM260 141V140H259ZM73 143V144H75V145H73V147L74 146H77L78 147V145H76L77 143ZM139 142H141L142 143V140H140ZM166 142V143H167ZM176 142H178L177 140H176ZM181 142H183V140H181ZM180 142V140H179V143H181ZM185 142V141H184ZM224 142H226V141H224ZM248 141H246V143H247ZM88 143V142H87ZM97 143V144H96ZM105 143V142H104ZM103 143V144H104ZM134 143V142H133ZM132 143V144H133ZM144 143V142H143ZM145 143H146V141H145ZM179 143H176V145H174V146H176V147H178L177 146V144H179ZM205 143H206V141H205ZM219 143V142H218ZM229 143V142H228ZM232 143V142H231ZM242 143H243V141H242ZM254 143V142H253ZM64 144H62V145H64ZM99 144V145H98ZM106 144V143H105ZM106 144V145H107ZM115 144H123V150H122V148L120 149H118V151H114L113 149H114V147H116V145ZM135 144V143H134ZM187 144V143H186ZM209 144V143H208ZM234 144V143H233ZM250 143H248V145H249ZM255 144V143H254ZM127 145V146H126ZM139 145L140 144H138L137 146L139 147ZM184 145V144H183ZM182 145V146H183ZM191 145H193V143L191 144ZM216 145V144H215ZM220 145V144H219ZM236 145V144H235ZM238 145H239V143H238ZM244 145H245V143H244ZM61 146V145H60ZM65 146V145H64ZM97 146H95V147H97ZM108 146V145H107ZM134 146V150L136 149H138L137 147L135 148V145H133ZM132 146V147H133ZM142 146V145H141ZM144 146H145V144H144ZM160 146H161V148H163V149H161V150H159V148H160ZM162 146H164V147H162ZM174 146H171V148L172 147H174ZM179 146H181V144H179ZM181 146V147H182ZM196 146V145H195ZM190 147V145L188 146L189 148H192V151H193V149L195 150V154H193L192 152H191V150L190 149H188V147L187 146H185V147H187V149L188 150H190L188 153H186L187 151H185L184 153H186L187 155H189L190 157L189 158H187L186 157V159H188V162H185V163H188V166H186L185 165V167H190L189 166V163H192V164H195V163H197L199 160H200V155H199V153L198 154H196L197 153V151H196V148L198 147ZM202 146V145H201ZM203 146H205V145H203ZM228 146V145H227ZM246 146H247V144H246ZM255 146V145H254ZM51 147H52V150L54 151V153L52 154L51 153ZM70 147V146H69ZM71 148L72 150H74L75 148ZM101 147V148H100ZM129 147V148H128ZM210 147V146H209ZM221 147V146H220ZM219 147V148H220ZM223 147V146H222ZM240 147V146H239ZM252 147V146H251ZM66 148V147H65ZM68 148V147H67ZM66 148V149H67ZM99 148H100V150L102 149V152H101V154L99 153L98 154V152H99ZM108 148V149H107ZM118 148V147H117ZM140 148V147H139ZM200 148V147H199ZM225 148V147H224ZM235 148H236V146H235ZM104 149V150H103ZM116 149V148H115ZM168 149V150H167ZM186 149V150H187ZM205 149V148H204ZM215 149H217V148H215ZM227 149V148H226ZM231 149H233V148H231ZM252 149H253V147H252ZM255 149V148H254ZM254 149H253V152H254ZM77 150V151H78ZM136 150L134 151V153H138L139 151H137L136 152ZM138 150H140V149H138ZM169 150H171V151H169ZM182 151V150H184L183 149V147H182V149L180 148L179 149V151ZM201 150V149H200ZM203 150V149H202ZM259 150V149H258ZM257 150V151H258ZM262 150V149H261ZM52 151V152H53ZM76 150H75V153L77 152ZM162 151V152H161ZM176 151H178L177 149H176ZM175 151V152H176ZM179 151L178 152H176V154L177 155H179L180 154V156L182 157V156H184L185 154L183 153V151H182V153L180 152L179 153ZM217 151V150H216ZM225 151H227V150H225ZM246 151V150H245ZM248 151V150H247ZM246 151V152H247ZM249 151H250V148H249ZM33 152H37L38 153V155L37 154H35V153H33ZM107 152V153H106ZM175 152H171L172 154H174ZM199 152V151H198ZM204 152V151H203ZM205 152H206V150H205ZM209 152V151H208ZM213 152V151H212ZM211 152V153H212ZM219 152V151H218ZM221 152V151H220ZM228 152V151H227ZM252 152V151H251ZM74 153V155H76L77 154V156H76V158L77 159H81L82 158V156L80 155V154H78V153H76L75 154ZM105 153L106 154H108V155H105ZM112 153V154H111ZM164 153L162 154V156H164ZM200 153H202V152H200ZM214 153V152H213ZM217 153V152H216ZM222 153V152H221ZM234 153V152H233ZM239 153V152H238ZM241 153H243V152H241ZM263 153V152H262ZM105 155L106 156V158H99L98 156H100L101 155V157H103V155ZM153 154V155H152ZM159 154V153H158ZM182 154V155H181ZM184 154V155H183ZM191 154V155H190ZM193 154V155H192ZM78 155H80V156H78ZM112 155H113V157H112ZM140 155V156H139ZM152 155V156H151ZM175 155V154H174ZM202 155H204V154H202ZM201 155V156H202ZM211 155V154H210ZM213 155V154H212ZM211 155V156H212ZM230 155V154H229ZM234 155V154H233ZM244 155H245V153H244ZM247 155V154H246ZM258 155V154H257ZM104 156V157H105ZM161 156V155H160ZM170 156H171V154H170ZM170 156H169V158H170ZM176 156V155H175ZM179 156V157H180ZM186 156V155H185ZM217 156H218V154H217ZM236 156V155H235ZM251 156V155H250ZM70 157H73V154L70 156ZM112 157V158H111ZM155 157L157 158V156L155 155V156H153L151 159H155ZM167 157H168V155H167ZM167 157H164V158H167ZM178 157V158H179ZM181 157H180V160H181ZM216 157V156H215ZM230 157V156H229ZM232 157V156H231ZM238 157V156H237ZM243 157V156H242ZM248 158H249V156H247ZM252 157V156H251ZM250 157V158H251ZM254 157V156H253ZM74 159V160H77V159ZM111 158V159H110ZM161 158V157H160ZM174 158V156L172 157V159ZM176 158V160H177V157H175ZM199 158V159H198ZM202 158V157H201ZM204 158V157H203ZM210 158H212V157H210ZM210 158H209V160H210ZM225 158H226V156H225ZM224 158V159H225ZM260 158V157H259ZM71 159V158H70ZM85 159H87V160H85ZM108 159V160H107ZM150 159V160H151ZM162 159V158H161ZM183 159V158H182ZM185 159V158H184ZM197 159H198V161H197ZM216 159V158H215ZM235 159V158H234ZM239 159V158H238ZM245 159V158H244ZM258 159V158H257ZM262 159H264V158H262ZM72 160H73V158H72ZM101 160V161H100ZM110 160V161H109ZM111 160H113L112 161V163H111ZM125 160H126V162L127 163H125ZM134 160V159H133ZM138 160V159H137ZM137 160H136V162H137ZM138 160V161H139ZM149 160V158L147 159V161ZM157 160H158V158H157ZM160 160V159H159ZM159 160H158V162H159ZM169 160V159H168ZM231 160H233V159H231ZM77 161H79V160H77ZM85 161V162H84ZM123 161H124V163H125V165H123L124 163H123ZM144 161H146V160H144ZM152 162H150L149 161V163H153V165L155 164L154 162L155 161H153V160H151ZM170 161H172L171 159L169 160V162ZM174 161V160H173ZM197 161V162H196ZM202 161V160H201ZM211 161H212V159H211ZM226 160H224V163H226L225 162ZM247 161V160H246ZM75 162V161H74ZM99 162H100V164L102 163V167L104 166L103 165V163L105 164V165H107L108 166V169L107 168H105L106 166H104V168L105 169H107L106 170V172L107 173H105L104 171L102 172H100V173H105V175L107 176L106 177V180L104 181L103 179L101 180V176L100 175H102V174H100L97 170H100V169H98V165H100L99 164ZM110 162V163H109ZM181 162H183L182 160H181ZM181 162H179V163H181ZM206 162V161H205ZM204 162V163H205ZM221 162H223V161H221ZM229 162V161H228ZM234 162V161H233ZM240 162H241V160H240ZM138 163V162H137ZM138 164V166H140L141 164ZM145 163V162H144ZM143 163V164H144ZM148 163V162H147ZM173 163V162H172ZM176 163V162H175ZM184 163V162H183ZM207 164H208V162H206ZM217 164H218V162H216ZM71 164H73L72 163V161H71ZM75 164H77V166H78V164L79 163H75ZM74 164V165H75ZM142 164V165H143ZM146 164V163H145ZM150 164V165H151ZM159 164H162V163H158V165ZM165 164V166L166 167H168V165H169V163L167 162H164L162 165H164ZM171 164V163H170ZM198 164V163H197ZM241 164H242V162H241ZM244 164V163H243ZM259 164V163H258ZM258 164H257V166H258ZM132 165H131V167H132ZM141 165V166H142ZM147 165V164H146ZM149 165V166H150ZM155 165H157V161H156V164ZM174 165V164H173ZM178 164H176V166H177ZM182 165H184V164H182ZM198 165H200V164H198ZM198 165H197V168H199L200 169V167H198ZM211 165V164H210ZM230 165V164H229ZM248 165V164H247ZM251 165V164H250ZM76 166V165H75ZM81 165H79L78 167H80ZM82 166H81V170H82ZM101 166V165H100ZM134 166H137V165H134ZM133 166V167H134ZM144 166L145 165H143V168H144ZM193 168L195 167V165L193 166V165H191ZM213 166H215V165H213ZM237 166V165H236ZM249 166V165H248ZM248 166H246V167H248ZM255 166V165H254ZM72 167V166H71ZM78 167H74V168H78ZM125 167V168H124ZM147 167V166H146ZM156 167H160V166H156ZM171 167H174V169L176 168L175 166H171ZM179 167H181V165L179 166ZM202 167V166H201ZM221 167V166H220ZM223 167H225V166H223ZM228 168H229V166H227ZM245 167V166H244ZM261 167V166H260ZM70 168V167H69ZM103 168V169H104ZM135 168H137V167H135ZM148 168V167H147ZM147 168H145V169H147ZM170 168V167H169ZM168 168V169H169ZM177 168H178V166H177ZM186 168V169H187ZM193 168H191V169H193ZM217 168V167H216ZM231 168V167H230ZM249 168V167H248ZM254 167H252V169H253ZM72 169H73V167H72ZM79 169V168H78ZM139 168H137L136 170H138ZM149 169V168H148ZM150 169H152V165H151V168ZM149 169V170H150ZM183 169V168H182ZM181 169V172L180 173H178L179 171H180V169L178 168V171H177V173L180 175H182V170ZM189 169V168H188ZM188 169H187V171H188ZM199 169H197V170H199ZM220 169V168H219ZM233 169V168H232ZM238 169V168H237ZM242 169V168H241ZM244 169V168H243ZM256 169V168H255ZM77 170V169H76ZM133 170V169H132ZM141 170H143V169H141ZM155 170H157V169H155ZM166 170V169H165ZM170 170H171V168H170ZM169 170V171H170ZM173 170V169H172ZM193 170H195V168L193 169ZM192 170V171H193ZM196 170V171H197ZM206 170V169H205ZM208 170H209V167H208ZM222 170H224V169H222ZM228 170V169H227ZM226 170V171H227ZM246 171H247V169H245ZM259 170V169H258ZM257 170V171H258ZM67 171H70L69 169L67 170ZM74 170H72V172H73ZM146 172H149V171H147V170H145ZM154 171V170H153ZM158 171V172H157ZM156 172L157 173H161V172H159V171H161L160 169H158ZM168 170H166V172H167ZM217 171V170H216ZM229 171V170H228ZM238 171H239V169H238ZM241 171V170H240ZM260 171V170H259ZM71 172V176H72V174L73 173H75V171L72 173ZM81 172V171H80ZM132 172H134V173H136L134 170L132 171ZM131 172V174H133ZM138 172V171H137ZM144 172V171H143ZM141 173L142 175L145 173ZM155 172V173H156ZM163 172V171H162ZM174 172V171H173ZM185 172V171H184ZM195 172V171H194ZM241 172H243V170L241 171ZM153 173V172H152ZM152 173H147V175H149L150 176V174L152 175L151 177H153V174ZM156 173V174H157ZM164 173V172H163ZM162 173V174H163ZM171 173V172H170ZM175 173V172H174ZM187 173H191V171H189V172H187ZM198 172H196V173H194V174H197ZM216 173V172H215ZM248 173H249V171H248ZM252 173V172H251ZM81 174V173H80ZM130 174V173H129ZM156 174H154V175H156ZM192 174V173H191ZM194 174L192 175V177L194 176ZM222 174V173H221ZM226 174V173H225ZM260 174V173H259ZM136 175H140V173L139 174H137L136 173ZM145 176H146V174H144ZM168 175H169V173H168ZM167 175V176H168ZM171 175V177L173 176L172 174H170ZM180 175V176H181ZM205 175V174H204ZM220 175V174H219ZM263 175V174H262ZM95 176H98V177H101V178H99V179H97L98 177H96L95 178ZM144 176V177H145ZM148 176V177H149ZM158 177H159V175H157ZM164 176H166V173H165V175L163 174V176H161V174H160V182L161 183H164V182H162L161 181V177H164ZM178 175H176V177H177ZM180 176L178 177V179L180 178ZM185 176V174L183 173V177ZM189 176V179H190V175H188ZM188 176H185V177H187L188 178ZM195 176H197V175H195ZM208 176V175H207ZM216 176V175H215ZM74 177H75V175H74ZM104 177V176H103ZM130 177H131V179H132V184H131V182H130ZM144 177H142L143 179H144ZM157 177V178H158ZM185 177H184V180H185ZM199 177V176H198ZM202 177H204V176H202ZM206 177V176H205ZM221 177V176H220ZM263 177V176H262ZM94 178H95V180H94ZM155 178H156V176H155ZM156 178V179H157ZM182 178V177H181ZM197 177H195L194 179H196ZM230 178V177H229ZM240 178H242V177H240ZM244 178V177H243ZM253 178V177H252ZM70 179L71 180H73V181H70ZM149 179H150V177H149ZM148 179V180H149ZM175 179V178H174ZM198 179V178H197ZM207 179V178H206ZM235 179V178H234ZM238 179H239V177H238ZM68 180V181H67ZM151 180H152V178H151ZM169 180V179H168ZM172 180V179H171ZM192 180H193V178H192ZM242 179H240V181H241ZM254 180V179H253ZM258 179H256V181H257ZM263 180V179H262ZM138 181V180H137ZM139 181H140V179H139ZM150 181V180H149ZM158 181V180H157ZM170 181V180H169ZM168 181V182H169ZM180 181L182 182L183 180H181L180 179ZM189 181V180H188ZM187 181V182H188ZM195 181V180H194ZM197 181H201V180H197ZM203 181V180H202ZM211 181V180H210ZM229 181V180H228ZM232 181H233V179H232ZM167 182V181H166ZM187 182H185V183H187ZM204 182V181H203ZM218 182V181H217ZM244 182V181H243ZM247 181L245 180V182L244 183H242L241 182V184L243 185V184H245ZM249 182V181H248ZM254 182V181H253ZM260 182H261V180H260ZM264 182V181H263ZM144 183V182H143ZM158 182H153V184H155V186H154V188L156 187V184H157ZM172 183V182H171ZM176 183H178V182H176ZM184 183V182H183ZM189 183H191L190 181H189ZM189 183H187V184H189ZM192 183H193V181H192ZM191 183V184H192ZM197 183V182H196ZM215 183H216V181H215ZM219 183V182H218ZM230 183H232V182H230ZM150 184V183H149ZM148 184V185H149ZM179 184H181V183H179ZM200 184V183H199ZM204 183H202V185H203ZM214 184V183H213ZM212 184V185H213ZM228 184V183H227ZM253 184V183H252ZM260 184V183H259ZM258 184V185H259ZM77 185H79V183L77 184ZM75 186V187H77L78 188V186ZM87 185V187H85ZM142 185V184H141ZM160 185V184H159ZM158 185V186H159ZM163 186H164V184H162ZM166 185H168V183H166ZM171 185V184H170ZM190 185V184H189ZM193 185V184H192ZM197 185L198 184H196V187L195 188H193L194 189V191H195V189L197 188ZM221 185H222V182H221ZM230 185V184H229ZM240 185V184H239ZM247 185H248V183H247ZM246 185V186H247ZM149 186H151V185H149ZM149 186H146V188L147 187H149ZM158 186H157V189H158ZM161 186V185H160ZM159 186V188H160V190L161 189H163V188H161ZM172 186V185H171ZM173 186H176V184L174 185L173 184ZM172 186V187H173ZM185 186H186V184H185ZM191 186V185H190ZM205 186H207L206 184H205ZM210 186V185H209ZM208 186V187H209ZM220 186V185H219ZM226 186V185H225ZM232 186H234V183H233V185ZM249 186V185H248ZM79 187V188H80ZM165 187V186H164ZM169 187V186H168ZM179 187V186H178ZM200 187H201V185H200ZM208 187H206V188H208ZM227 187V186H226ZM238 187V186H237ZM241 187H243V186H241ZM253 187V186H252ZM263 187V186H262ZM261 187V188H262ZM88 188L89 189H92L93 190V192L92 193H89L88 192ZM145 188V189H146ZM151 188H153L152 186L149 188V189H151ZM182 188V187H181ZM191 189H192V186L190 187ZM205 188V187H204ZM217 189H219L218 187H216ZM215 188V189H216ZM236 188V187H235ZM246 188L247 187H245V189H244V187H243V190L242 189H240V190H242V191H245L246 190ZM251 188V187H250ZM254 188H256V187H254ZM259 188V187H258ZM258 188H256V189H258ZM84 189H85V191H86V189H87V192H85L84 191ZM148 189V188H147ZM149 189H148V191H149ZM156 189V188H155ZM165 190L164 191H167L168 189H166V188H164ZM174 189V188H173ZM177 189V188H176ZM188 189V188H187ZM190 189V190H191ZM198 189L199 190H197V191H200V188H199V185H198ZM201 189H203V187H201ZM211 189H213V188H211ZM216 189V190H217ZM225 189V188H224ZM230 189V188H229ZM234 189V188H233ZM92 190H90V191H92ZM154 190V189H153ZM179 190V189H178ZM181 190V189H180ZM222 190V189H221ZM220 190V191H221ZM235 190V189H234ZM248 191L250 190V189H247ZM75 191V190H74ZM140 191H141V193H140ZM159 191V190H158ZM157 191V192H158ZM163 191V192H164ZM192 191V190H191ZM194 191H192V192H194ZM223 191V190H222ZM228 191H230V190H228ZM145 192V191H144ZM151 190L149 191V193L151 194ZM170 192V191H169ZM179 192V191H178ZM177 192V193H178ZM182 192V191H181ZM196 192V191H195ZM194 192V193H195ZM225 192H226V190H225ZM250 192H252V191H250ZM250 192H249V194H250ZM74 193V194H73ZM148 192H146V194H147ZM153 193V192H152ZM155 193H156V191H155ZM160 193H162V191H160ZM177 193H176V195H177ZM180 193V192H179ZM189 193V192H188ZM188 193L186 194V195H184V196H186V198H187V195H188ZM197 194H198V192H196ZM224 193V192H223ZM234 193H235V191H234ZM238 192H236V194H237ZM241 193V192H240ZM239 193V194H240ZM248 193V192H247ZM260 193V192H259ZM261 193H262V191H261ZM145 194V195H146ZM154 194V193H153ZM162 194V195H163ZM166 194H167V192H166ZM236 194H234L235 196H236ZM245 194V193H244ZM252 194H254V193H252ZM251 194V195H252ZM264 194V193H263ZM157 195H160V194H158L157 193ZM183 195H181L182 197H183ZM191 195V194H190ZM189 195V196H190ZM196 195V194H195ZM221 195V194H220ZM233 195V194H232ZM242 195V194H241ZM241 195H239V196H241ZM259 195V194H258ZM144 196V195H143ZM154 196V195H153ZM170 196H171V200H170ZM188 196V197H189ZM192 196V195H191ZM244 196V195H243ZM149 197V196H148ZM194 197H198V196H194ZM217 197V196H216ZM250 197V196H249ZM261 197V196H260ZM264 197V196H263ZM145 198V197H144ZM174 198V199H173ZM181 197L179 196V199H180ZM208 198V197H207ZM206 198V199H207ZM220 198V197H219ZM238 197H236V199H237ZM244 198H245V196H244ZM247 198V197H246ZM251 198V197H250ZM249 198V199H250ZM253 198V197H252ZM258 198H259V196H258ZM164 199V198H163ZM179 199H178V196H177V200L179 201ZM212 199V198H211ZM230 199H232V198H230ZM229 199V200H230ZM240 199H242V201H243V198H239V199H237V200H239L240 201ZM248 199V198H247ZM254 199V198H253ZM184 200H186V199H184ZM236 200V201H237ZM255 200V199H254ZM257 200V199H256ZM255 200V201H256ZM260 200V199H259ZM264 200V199H263ZM51 201H53L52 203H53V205H54V212L56 213V212H58L59 213V217H54V218H56V220L54 221L53 220V213H51L52 212V210H50L51 208H53L52 206V203H51ZM88 201L90 202H92V204L91 205H95V209H93L92 211H94L93 213L95 214V215H93L90 211L89 212H87L86 210H84L83 208H82V206L85 208L89 203H88ZM153 201H155V202H153ZM162 203H164V205H165V209H161L162 210V212H159L160 214H163V215H161L160 216V214H159V216L160 217H162L161 219H158V220H161V221H158L157 222V224H156V228L155 229H151V234H152V231H154L153 233H154V235H150V233L148 232V231H150V230H146V224H150L151 222L153 223V220H152V218L155 216V215H157L156 213H155V215H153V217L152 218H149V217H147V218H149V219H151L152 221L151 222H148V223H144V226H145V230L147 231V233L149 234V236L146 234V237H148L147 239H146V242L144 243V237H143V243H142V241H140L141 239V236L139 235V238L138 239H140L139 241H137L138 243L139 242H141L142 243V245H140V243L138 244L137 242H136V239H137V236H138V234L140 233H142L141 232V230L143 229L142 228V223L140 222V220H138V219H136L137 218V216L139 217L140 215L142 216V215H146V213L148 212V210H149V212H148V214L149 215H151L150 214V211H154V209L156 210V211H160V207L161 206H163L164 207V205L162 204V205H160V203L161 202ZM183 201V200H182ZM188 201H190V200H188ZM215 201H217V200H215ZM219 201V200H218ZM233 201V200H232ZM239 201H238V205H239ZM245 201V200H244ZM258 201V200H257ZM97 203V206H96V204H93V203ZM181 202V201H180ZM186 203H187V201H185ZM230 202V201H229ZM247 202V201H246ZM262 202H264V201H262ZM262 202H260V203H262ZM51 203V204H50ZM86 203H88L87 205H86ZM184 203V202H183ZM195 203V202H194ZM193 203V204H194ZM198 203V202H197ZM225 203V202H224ZM231 203V202H230ZM234 203V202H233ZM242 203V202H241ZM83 204H85V206L83 205ZM174 204V203H173ZM176 204V203H175ZM226 204V203H225ZM82 205V206H81ZM90 205V204H89ZM91 205H90V207H91ZM192 205V204H191ZM227 205H229V204H227ZM243 205V204H242ZM174 206V205H173ZM176 206V205H175ZM186 206H189V204L187 203L186 204ZM220 206V205H219ZM253 206V205H252ZM260 206V205H259ZM42 207V208H41ZM138 207H140V210H139V208ZM194 207V206H193ZM201 207V206H200ZM221 207H222V205H221ZM220 207V208H221ZM246 207V206H245ZM247 207H248V204H247ZM257 207V206H256ZM41 208V209H40ZM87 208H88V206H87ZM92 208V207H91ZM142 208V209H141ZM174 208V207H173ZM187 208V207H186ZM191 208H192V206L190 207L189 206V209L191 210ZM219 208V207H218ZM224 208V207H223ZM255 208V207H254ZM261 208V207H260ZM42 209H44L43 210V212H40L42 215V217H39V218H37V216L39 215V211L40 210H42ZM86 209V208H85ZM88 209H90V208H88ZM97 209H99V210H101V213H99V210L97 211V214L95 213L96 212V210ZM202 209V208H201ZM215 209V208H214ZM253 209V208H252ZM64 210V212L62 213V211ZM83 211L84 210V212H86V214L88 213V214H90L89 216H86V215H84L83 214V216H81V214L79 213L80 211ZM207 210V209H206ZM221 210V209H220ZM243 210H245V209H243ZM259 210V209H258ZM166 211V210H165ZM186 211V212H185ZM203 211V210H202ZM208 211H210V210H208ZM217 211H219V210H217ZM232 211V210H231ZM235 211H236V209H235ZM238 211H239V209H238ZM254 211V210H253ZM169 212H171V211H169ZM241 212V211H240ZM58 213H56V214H58ZM62 213V214H61ZM80 214V215H77V214ZM83 213V212H82ZM172 213V212H171ZM191 213V212H190ZM204 213H205V211H204ZM208 213V212H207ZM242 213H243V211H242ZM242 213H241V215H242ZM245 213V212H244ZM38 214V215H37ZM65 214V215H64ZM87 214V215H88ZM100 214V215H99ZM101 214H103V218L102 219H100V217L99 216H101ZM55 215V214H54ZM96 215H99L98 216V218L96 219V221H95V216ZM167 215V214H166ZM165 215V216H166ZM169 215V216H170ZM184 215H186V218H185V220L183 219L184 218ZM190 215V214H189ZM212 215V214H211ZM227 215V214H226ZM246 215V214H245ZM248 215V214H247ZM78 216H80V217H78ZM159 216L157 217V218H159ZM259 216V215H258ZM81 217H83V218H81ZM88 218V220H89V222L87 221V222H85L86 220H87V218ZM167 217V216H166ZM231 217V216H230ZM243 217V216H242ZM144 218H145V216H144ZM144 218H142V219H144ZM154 218H156V217H154ZM153 218V219H154ZM170 218V217H169ZM170 218V219H171ZM190 218V219H189ZM232 218V217H231ZM101 220V221H99L98 222V220ZM164 219V220H163ZM186 219H188L187 221H186ZM250 219V218H249ZM264 219V218H263ZM94 220V222H93V224H94V227L95 226H98L97 227V229L96 228H94V227H92L90 224H92V221ZM145 220H147L146 218H145ZM155 220V219H154ZM221 220H222V218H221ZM230 220V219H229ZM142 221V220H141ZM144 221V220H143ZM198 222H200L199 220H197ZM197 221H195V222H197ZM59 223L58 225H60L58 228L59 229H54V226H55V224L56 223ZM96 222H97V225H95L96 224ZM184 222H185V224H184ZM197 222V223H198ZM234 222V221H233ZM88 223H89V227L87 226L88 225ZM151 223V224H152ZM212 223V222H211ZM210 223V224H211ZM225 223V222H224ZM227 223V222H226ZM92 224V225H93ZM153 224H155V222L153 223ZM153 224L151 225V226H153ZM209 224V225H210ZM234 224H236V223H234ZM248 224V223H247ZM86 227H85V226ZM188 225V224H187ZM193 225H195L194 224V222H193ZM213 225V224H212ZM216 225V224H215ZM257 225V224H256ZM57 226V225H56ZM100 226H102L103 228V231H104V233H102L103 231H102V229L100 230V229H98V228H101ZM222 226H223V223H222ZM221 226V227H222ZM228 226V225H227ZM89 229H88V228ZM178 227H177V230H178ZM198 227L201 229H198ZM209 227V226H208ZM207 227V228H208ZM215 227V226H214ZM243 227H245V226H243ZM257 227V226H256ZM42 228V229H41ZM91 228H93V229H95V230H100L99 232H101L102 234L101 235H103V236H101L100 234H96V232H98V231H93ZM165 228H167V229H165ZM227 228V227H226ZM229 228H230V226H229ZM234 228V227H233ZM259 228V227H258ZM263 228V227H262ZM143 229V230H144ZM176 229V228H175ZM188 229V230H187ZM215 229V228H214ZM173 230H174V228H173ZM200 230V231H199ZM203 230H204V228H203ZM212 230V229H211ZM220 230V229H219ZM227 230V229H226ZM41 231H42V233H41ZM58 231H57V235H58ZM228 231H230V230H228ZM241 231V230H240ZM251 231H252V229H251ZM145 232V231H144ZM176 232H178V231H176ZM190 232H191V234H190ZM210 232V231H209ZM224 232V231H223ZM237 232V231H236ZM59 233V234H60ZM203 235L205 236V234L207 235V233L206 232H204L203 231ZM40 234H42V237H41V235ZM64 234V235H63ZM143 234V233H142ZM174 234H175V232H174ZM177 234V233H176ZM230 234V233H229ZM239 234V233H238ZM60 235V236H61ZM144 235V234H143ZM183 235H185V234H183ZM202 235V236H203ZM210 235V234H209ZM213 235V234H212ZM220 235V234H219ZM218 235V236H219ZM227 235V234H226ZM245 235V234H244ZM44 236V237H43ZM98 236H101L100 238L98 237ZM151 236H155V238L157 239L158 237L160 238V240H161V245L159 246L157 243H156V239L154 238V240L153 241H155L154 243H156V246L158 245V247L159 248H157V247H154V248H150V246H152L153 247V245H148V241L150 242V240H148L149 239V237L151 238ZM171 236H173V235H171ZM177 236V235H176ZM187 236V235H186ZM202 236H201V238H202ZM203 236V237H204ZM231 236V235H230ZM206 237V236H205ZM204 237V238H205ZM208 237H210V236H207V239H208ZM222 237V236H221ZM64 240H63V239ZM181 238H183V237H181ZM192 238V237H191ZM193 238V239H194ZM203 238V239H204ZM223 238V237H222ZM237 238V237H236ZM244 238V237H243ZM259 238V237H258ZM153 239V238H152ZM165 239V240H164ZM198 239H195V240H192V242L194 241V243H192V244H197V243H200L199 244V246H198V248H199V250H200V248H201V242H199V240ZM202 239V240H203ZM225 239V238H224ZM234 239V238H233ZM238 239V238H237ZM160 240H159V242H160ZM182 240V239H181ZM180 240V241H181ZM184 240V239H183ZM196 240H198V242L196 241ZM201 239H200V241H202ZM210 240V239H209ZM221 240V239H220ZM223 240V239H222ZM221 240V241H222ZM232 240V239H231ZM246 240V239H245ZM153 241L152 242H150V243H153ZM179 241V242H180ZM189 241H191L190 239H189ZM188 241V243L190 244V242ZM208 241V240H207ZM227 241V240H226ZM239 241V240H238ZM244 241V240H243ZM168 242V241H167ZM183 242V241H182ZM196 242V243H195ZM210 242H211V240H210ZM264 242V241H263ZM262 242V243H263ZM149 243V244H150ZM177 243V242H176ZM184 243H185V240H184ZM216 243V242H215ZM59 244H60V242H59ZM82 244H85V245H87V246H84L83 248L85 249L86 247H90V251L89 252H85L86 250H89V247L86 249V250H84L83 248H82V251H79V250H81V249H79L78 250V245L79 246H81ZM164 244V245H163ZM175 244V243H174ZM178 245H179V243H177ZM221 244V243H220ZM249 244V243H248ZM56 245H57V243H56ZM181 245V244H180ZM179 245V246H180ZM183 245V244H182ZM188 245V244H187ZM206 245V244H205ZM211 245V244H210ZM217 245V244H216ZM225 245V244H224ZM230 245V244H229ZM240 245H242L241 243H240ZM83 246V245H82ZM81 246V247H82ZM155 246V245H154ZM170 246H171V244H170ZM174 246V245H173ZM172 246V247H173ZM178 246V247H179ZM185 245H183V247H184ZM193 246V245H192ZM208 246V245H207ZM213 246V245H212ZM53 247H51V249L53 248ZM56 247V246H55ZM54 247V248H55ZM80 247V248H81ZM186 247V246H185ZM188 248V250H189V245L187 246ZM195 247H197V246H195ZM194 247V248H195ZM211 247V246H210ZM218 247V246H217ZM243 248H244V246H242ZM246 247V246H245ZM60 248V246H57V248H56V250H54V252H52L51 251V249H50V251L54 254L56 251L58 252L59 249ZM92 248L94 249V251L92 250ZM202 248H203V246H202ZM215 248V247H214ZM220 248H221V246H220ZM225 248H227V247H225ZM46 249V250H45ZM167 249V250H166ZM173 249V248H172ZM171 249V250H172ZM186 249V250H187ZM192 248H190V250H191ZM216 249V248H215ZM222 249V248H221ZM228 249V248H227ZM246 249L247 250H249V247L247 248L246 247ZM84 250V251H83ZM177 250V249H176ZM182 250L184 251V249L182 248ZM196 250V249H195ZM204 250V249H203ZM202 249H201V251H203ZM228 250H230V249H228ZM232 250V249H231ZM239 250V249H238ZM242 250V249H241ZM250 250H252V248L250 249ZM254 250V249H253ZM257 250V249H256ZM47 251V252H46ZM62 251V250H61ZM93 251V252H92ZM169 251H170V249H169ZM183 251L181 252L182 254H183ZM193 251V250H192ZM200 251V252H201ZM209 251V250H208ZM243 251V250H242ZM244 251H246L245 249H244ZM56 252V253H57ZM85 252V253H84ZM167 252V253H166ZM172 252V251H171ZM191 252V251H190ZM197 252V254H199V252H198V249L193 253V254H195ZM206 252V251H205ZM205 252L203 253V252H201V253H203V254H205ZM209 252H212V251H209ZM215 252V251H214ZM238 252V251H237ZM252 252V251H251ZM253 252H255V250L253 251ZM259 252V251H258ZM263 252V251H262ZM261 252V253H262ZM55 253V254H56ZM155 253H157L158 255H156ZM180 253V252H179ZM189 253V252H188ZM187 253V254H188ZM208 253V252H207ZM221 253V252H220ZM227 253V252H226ZM247 253H249V254H247V255H251V253H250V251H248ZM41 254V255H40ZM50 255H52L51 253H49ZM49 254H47L46 256H48ZM58 254H60V252L58 253ZM166 254H167V257L166 258H171V259H169V261L167 260H165V258H162L161 257V259H160V261H158L159 259V257H160V255H163V256H166ZM197 254H195V256L193 255L192 257L194 258V257H196V255ZM212 254V253H211ZM217 254H218V252H217ZM169 255V256H168ZM177 255V254H176ZM175 255V256H176ZM185 255V254H184ZM191 255H192V253H191ZM190 255V256H191ZM222 255V254H221ZM239 255V254H238ZM55 256V255H54ZM53 256V257H54ZM57 256L59 257V255H56L55 256V258H57ZM61 256V255H60ZM179 256H180V254H179ZM198 256V258L200 257V256H202L203 257V255H197ZM206 255H204V257H205ZM241 256V255H240ZM51 257V256H50ZM62 257V256H61ZM63 257H64V253H63ZM66 257V258H67ZM189 257V256H188ZM192 257H189V258H191L190 260L188 259V261H193V258ZM201 257V258H202ZM243 257H244V255H243ZM0 258H2L1 256H0ZM49 258V257H48ZM65 257L64 258H62V260L64 259H66ZM179 258V257H178ZM181 258V257H180ZM179 258V259H180ZM183 258V257H182ZM187 258V257H186ZM206 258V257H205ZM248 258V257H247ZM253 258V257H252ZM3 259H5V258H3ZM3 259H1L2 261H3ZM7 259V260H8ZM41 259V260H40ZM54 258H49V260H53ZM96 259L94 260V262L96 261ZM176 259V258H175ZM185 259V258H184ZM236 259V258H235ZM246 259V258H245ZM251 259V258H250ZM7 261V262H11L12 263V261ZM58 260V259H57ZM56 259L55 260H53V261H56V264L57 263H59L58 261H57ZM61 260V261H62ZM67 260L65 261L66 262V264H67ZM187 260V259H186ZM185 260V261H186ZM194 260H195V258H194ZM198 260H202V261H199V262H203V258L202 259H198ZM198 260H195L196 262L198 261ZM206 260H207V258H206ZM223 260V259H222ZM252 260V259H251ZM60 261V260H59ZM60 261V262H61ZM70 261V262H71ZM181 261H182V259H181ZM181 261H178V263L179 264H181L182 262ZM187 261V262H188ZM214 261V260H213ZM213 261H212V263H213ZM258 261V260H257ZM263 261V260H262ZM47 262V261H46ZM51 263H52V261H50ZM65 262H63L64 264H65ZM69 262V261H68ZM69 262V263H70ZM174 262V261H173ZM186 262V263H187ZM191 262H188V263H191ZM194 262V261H193ZM196 262H194L195 264H200L199 262L198 263H196ZM204 262H206V261H204ZM203 262V263H204ZM208 262V261H207ZM220 262V261H219ZM236 262V261H235ZM254 262V261H253ZM2 263V262H1ZM5 263V262H4ZM13 263V264H14ZM45 263V262H44ZM62 263V262H61ZM62 263V264H63ZM73 263H70V264H73ZM176 263V262H175ZM177 263V264H178ZM185 263V262H184ZM185 263V264H186ZM187 263V264H188ZM194 263H191V264H194ZM231 263H232V261H231ZM237 263V262H236ZM240 263V262H239ZM239 263H237V264H239ZM3 264V263H2ZM172 264H174V263H172ZM209 264V263H208ZM233 264V263H232ZM242 264V263H241ZM245 264H246V262H245ZM250 264V263H249Z\"/></svg>",
  "mask_w": 264,
  "mask_h": 264
}]
</instances>
